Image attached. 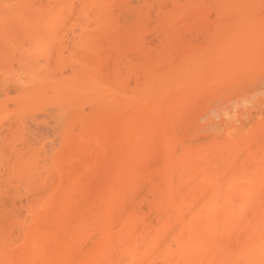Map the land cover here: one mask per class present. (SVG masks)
Instances as JSON below:
<instances>
[{"label":"rangeland","instance_id":"1","mask_svg":"<svg viewBox=\"0 0 264 264\" xmlns=\"http://www.w3.org/2000/svg\"><path fill=\"white\" fill-rule=\"evenodd\" d=\"M5 1V2H4ZM28 1H30V0H0V6L2 7V5L1 4H3V6H4V9H3V7H2V9H1V7H0V13L2 12V14L0 15V16H2V20L4 21L5 19H6V22L5 23H7L8 22V24H3L2 22H0V26H2L1 25V23L3 24V25H5V26H7L8 25V27H5L4 28V26H2L1 28H0V115H2V116H0V132H2L3 130V134L2 133H0L1 134V136H2V138L4 139H2L1 138V140H0V186H1V184H2V187H0V193L1 192H3V191H5V193L3 194V193H1L0 195L2 196V194H3V197H1V199H0V210L2 211V209H3V206L5 205L4 203H5V201H7V205L6 206H12L13 204H12V202L11 201H15V197H16V200L18 201H16V202H14V204H18V205H14V206H12V208L10 209H8L6 206H4V208H6L7 210H11V212L9 211V216H8V211H6V209H4L3 210V215H2V212H1V214H0V218H1V221H2V223H1V221H0V223H1V226H0V232L1 231H3V233L1 232L0 234L2 235V236H0V238L2 239L1 241H0V244H3V246H4V248H5V250L4 251H2V252H4V254H5V256L3 255V253L2 252H0V254L2 253V255H3V259L2 260H0V264H6V262L7 261H5L4 263H2V261L5 259V257H6V259H7V256H8V259L10 260V261H8V263L7 264H12L11 263V261H13L14 259L16 260V262H17V259H18V264H20L21 262V258H23L24 259V255H23V252L25 251L24 250V248H25V246H28L27 248H26V251H27V249H30V251H32L33 250V247H32V250H31V246H29V243H35V241H32L31 242V238L33 237V239H34V233H33V235L32 236H30V234H29V236H27V237H29L30 239H28V238H26V236H25V233H26V229H24L23 230V228H25L24 227V225H25V222L27 221V217H25V215H26V207H27V204L31 201H29L28 199H30V196L32 197V190L29 192L27 189H28V185H29V181H30V179H31V183L33 182V184L35 185V183L34 182H36L37 180H38V182H40L39 180L41 179L40 177H38V171H36V169L34 170V171H36V173L35 174H37V175H34V173L33 174H31L32 172H31V170L30 169H33V166L30 168V166H26V164H25V166H24V168L25 167H28L27 168V170H24V168L22 167V171H21V175L20 176H18V173H20V170L19 169H21V166H19L20 168H18L16 165H18V164H22L23 163V165H24V162H26V161H24L26 158H23V160L22 159H20V158H22L23 157V154L25 155V153L26 152H29L27 149H24V148H29L30 146H31V148L30 149H33V150H31L32 151V154H31V156H33L34 158H35V160H33V157H31L32 158V161L30 162V163H35L34 164V166H36V163H38L39 164V160H37L38 158H39V156H38V154H37V150H40L39 152L41 153V159H47L48 158V155L50 156L49 158H51V162L52 163H54V170L51 172V174L49 175V177H48V174L46 173V170H45V173H44V170L42 171V173L43 174H45L46 175V177H45V179H44V177L42 178V182L44 181V182H46L45 183V187H48V190L49 191H53L55 188H54V186H52L53 184L52 183H54V184H57V183H59V182H62V181H57L56 183L55 182H53V181H56V180H59V179H54V178H58V176H57V173L55 172L56 170H57V172H58V174L61 172L62 173V175H61V178L63 179L64 177H63V174H65V176L67 177V179H68V181H67V179H66V181L67 182H64V184H62V183H59V185H62V186H59V188L60 189H58V186H56L57 188L56 189H58L57 191L56 190H54V191H56L55 192V194L53 195L51 192L49 193V196L51 197L52 195H53V197H52V202H56L57 201V199H58V196H59V199H60V197H62L63 198V195L61 196L60 194H64V191H62L63 189H65V184H67L68 183V187L67 188H69V185H74V181H76L78 184H80V185H83L82 184V182H81V180H79V175H83V171L85 170L86 171V169H84L82 172L83 173H80L81 172V169L79 170V171H77V170H75L76 168H73V166L74 167H77V166H81L82 164H84L85 163V161H84V163H82V162H79V161H83V159L85 158V157H87L89 154H91V158H85V160L86 159H91V167H90V169L88 170L87 169V171L86 172H88V171H90L91 172V174L93 175L94 173H95V171H98L99 169V172L101 171V173L100 174H98V172L97 173H95V174H98L99 176H101V175H104L105 173H104V171L106 172L107 170L105 169L104 170V168L106 167L105 165H107V167H108V163H109V166H110V164H111V161H113V163L114 164H116V163H118V162H116V161H118V159H119V157L121 156V154L118 156L117 154H119L118 153V151H119V149L117 150V154H116V156H113L114 154L113 153H116V145L118 146V144H116L115 145V142L117 141H119V140H121L122 141V139H124L125 140V138H128V137H130L131 135H129V134H131V132L128 134L129 136L128 137H126L127 135L125 134V132L127 131V129H128V127H130L132 124H133V122L134 123H136L137 125H135L134 124V126L133 127H130V128H134V134H136V136L135 137H133L134 139H133V141L135 142H132L131 143V145L133 146V145H135V146H133V147H135V149L136 150H134L133 152H135L136 151V153H138L137 154V156H136V153L134 154V156H136V157H133V155H132V153H130L132 150H130V141H128V140H125L124 141V144H122L121 143V141L119 142V143H121L122 145L120 146V144H119V146L120 147H123V149H125V150H127V148L129 147V150H130V152H129V150L128 151H125L124 150V153H126V155L127 156H129L130 157V160H127V159H125L126 157L123 155V149H121V152L120 153H122V155H123V158H120V160H121V162H122V166H124V164H123V162L124 163H127L128 165H126V167H122L121 168V170H123V173L125 172H127V175H129V178H130V175L131 174H133L134 173V175H136L137 174V181H135L136 182V186L135 187H137L136 189H135V187H134V189L136 190V191H134L135 193L134 194H132L131 195V197L129 198L128 197V194L130 195V189L132 190V187L129 189V192H128V190H126V192H128V193H126L125 192V197H126V194H127V197H126V199H124V200H127V198H128V200H130V202H132L133 203V206L135 207V205H136V213L134 212V214L136 215V217H138V219H139V221H141L142 222V224L144 225V226H147L148 224H150L151 222V224H153V221H152V219H154L155 218V215L157 216V212H158V210H157V205L155 204V201H156V194L158 195V196H160L165 190L163 189V192L162 193H159V192H161L162 191V189H160V188H158V187H160L161 186V183H162V181L164 180V178H167V176L166 177H164V175H168V174H170V175H172L173 174V176H169L170 177V179L171 178H175V170L176 169H178V165L181 167H183L184 168V170L183 169H181L180 167H179V169H181V172H183V174H185L186 173V175H181V174H179V175H177V177L179 176V177H182V181H181V179H180V181H177L176 182V180H175V182L179 185V187H177V184L176 185H174L175 187H172L171 185H170V183L169 182H167L169 185H170V187H169V189H171V193L169 194V195H171L170 197H167V198H169L170 199V203L172 204V202H173V200L175 201V203L176 204H178L179 202H182L183 203V200H185L186 201V199L188 200V198H189V202H193V204H201V206L203 205V203H205L206 201H207V199L210 201V202H213V201H221V203L223 202V201H225L224 203H222L221 204V206H224L225 207V205H227V206H230V208H233V209H238L239 210V208H240V211H242L243 212V216H244V214L246 215V213H249V211L247 210V209H249L250 208V206H251V208L253 207V212H255V210H254V208L256 209V207L257 206H261L262 204L264 205V198L262 199V200H260L259 201V203H258V201H257V198H256V201L254 200V202L255 203H257V204H255L256 206H253L252 204V202H253V199L251 200V205H250V201H249V196L247 197V200H243L244 202H246L247 201V203H248V205H250L249 207L248 206H246V204H244L243 203V201H242V199L240 200L241 201V203H240V201H238V204L236 203V202H234L235 201V199H237V197H243V196H246L248 193H245V195L243 194L242 195V193H241V195H238V193H233L234 194V196H233V194H232V199H230V200H226L227 198H225V196H227L228 194L227 193H225V192H222L221 194H218V192H217V196L219 197V198H217V196H215V195H211V193L209 194L208 192L209 191H212L208 186H207V184L208 185H215V183H217V184H219V185H223V183H225V182H223V180L225 179L224 178V175H228V171L227 170H224L225 172L224 173H226V174H224L223 173V166L222 167H220L221 168V171L222 172H220L218 169H216V170H218V172H220L219 173V175H217V176H219V178H217V179H215V178H213V176L211 177V176H209L208 178H210L211 177V181L209 180H207V178L206 177H203V176H201V174H199V177H197L198 176V173L196 174V171H198L197 169H198V167L196 166L197 164H199L200 165V167H199V169H201V170H203L202 168L204 167V165L202 164V162L203 161H206V160H208L207 159V157L209 158V155H211V156H213V154H215V159H217V160H219V159H221L224 155H221V153L223 152V151H225V150H229L230 149V155H229V157H228V155H227V158H226V160L231 164V163H233V165H236V167L237 168H239V167H241V166H243V167H241V168H246V170L250 173V171H253V165L252 164H254L255 162L257 163V162H259V161H261V160H263V158L261 159V156H264V152H262L263 150H261V148L262 149H264V136H262V135H264L262 132H264V116H263V114H264V111H263V109H264V73H263V71H264V42L262 41V38H258L257 39V37L256 36H258V35H260V36H262L263 37V40H264V33H263V30H264V27H258V28H261L262 29V31H261V29H257L256 30V27H254V29L256 30V31H259V32H256L252 27V30H251V28L250 27H247V33H249V34H247L246 32H244V31H242L241 29L242 28H244V27H239V28H237L236 29V31H230L229 30V32H230V34L231 35H229V32L227 33L226 31H228L227 30V28H226V30H224V29H222V28H225V27H218V26H220L221 25V23H220V18L221 17H219V16H221L220 15V9L218 10V9H216L217 7H215V5H217L218 6V2L217 1H223V0H200L199 2L201 3H197V1L198 0H191V1H189L190 2V4H191V2H193L192 4H191V6H194L193 8L190 6V4H189V2L186 0H182L181 2H179V3H176V2H174L173 0H172V2H174V3H172L171 2V0H165V1H167V2H165V3H167V4H169L170 6V8L171 9H169V7H168V9H169V12H165V13H168L169 15H173V13L174 14H183L182 15V17H181V15H179V16H177V17H180V18H177V17H175V18H177L176 20V22H177V25L176 26H174V23H176L175 21L173 22V25H172V23H171V25L172 26H169V28L168 27H160V29H159V27H158V23L157 24H154V23H156V22H158V20H157V17H158V15L159 14H162V13H164V12H162V11H164V10H166V11H168L167 10V8H166V4H165V6H164V8H160L159 6L157 7V5H155L154 6V4H156V3H158V1L156 2V3H154L153 2V0H148V2L149 3H151V6H150V8H149V10H148V12H150L149 13V15H151V16H148V14L146 13V15L144 16V20H142L143 19V7L142 6H145V5H147V3H145V2H147L146 0H144V4H142L143 2H142V0H138V2H142L141 3V5H140V7H142L140 10L142 11H140L139 9V12L140 13H138L137 14V16L139 15L140 17H142V18H140L139 16H138V18H140V19H138L137 20V18H135L133 15H132V18L130 17L131 16V12L128 10V7H129V9H131V11L134 13V15L136 16V10H135V8H137L136 6H139V4L138 5H136L135 6V4H136V1L134 0H131V2H133L132 4L135 6V8L133 7V5L131 4V2H129L130 0H123V1H121V2H117V0L115 1L114 0V2H117V3H119L118 5H116L117 3H115V5H114V7H113V4H112V0H110L111 1V4H108V3H110V2H108V3H106V5H108L109 7H110V9H111V11L112 12H114V14L115 15H113L109 10L107 11V10H105V11H107V12H104L102 15L105 17V18H103L102 17V19H101V17H99L100 18V20H102V22H104V20L103 19H105V21L106 22H110V24L108 23V24H106V25H103V23L101 24V26H107V27H104V28H101V29H98V30H100V31H94V29H96L97 27H99V26H97L96 28H95V26L93 27V32L92 33H96V34H94L95 36L97 35L99 38H101L100 39V41L98 42V43H100L101 45H103V47L101 46H99V45H97L98 43L96 42V40L95 41H93V39H95V37L93 36L92 37V42H96L95 43V45H97L98 46V48H92L91 46H89V44L87 43V47H89V50H91V51H89L88 50V48H87V50L86 51H82V50H80L79 49V47H80V44H79V47H77V48H75L74 49V45H75V42L77 41V40H84V39H82V38H88V37H91V36H85V34H83V31H81V27L83 28L84 26V21L86 20V19H88L87 18V16H85L86 18L84 19L82 16H81V14H79L78 15V13L80 12V10H82V9H80L79 10V12L77 13V11L76 10H74V9H77V6L80 4L81 5V2H83L82 0H81V2L79 3V2H77L78 0H76L75 2H77V3H75V7H72V9H71V6H73L74 5V1H73V3H70L71 1L69 0V1H67L68 3H70V4H65V5H70V9L72 10V14H74L76 17H74V16H72L73 18H77V19H79V24H77L78 22L75 20H73V18H68L69 16L67 15V17L66 16H63L62 14L60 15L59 13H57L58 11H60L62 8H67L68 6H64L63 5V2L64 1H62V5L64 6H62L61 5V3L60 2H58V7L57 8H61V6H62V8L61 9H56V7L55 6H57V4H56V2L55 1H57V0H55L54 2H55V5L53 6V4L54 3H52L51 5L53 6V8H51L52 6H50V4H48L49 2L48 1H51V0H43V1H40V0H31V2H28ZM34 3H33V2ZM38 1H40V2H38ZM45 1L47 2V4H45L44 5V7L43 6H41V5H43L44 3H45ZM59 1V0H58ZM85 1V0H84ZM97 1H99V0H97ZM102 1V0H101ZM101 1H99V2H101ZM180 1V0H179ZM210 1V2H209ZM216 1V2H215ZM225 1V0H224ZM223 1V2H224ZM231 1V0H230ZM229 1V3H236L237 1L235 0V2H233V1H231L230 2ZM246 1V0H245ZM249 1V3L250 2H253V0H247L246 2H248ZM256 0H254V2H255ZM262 1L263 0H258V2L261 4L262 3ZM2 2V3H1ZM7 2V3H6ZM19 2V3H18ZM22 2H23V8H24V10H23V8H22ZM27 2V3H26ZM66 2V3H67ZM89 2H91V0H89ZM88 2V3H89ZM95 2H96V0H95ZM98 2V3H99ZM103 2V1H102ZM101 2V4L102 5H104L103 3ZM104 2H106V0H104ZM137 2V3H138ZM163 2L164 1H162V5H164L163 4ZM184 2H186L185 4H183ZM187 2H188V4H187ZM204 2V3H203ZM209 2V3H208ZM226 2V1H225ZM18 3V4H17ZM25 3H26V5H28V6H25ZM36 3H37V7H36ZM86 3L87 2H85L84 3V6L86 7V9L92 4V2L89 4V6H86ZM98 3L96 4L97 5V7H98ZM125 4V6H124V4ZM135 3V4H134ZM154 3V4H153ZM176 3V4H175ZM207 3V4H206ZM212 3V4H211ZM6 4V5H5ZM17 4V5H16ZM34 5V7L32 6V5ZM83 4V3H82ZM94 4V5H95ZM131 4V6H132V8H131V6H129ZM153 4V5H152ZM159 4V3H158ZM177 4H179V5H181V7L180 6H178ZM194 4V5H193ZM8 5L10 6L9 7V9L10 8H12V6L11 5H14L15 7H17L18 9H20V8H22V10L23 11H21V9H20V11L18 10V9H16V8H14L15 10H13V9H10V10H12V11H10L9 9H8ZM19 5V6H18ZM40 7H39V6ZM48 7H47V6ZM79 5V6H80ZM88 5V4H87ZM95 5V6H96ZM102 5H99V7L97 8V9H101V7H102ZM120 5H122V8H121V6ZM175 5V6H174ZM184 5H186V6H184ZM187 5H189V7H187ZM210 5H212V6H210ZM21 6V7H20ZM30 6V7H29ZM45 6L49 9V8H51L50 10L52 11V9H56V10H54L57 14H59L60 15V18H59V20H60V22H62L61 24H64L66 21L67 22H69L70 23V21H71V23L70 24H68L67 22V24H68V26H66L65 24H64V27L65 28H63V30H61V29H59L60 27H62V25H60L59 27H57L58 28V30H61V31H59V33L57 32V28H54L53 27V29L55 30V32H57L56 34H53V33H51L52 35H57V34H60V38L59 37H57V36H59V35H57L56 37L55 36H50V34H48V42H52V41H55L52 37H54V38H57L56 40H58V43H56V41L54 42L55 44V46H53L54 48V51L55 52H53L52 51V49L51 50H49L50 52H49V55H50V57L48 56L47 57V50L49 49L48 47L50 46V48H52V44L53 43H51V45L48 43L47 45H46V47H44L45 45H43V47L41 48V50H39L38 51V44L37 43H35V41L37 42V40L39 41V36H38V34H39V32H40V29H38L39 27L37 26V21L39 20V19H42V18H40L39 17V15L42 17V15L41 14H39V13H46L45 11H47L48 9L46 8V10H44L45 9ZM78 6V7H79ZM83 6V5H82ZM83 6V7H84ZM92 6V5H91ZM94 6V7H95ZM101 6V7H100ZM211 8H210V7ZM26 7H29L28 9L26 8ZM39 7V8H38ZM85 7L83 8L84 9V11H85ZM94 7H92V8H94ZM104 7V6H103ZM107 7V6H106ZM108 7V8H109ZM112 7L114 8V9H112ZM115 7H117V8H115ZM153 7H157V8H153ZM178 7V8H177ZM219 7V6H218ZM64 8V10H66ZM80 8H82L81 6H80ZM95 8V11L97 10ZM107 8V9H108ZM175 8H176V10H175ZM191 8V9H190ZM200 8V9H199ZM30 9V10H29ZM31 9H33V10H31ZM39 9V10H38ZM41 9V10H40ZM79 9V8H78ZM99 9V10H100ZM102 9H104V8H102ZM106 9V8H105ZM125 9V10H124ZM127 9V10H126ZM153 9V10H152ZM155 9V10H154ZM156 9H159V10H157L156 11ZM5 10H9L10 12H12L13 13V11L15 12V14H20L21 15V13L23 12V14H24V16L23 15H21V18H20V16L17 14V17H19L20 19H25V16L27 17L28 15L29 16H31V17H29L28 16V18H30V21H29V19L28 18H26L24 21L26 22V23H24V21L23 20H19L20 22H22L23 21V23H24V25L26 26V25H28V27H30V26H32L33 25V23H34V25H35V27H38V28H36V30L38 29V31H34V30H32V28L34 27H30L31 28V30H30V28H26L22 23V25L24 26V27H22V25H19L20 24V22H18L17 24L19 25L18 27H14V25L16 26L17 24H15L16 23V17H14V15L15 14H13V18H11L12 17V14H10V12L9 11H7L8 12V14L7 15H9V17H10V19H12L11 21L9 20V17L7 18L6 16V13H4L3 14V12L5 11ZM34 10L36 11L35 12V14L36 13H38V11H39V13L38 14H34ZM38 10V11H37ZM42 10H44L43 12H42ZM98 10V11H99ZM175 10V11H174ZM181 11V12H177V11ZM186 10V11H185ZM192 12H191V11ZM214 10V11H213ZM49 11V10H48ZM67 11V10H66ZM66 11H62L63 12V14L64 13H68V11H70V10H68L67 12ZM84 11H82V13L84 12ZM93 10H91V7L89 8V10H86V14L88 15V14H90V15H93V16H90V15H88V16H90V17H92L91 18V21L92 20H94L93 18H95L96 16H97V14H96V12H92ZM127 11V13H128V11L130 12V14L128 13L127 15L128 16H123L124 14H122V13H125ZM144 11H145V8H144ZM158 11H160L159 13H158ZM6 12V11H5ZM17 12V13H16ZM24 12H28L27 14L26 13H24ZM118 12V16L116 15V13ZM177 12V13H176ZM183 12H185V13H183ZM93 13V14H92ZM99 13H100V11H99ZM109 13V14H108ZM119 13H121V14H119ZM145 13V12H144ZM157 13V14H156ZM217 13H219V15L217 14ZM26 14V15H25ZM32 14V15H31ZM66 14H64V15H66ZM111 14V15H110ZM209 14V15H208ZM213 14H215L214 16H213ZM3 15H5V16H3ZM33 15H34V17H33ZM78 15V16H77ZM106 15V16H105ZM112 17V15H113V17L115 16L116 17V19H114V20H108L109 18H110V16ZM165 15V14H164ZM184 15H185V17H184ZM200 15V16H199ZM210 15H211V17H213V18H211L210 17ZM22 16L24 17V18H22ZM36 16H38V17H36ZM70 16V17H71ZM95 16V17H94ZM119 16H120V18H119ZM121 16H123L124 18H127L128 20L130 19H136V23H135V21H133L134 23H135V25H137V27L135 26V25H133L132 24V22H130V23H128L127 25L128 26H131L132 27V25H133V27L132 28H130V27H128L127 25H126V21L127 20H125V24L122 22V21H124V19L123 18H121ZM136 16V17H137ZM147 16H148V18H147ZM157 16V17H156ZM160 17L161 16H163V15H159ZM197 17V18H194V17ZM216 16H217V18H216ZM4 17V18H3ZM6 17V18H5ZM63 17V18H62ZM66 17V18H65ZM98 17V16H97ZM107 17H109L108 19H106ZM130 17V18H129ZM151 17V18H150ZM156 17V18H155ZM219 17V18H218ZM15 18V19H14ZM31 18H33V19H37L36 21L34 20V22H33V20L31 19ZM98 18V19H99ZM147 18V22H145L146 19ZM153 18H154V20H153ZM174 18V19H175ZM190 18V19H189ZM209 18H211V19H209ZM7 19L10 21V23L11 24H9V21H7ZM13 19H14V24H13ZM97 19V18H96ZM97 19V20H98ZM158 19H160L159 17H158ZM192 19H193V21H192ZM194 19H196V20H194ZM205 19V20H204ZM213 19V20H212ZM222 19V18H221ZM18 20V19H17ZM81 20L83 21V22H81ZM90 19H88V20H86L87 22L89 21ZM97 20H95V21H97ZM100 20H98L97 22H99V23H101L100 22ZM108 20V21H107ZM148 20H150V21H148ZM152 20V21H151ZM179 20V21H178ZM1 21V20H0ZM30 23H29V22ZM72 21H73V25H74V22H77L76 24H75V27L74 26H72L71 24H72ZM118 21V22H117ZM121 21V22H120ZM139 22V24L141 23V21H144L143 23H141V25L142 26H146V28H144L143 27V29L141 30V25L139 26L138 25V22ZM160 21V20H159ZM182 21V22H181ZM194 21H195V23H194ZM212 21H214V22H212ZM32 22V23H31ZM35 22H36V24H35ZM39 22H42V20H39ZM80 22H81V24H80ZM86 22V25H88V23ZM97 22H90V23H92V24H90L89 23V27H91V25H94L95 23H97ZM105 22V23H106ZM114 22H117V23H119V28H120V25L122 24V25H124V27H125V25H126V27H127V30L130 28V33H132L131 34V36L132 35H134L135 33V38L133 37V39H136L135 41L129 36L130 35V33H129V35L126 33V32H128L127 30H125L126 29V27L123 29V30H125V32H123V33H121L120 31H119V28H118V26H117V24H114ZM149 22V23H148ZM82 23H84V24H82ZM113 23V24H112ZM219 23H220V25H219ZM29 24H32V25H29ZM60 24V23H59ZM130 24V25H129ZM132 24V25H131ZM149 24H150V28H149ZM153 24V25H152ZM180 24V25H179ZM184 24V25H183ZM197 24V25H196ZM13 25V26H12ZM39 25V24H38ZM71 25V26H70ZM79 27L78 28V32H76V30L77 29H75L77 26ZM80 25V26H79ZM82 25V26H81ZM86 25H85V27H84V33H86V30H85V28H87L86 27ZM114 25V27L115 26H117L116 28H114L115 30H114V32L112 31L113 30V28H112V26ZM122 25H121V29H122ZM193 25V26H192ZM200 25V26H199ZM218 25V26H217ZM10 26V27H9ZM12 26V27H11ZM110 26H111V28H110ZM155 26H157V27H155ZM174 26V27H173ZM183 26V27H182ZM197 26V27H196ZM216 27V28H213V27ZM69 27V28H68ZM71 27V28H70ZM91 27V28H92ZM140 29H139V28ZM151 27H153V28H151ZM196 27V28H195ZM217 27H218V29H217ZM24 28V29H23ZM91 28H88V30H91ZM106 28L109 30L108 32H107V30H106ZM110 28V29H109ZM136 28H138V29H136ZM154 28H155V30H154ZM162 28H163V30H162ZM171 28H172V30H171ZM176 28H178L177 29V31H175L176 30ZM193 28V29H192ZM213 28V29H212ZM229 28V27H228ZM232 28V27H231ZM230 28V29H231ZM27 29V30H26ZM34 29V28H33ZM53 29H52V31L51 32H53ZM68 29H70V31H71V36L72 35H74V34H76L77 36H79V33L81 34L80 35V37L83 35V37L82 38H79V39H77L78 37L76 36L75 37V35H74V37L72 36V37H70V34H69V32L67 31ZM72 29H74L75 30V33H74V30H72ZM116 29H118V31L117 32H120L123 36L125 35V33H126V35L127 36H129V37H127V40H125V37H120L121 35H120V33H119V35L117 34V32H116ZM120 29V30H121ZM131 29H133V30H131ZM135 29V30H134ZM149 29V30H148ZM164 29H166V30H164ZM175 29V30H174ZM185 29V30H184ZM197 29H199V30H197ZM245 29V28H244ZM29 30V31H28ZM83 30V29H82ZM87 30V31H88ZM112 32H111V31ZM137 30V31H136ZM145 30V31H144ZM158 30V31H157ZM174 30V31H173ZM183 30V31H182ZM223 30V31H222ZM231 30H235V28L234 29H231ZM254 30V31H253ZM32 31V32H31ZM42 31H43V29H42ZM41 31V33L40 34H42L43 32ZM107 33H106V32ZM139 31H141V32H139ZM181 31V32H180ZM201 32V33H199V32ZM245 31H246V29H245ZM30 33L31 32V34H28L27 35V33ZM38 32V34H37V36H34V35H36L35 33H37ZM54 32V33H55ZM65 32V33H64ZM73 32V33H72ZM100 32L102 33V34H100ZM104 32V33H103ZM109 32L111 33V34H109ZM157 32V33H156ZM175 32V33H174ZM178 32V33H177ZM197 32V33H196ZM209 32V33H208ZM234 34H233V33ZM240 32H242V33H244V34H240ZM250 32H256V33H253V34H250ZM260 32H262V34L260 33ZM46 33H47V31H46ZM66 33H67V35H66ZM91 33V32H90ZM89 33V31H88V34H86V35H89L90 34ZM112 33H114V34H112ZM115 33H116V35L117 36H114L115 35ZM134 33V34H133ZM139 33V34H138ZM141 33V34H140ZM160 33V37H161V35L163 34V35H165L166 33H168L169 35L167 36V34L165 35L168 39H171V40H168L165 36H162L161 37V40L162 39H164L163 37H165L166 39H167V42H168V44L166 43V39H164V40H162V41H164L163 43L167 46H163L162 44L163 43H160V42H162L161 40L159 41V39H160V37H159V34ZM177 33V34H176ZM180 33V34H179ZM260 33V34H259ZM34 34V35H33ZM105 36H104V35ZM182 34V35H181ZM184 34V35H183ZM198 34V35H197ZM201 34V35H200ZM255 34V35H254ZM257 34V35H256ZM11 35V36H10ZM29 35H31V36H29ZM33 35V36H32ZM43 35V34H42ZM41 35V36H42ZM100 35V36H99ZM101 35H103V37H101ZM108 35H110V36H112V37H110V39L108 38ZM125 35V36H126ZM136 35H138V36H143L144 37V35H145V39H147L146 40V43H145V39L144 38H142V40H141V37H139L138 38V36H136ZM156 35H158V36H156ZM173 35V36H172ZM174 35H176V36H174ZM185 35H186V37H185ZM190 35V36H189ZM193 35V36H192ZM205 35V36H204ZM234 35H235V37L237 36V39H238V36H240L241 37V40L244 38V36L245 35H249V36H251V39L252 40H250V37L248 36V40H250V41H254L253 42V44L255 45V44H260L261 42V44L260 45H262L263 47H257L256 45L253 47V49L255 48V49H257L256 51L254 50V51H251V50H253V49H250V51H249V58H247L245 55L247 54H244L243 55V53H245L244 52V50H242V52L240 53V49L242 48V44H246V43H241L240 45H237V42L235 41V44H236V46H238V48L240 47V49H238V50H240L239 52H237V57H239V55H243V57L245 56L247 59H243L244 60V62H245V64L243 63H241V61H240V58H238L239 60H237V58L236 59H234V57H231L232 55H233V52L234 51H237V50H235L236 48L235 47H232V48H234V49H230L231 51H233V52H230L229 51V48H228V50L226 49V47H225V49L226 50H223V47L225 46V45H227L228 43H229V41L227 42V39L228 40H230V42H233V44H228L227 46L228 47H230L229 45H235L234 44V39H235V37H234ZM252 35H254V38H252ZM52 38V40H51V38ZM65 37V38H62V37ZM119 36V37H118ZM147 36V37H146ZM155 36V37H154ZM170 36V37H169ZM212 36V37H211ZM217 36V37H216ZM233 36V37H232ZM242 36H243V38H242ZM12 37V39H10ZM31 37H32V39L34 40H32L31 39ZM34 37V38H33ZM70 39V41H74L75 39H77L76 41H74L73 43H71L70 41H68L69 39ZM118 37V38H117ZM138 39H137V38ZM154 37V38H153ZM171 37H173V38H171ZM176 37V38H175ZM190 37V38H189ZM197 37V38H196ZM211 37V38H210ZM232 37V38H231ZM239 37V38H240ZM247 37V36H246ZM244 38V39H247V38ZM29 38V39H28ZM35 38H36V40H35ZM38 38V39H37ZM50 38V39H49ZM59 38V39H58ZM73 40H72V39ZM85 39V40H88L89 42H91V40H90V38L89 39ZM99 38H96L97 40H99ZM107 38V39H106ZM152 39V41H150V39ZM156 38V39H155ZM159 38V39H158ZM195 38V39H194ZM234 38V39H233ZM28 39V40H27ZM60 39H63V41L62 42H60L59 43V41H60ZM68 39V40H67ZM115 41H114V40ZM128 39H130L131 41H128ZM143 39H144V41H143ZM175 39V40H174ZM183 39H186L185 41L183 40ZM199 39L202 41H199ZM211 39V40H210ZM221 39V40H220ZM254 39V40H253ZM30 40V41H29ZM84 40V41H85ZM113 41V42H109V41ZM140 40V41H139ZM192 40V41H191ZM219 40V41H218ZM225 40H226V43L227 44H225ZM236 40V39H235ZM239 40V39H238ZM240 40V41H241ZM247 40V41H248ZM257 40H258V42H257ZM260 40V41H259ZM28 41V42H27ZM83 41V42H84ZM129 42V43H127V42ZM141 41H142V43H141ZM159 41V42H158ZM189 41V42H188ZM196 41V42H195ZM211 41V42H210ZM240 41H239V43H240ZM78 42V41H77ZM82 42V43H83ZM87 42V41H86ZM133 42V43H132ZM154 42V43H153ZM156 42L158 43V44H156ZM171 42V43H170ZM195 42V43H194ZM224 42V43H223ZM78 43H81V42H78ZM81 43V44H82ZM119 44V46H118V44ZM175 43V44H174ZM179 43V44H178ZM185 43V44H184ZM204 43V44H203ZM222 43V44H221ZM84 44V43H83ZM93 44V43H92ZM92 44H90V45H92ZM116 44H117V46H118V50H120V52L119 51H116ZM154 44V45H153ZM155 44H156V46H155ZM159 44H161V48H160V45ZM170 44H172V45H170ZM176 44H177V46H176ZM181 44V45H180ZM191 44V45H190ZM218 46L219 44V47L217 48V47H215L216 45ZM224 44V45H223ZM251 44V43H250ZM253 44H251V47H250V45H248V43L246 44V45H244V46H249L250 48H252V46H253ZM40 45V44H39ZM77 45V44H76ZM154 47H153V46ZM158 45H159V47H158ZM170 45V46H169ZM189 45V46H188ZM193 45H195V47L193 46ZM208 45V46H207ZM211 45H213V46H211ZM242 45V46H241ZM260 45H258V46H260ZM78 46V45H77ZM113 46V47H112ZM116 46V47H115ZM121 46V48L119 49V47ZM173 46H175L174 48H173ZM184 46V47H183ZM243 46V47H244ZM107 47H108V49H107ZM115 47V48H114ZM123 47H124V49H123ZM153 47V48H152ZM158 47V48H157ZM166 47V48H165ZM169 47H170V49H169ZM187 47V48H186ZM230 47V48H231ZM47 48V49H46ZM69 48V49H68ZM81 48V47H80ZM84 48V46L82 47V49ZM102 48V52H101V50H99V49H101ZM143 48H145V49H143ZM163 48H165V49H163ZM172 48V49H171ZM193 48H195L194 50H193ZM78 50V52H77V50ZM104 49H105V51H104ZM107 49V50H106ZM110 49H111V53H110ZM113 49H114V51H113ZM141 49L144 51H147V49H148V51L149 52H146L145 54L146 55H142V54H140L141 52H143V51H141ZM160 49V50H159ZM191 49V50H190ZM204 49V50H203ZM211 49V50H210ZM242 49H245V47L244 48H242ZM69 50H71L70 52H69ZM83 50H85V48L83 49ZM96 50L98 51V53L99 54H97L96 53V55L95 56H92L91 54L93 53V51H95L96 52ZM109 50V51H108ZM122 50V51H121ZM156 50V51H155ZM207 50V51H206ZM249 49H247V50H245V51H248ZM263 50V51H262ZM45 51H46V53H45ZM106 51H108L110 54L108 55V52H106ZM144 51V52H145ZM167 51V52H166ZM218 51L221 53L220 54V56H222V55H225V54H223V52H228L227 54L229 55L230 53V55L229 56H227V55H225V56H222V57H226L227 59H229V61H227V63L229 62H231L230 60H231V58H233L232 59V62H231V64H229L228 63V65H226L227 66V68H228V66H229V70L231 71V72H229V73H227V72H225L226 71V68H225V61H223V64H222V66H221V62H216V57H217V53H218ZM44 52V53H43ZM77 52V53H76ZM117 52V54L120 56L121 54V52H122V55H124V57L126 58V56L128 55L129 56V53L131 54V55H133L134 56V58H136V56H137V54H139L140 55V57L139 56H137V59L139 60L140 58V60L137 62H135V61H133V62H131V64H129L130 63V61H131V59L133 58L131 55V59L128 57V60H127V58L125 59V60H127L129 63L127 64V61H126V63L123 61L122 62V60H123V58L124 57H122V56H120V58L119 57H117L118 55H115V53ZM178 52H179V54H178ZM192 52V53H191ZM230 52V53H229ZM251 52H254V54L257 52V54L255 55V57L253 58V56L251 57ZM52 53V54H51ZM62 53H63V55H62ZM65 53V54H64ZM101 53H104V55H103V57H104V59H103V57H101L102 56V54ZM114 53V54H113ZM127 54V55H125V54ZM177 53V54H176ZM203 53V54H202ZM235 53V52H234ZM46 54V55H45ZM58 54H59V56H58ZM60 54H61V56H60ZM85 54V55H84ZM88 54V55H87ZM92 56H90V55ZM150 56H149V55ZM170 54V55H169ZM191 54V55H190ZM213 54V55H212ZM216 54V55H215ZM253 54V55H254ZM94 55V54H93ZM99 55V57H101L100 59H99V57H98V59L96 58L97 56ZM101 55V56H100ZM107 55H108V59H107ZM148 55V56H147ZM161 55H165L164 57H165V59L163 58V56H160ZM174 55V56H173ZM176 55V56H175ZM190 55V56H189ZM218 55H219V53H218ZM262 55V56H261ZM39 56V57H38ZM45 56V57H44ZM81 56V57H80ZM88 56V57H87ZM116 56V57H115ZM145 56H147L148 58H145ZM154 56V57H153ZM157 56H159L160 58H162V59H164V61L162 60V59H160L159 60V57H157ZM187 56V57H186ZM212 56V57H211ZM219 56V57H220ZM49 58L50 60H51V62L49 61V60H47V58ZM59 57H61V58H59ZM80 57V58H79ZM84 57H85V59H84ZM87 57V58H86ZM122 57V58H121ZM149 57H153L154 59L153 60H155L154 62H151L150 60V62L152 63V67H150L149 66V64H150V62L149 61H147L148 59H150ZM157 57V58H156ZM169 57V58H168ZM186 57V58H185ZM195 57V58H194ZM206 57V58H205ZM219 57H217L218 58V60H219ZM221 57V58H222ZM229 57V58H228ZM262 57V58H261ZM78 58V59H77ZM116 58H118V59H116ZM144 58V62L142 61V59ZM178 58H180V59H178ZM213 58H214V60H213ZM226 58L224 59V60H226ZM253 58V59H252ZM47 60V62L49 63V65L50 64H52V65H50V66H47L46 68L48 69V67L49 68H51L52 67V69H50L51 70V72H49L48 70H46V68L44 67L45 65H47L48 63L46 62V64H45V61ZM60 59H61V61H60ZM82 59V62H84V65H86V63L88 64V65H90V66H95V68H93V69H96V71L95 70H93L92 69V67H91V69H89L90 71L91 70H93V72H98V75H99V73H102L103 72V70H105L104 68L105 67H107L106 68V72H108V71H110V69H111V72L113 71V72H118V74L117 73H114L113 74V72L111 73V72H109L108 73V75H109V79L111 80L110 82H112L113 84L111 85V86H113V87H115L119 92H120V94H119V92H117V90L115 91V88H113V89H106V88H111L110 86H108L109 85V83L110 82H108V80H106V78H107V74H105V72H103L101 75H95V79L96 78H101V76L103 75V74H105L104 76H103V80H104V82H102L101 80L102 79H99V80H97V81H95V79L94 78H92V76H90V75H93L94 76V74H96V73H92L91 74V72L89 71V72H84V76H86V75H88L87 76V78L89 79H91V80H93L94 79V82H97V85H98V81H101V85H98L97 87H98V89H99V86L101 87L99 90H100V92L102 91L103 93H105V99L103 98V93H99V91H95L94 90V92H95V94H96V92H98L97 93V96L95 95L94 96V98L96 99V101H95V103L98 101L97 100V98L96 97H99L98 96V94H102V96H100V97H102L103 98V100H105L104 102L105 103H102L103 101L101 100L102 98H98L99 99V104H93L94 103V101H92V102H89V101H91V99L93 98L92 96L94 95V93H93V95L91 96H89V93L90 94H92V89H90L91 91L89 92L88 91V94L86 95L87 96V98H85L86 96H85V94L86 93H84V92H81L80 90H82V89H80V90H78V89H76V90H74V89H72V91L74 90V91H76L75 93L73 92L72 94L73 95H79V94H82L83 96H82V103H80L81 101L79 100V99H81L80 97H81V95H79V98L77 97H74L71 93H70V96H71V101H68V100H70L69 99V96L67 95V93L66 94H64V93H62V94H60L61 96H62V98L63 99H65L64 97H67L65 100H66V102L68 101L69 103L70 102H73L74 101V99H76V100H78L79 101V105L78 106H76V107H81V109H84V107H85V109L83 110V111H85V113L86 114H84V115H82L81 116V114L80 113H82L83 114V112L81 111V109H79V112H76V115L77 116H80L81 117V119L85 116V117H87L86 115H89V113H90V117L91 118H93V117H96L99 113H101V111H100V109L102 108L103 109V111H102V113L104 114V118H103V116L101 115V114H99V115H101L102 117V120H98L97 118L99 117V116H97L95 119H97L98 121H100V126H98V127H102V126H104L105 127V125H107V126H109V127H107L106 126V128H104V130H103V127L101 128V129H99L100 130V132H97V134H99L100 135V133H101V135H102V137H104V139H101L100 138V136H98V135H96L95 137H97V139H98V137L101 139V140H103V141H105L104 143L101 141V142H99V143H97V144H100V143H102V144H100L101 146H99V145H96L97 146V150L99 149V147H100V152H99V157H98V154H97V150H96V146H95V149L94 150H96V153H95V155L93 154L94 152H93V149H92V144L90 145L91 147V149H89L88 148V146L89 145H87L86 144V140H87V142L89 143L90 142V140L92 139L93 140V135H95L96 134V131H98V128L96 127V128H94V129H96V131H94L95 133H93L92 132V136H89L88 138H90L91 137V139L90 140H88V138H87V135L88 134H90V133H88L90 130H91V128L89 129H87V127H90L91 125L90 124H92L93 123V121H92V123H91V120H90V117L88 116L87 118H88V120H86V121H88V122H86V121H84L85 119H83V120H81V119H78V120H80V121H77V118H76V120H72L73 122H72V124H74V121H76L77 123L76 124H78V127H79V129H80V125H81V123L82 122H84V123H82V127L84 126L83 124H85V126L82 128V129H80V132H81V130H82V134H87V135H85V137L87 138H84V137H81V135L82 134H80L79 135V133L80 132H74V129L70 126L69 128H72L73 130V134L72 133H70L69 131V133H70V136H71V134H72V136L74 137V135L76 136V137H78V141H80L81 139L83 140V139H86V140H83V142H82V145L83 144H85L84 146H83V150H84V147L86 146L87 148H88V151H87V148L85 147V150H86V152L84 153V156H82V157H84L83 159H82V157L80 158V156H79V152H82L80 149V151L77 153V149L76 148H78L79 146L81 147V144H79V146H77V147H74V148H70V147H68V150H70L71 149V151H68L67 150V147L66 146H68V144L70 145V144H74V142H73V140H75V138L76 137H74V139L72 138V137H70L69 135H67L68 134V132L66 131L65 133H67L66 134V136H68V137H70V139H72V140H70L68 137V140H67V138H66V140L65 141H67V142H64V139L65 138H62V137H64V135H62V134H60V133H62L61 132V130L59 131L58 130V132H57V129H56V127H58V125H55L54 126V122H53V120L52 119H50V120H52L51 122L49 121V118H48V115H46V113H47V111H48V113L47 114H49V110H50V108H51V105H52V103H50V102H48L49 100L48 99H50L51 100V102L53 101L54 103H53V105H55V98L57 97L56 95H54V98H52L53 96H49V97H47V94L48 95H50V94H52V91H53V89L51 88V90L49 89L50 88V86L51 87H53L52 85H51V83L52 84H54V82H57V80H53V78H50V81H52V82H50L48 79H44V78H47V76H49V74L47 75L46 73L43 75V73L44 72H42V71H44L45 70V72L46 71H48V73H51L50 74V76L53 74V73H55V72H57V73H59L60 72V70L62 69H64L63 70V72L66 74V76H67V79H69L70 80V78H74V76H75V78H76V75H77V73H79L78 72V68L77 67H75L74 65H77V64H80L79 63V61ZM97 59V60H96ZM102 59H103V61H102ZM116 59V60H115ZM120 59V60H119ZM122 59V60H121ZM130 59V60H129ZM173 59V60H172ZM241 59H242V57H241ZM39 60H41V61H39ZM74 60H75V62H74ZM84 60V61H83ZM99 60V61H98ZM104 60H105V62H104ZM133 60V59H132ZM145 60H146V62H145ZM157 60V61H156ZM167 60H169V62H166ZM177 60L179 61V62H177ZM183 60V61H182ZM223 60V59H222ZM246 60H247V62H246ZM262 60V61H261ZM43 61H44V63H43ZM95 63L94 65H92L93 64V62ZM97 61V62H96ZM100 61H101V64H100ZM115 61H120V62H118V64L117 63H115V66H114V62ZM143 63H142V62ZM173 61V62H172ZM215 61V62H214ZM219 61H221V60H219ZM254 61V62H253ZM63 62H65L64 63V66L62 65L61 66V63ZM71 62V63H70ZM99 62V63H98ZM102 62H104L103 64H104V68H102V66H103V64H102ZM160 62H161V64H160ZM163 62V63H162ZM249 62V63H248ZM259 62H260V64H259ZM53 63H54V65H53ZM75 63V64H74ZM140 64L139 66H145L144 68V72L143 71H139L140 70V68L141 67H139V66H137V68L135 69V71L133 72V70H134V68L136 67V64ZM158 63V64H157ZM167 63V64H166ZM169 63H170V65H169ZM226 63V64H227ZM240 63V64H239ZM247 63V64H246ZM58 64H60V65H58ZM97 64V65H96ZM101 66H100V65ZM106 64H107V66H106ZM120 64H122L121 66H123V67H127V69L128 70H126L125 68L123 69L124 71L126 70L127 72H129L131 75L133 74H135L134 75V78H135V76H136V79L138 78V76L137 75H139L141 72H143L142 73V75H143V79H145L144 80V83L142 82V84H140V82L139 83H137V85H139L140 84V86H142L143 87V89H141L139 86L137 87V85H135L136 87H134V84H136L135 82L133 83L132 81H134L133 79H132V81H130V79L131 78H133V75L132 76H130L129 75V73H127L128 74V76L129 77H127V74L123 71V74L124 75H122V81H119V80H121V76H119V74L121 73L120 71L122 70V68L123 67H121L120 66ZM132 64L135 66L134 68H133V70H132V72H131V70H130V68H129V66H132ZM137 64V65H138ZM153 64H154V67H153ZM166 64V65H165ZM200 64V65H199ZM235 64V65H234ZM238 64V65H237ZM242 64V65H241ZM252 64V65H251ZM256 64V65H255ZM23 65V66H22ZM26 65V66H25ZM44 65V66H43ZM70 66V68L68 69V67ZM83 65V64H82ZM118 65V68L116 67ZM174 65V66H173ZM189 65V67H187ZM218 65H219V67H218ZM240 65V66H239ZM253 65H255V66H253ZM32 66V67H31ZM37 66H38V68H37ZM57 66V67H56ZM59 66H60V68H59ZM68 66V67H67ZM98 66H100L99 68H98ZM146 66H147V68H149L150 70H147V71H149V73H148V75L146 74ZM171 66V67H170ZM196 66H198V67H196ZM215 66H217L216 68H217V70H218V73H217V71L216 72H214V70H216V69H214V67ZM224 66V67H223ZM237 66V67H236ZM249 66V67H248ZM251 66H253L251 69V72L250 73H252L253 75H254V78H252V79H250V81H251V83L248 81L249 79V75L247 76V82H246V80L244 81V82H242L243 80H244V76H245V74H243V73H246V72H244V71H249V70H246L244 67H248V68H250ZM63 67V68H62ZM79 67H80V65H79ZM86 67V66H85ZM88 67L89 66H87L86 68L88 69ZM97 67V68H96ZM114 67H116V68H114ZM119 67L121 68V70L119 69ZM180 67V68H179ZM196 67V68H195ZM210 67H212V69L210 68ZM263 67V68H262ZM45 68V69H44ZM74 68H77V69H75V70H77V73L76 72H74V73H76V74H73V71L72 70H74ZM85 68V69H86ZM103 69V70H101V69ZM152 68L154 69L153 70V72L155 73V74H153V72L151 71L152 70ZM169 68V69H168ZM172 68V69H171ZM178 68V69H177ZM34 69L35 70H37V74L39 75V78H40V74H42V76H44V78L42 79V76H41V79H39V81L38 80H31V75L34 73ZM40 69V70H39ZM80 69H81V67H80ZM79 69V70H80ZM97 69H100V70H97ZM113 69H117V70H113ZM142 69H143V67H142ZM166 69V70H165ZM171 69V70H170ZM174 69H176V71H174ZM184 70V71H180V70ZM199 71H198V70ZM201 69V70H200ZM211 69V71H213L214 73L213 74H216L217 75V79H215L216 78V76H214V80H213V82H212V80H211V78H213V74H211V76H210V74L209 73H211V72H209V70ZM220 69V70H219ZM261 69V70H260ZM57 70V71H56ZM59 70V71H58ZM62 70H61V73H63L62 72ZM74 70V71H75ZM130 70V71H129ZM137 70V71H136ZM168 70V71H167ZM177 70H178V72L179 73H177ZM27 71V72H26ZM69 73H68V72ZM87 71V70H86ZM100 71V72H99ZM139 71V72H138ZM150 71L152 72V76H150L151 74H150ZM157 71V72H156ZM172 71L173 72H176V73H172ZM205 71V72H204ZM222 71H224V72H222ZM234 71L236 72V73H234ZM13 72V73H12ZM24 72H25V75H24ZM164 72V73H163ZM168 72V73H167ZM171 72V73H170ZM192 72V73H191ZM261 72V73H260ZM26 73H28V74H26ZM32 73V74H31ZM57 73H55V74H57ZM60 73V74H61ZM71 75L70 76V78H69V75ZM87 73H89V74H87ZM162 73V74H161ZM199 73V74H198ZM233 73V74H232ZM249 73V72H248ZM259 73V74H258ZM12 74V75H11ZM22 74V75H21ZM36 74V72H35V75H37ZM55 74H54V76H55ZM60 74H58L59 76H60ZM150 74V75H149ZM164 74V75H163ZM224 74H225V76H224ZM236 74H237V76H236ZM28 75V76H27ZM30 75V76H29ZM118 75V76H117ZM121 75V74H120ZM141 75V74H140ZM140 75H139V79H142V78H140ZM141 75V76H142ZM146 75V76H145ZM172 75V76H171ZM176 75V78L179 80V81H176L177 79L176 78H174V76ZM178 75H180V76H182V78H180V76H178ZM227 75H229L228 77L229 78H227ZM257 75H259V76H257ZM17 76V77H16ZM19 76H20V78H19ZM21 76H22V78H21ZM62 76V75H61ZM61 76H60V78H61ZM66 76H64L63 75V78H66ZM81 76H83V75H81ZM84 76H83V78H84ZM112 76H114V78L112 77ZM144 76H145V78H144ZM147 76H149V78L150 79H148L147 78ZM250 76H252V75H250ZM262 76H263V78H262ZM79 77H80V75H79ZM17 78H18V80H17ZM25 78H27V79H25ZM77 78H78V76H77ZM87 78H85V79H87ZM154 78V79H153ZM156 78V79H155ZM165 78V79H164ZM170 78H172V79H170ZM186 78V79H185ZM198 78V79H197ZM219 78V79H218ZM241 78V79H240ZM22 79V80H21ZM52 79V80H51ZM55 79H58V76H56V78ZM89 79V80H90ZM135 79V81H140V80H136ZM158 79V80H157ZM225 79V80H224ZM30 80V81H29ZM41 80H46V81H44L46 84H44V82L42 81L41 82ZM48 80V81H47ZM59 80H63L62 78L61 79H59ZM65 80V79H64ZM147 80H148V83H147ZM151 80V81H150ZM181 80H183V81H181ZM185 80V81H184ZM189 80V81H188ZM237 80V81H236ZM20 81H22V82H20ZM24 81V82H23ZM26 81H28V82H26ZM73 81V80H72ZM75 81H76V79H75ZM75 81H73V82H75ZM108 83V85L106 84V82ZM125 81V82H124ZM128 81H129V83H128ZM157 81L160 83L159 85H158V83H157ZM196 81H197V84H196ZM210 81V82H209ZM255 81V82H254ZM15 82V83H14ZM33 82V83H32ZM39 84L40 82L42 83H40L41 85H43V86H45V87H43V86H41L40 84L38 85V86H40V88H46V86H48L47 88H46V90L45 89H43L44 90V95H43V97H44V99H42L41 98V96H42V93L43 92H41L40 90H42V89H40V90H37V92H39V93H41V95H37V94H35V93H37L36 92V88H38L39 89V87H36L35 88V86H37V85H35V84H37V83ZM48 82V83H47ZM65 82H67V81H63V85H64V83ZM73 82H72V86H73ZM114 82H115V84H114ZM127 82V83H126ZM131 82V83H130ZM152 82V84L154 83H156L157 85H154L155 86V88H154V86L151 88V87H149V88H147V85L149 84V83H151ZM249 82V83H248ZM18 85H17V84ZM58 83V82H57ZM86 83V82H85ZM124 83V85L125 86H127V87H124V85H122V84ZM146 83H147V85H146ZM169 83V84H168ZM208 84L207 86H206V84ZM213 83H215V84H213ZM21 84V85H20ZM25 84V85H24ZM49 84V85H48ZM67 84V83H66ZM65 84V85H66ZM100 84V83H99ZM105 86V85H107V86H105V87H103V85ZM133 84V85H132ZM180 84V85H179ZM210 84V85H209ZM221 84V85H220ZM232 85L233 86V84L235 85L232 89H233V91H232V89L230 88V87H227L228 85ZM239 84H241L240 86H239ZM248 84V86L247 87H245L246 85ZM251 84V85H250ZM263 84V86H261V85ZM30 85V86H29ZM32 85V86H31ZM55 85V88L58 86V84H54ZM60 85H61V82H60ZM59 85V86H60ZM62 85V86H63ZM70 84H68V87L69 86H71ZM130 85H132V86H130ZM150 85V84H149ZM148 85V86H149ZM167 85V86H166ZM201 85V86H200ZM237 85V86H236ZM244 85V86H243ZM253 85V86H252ZM259 85V86H258ZM76 86V85H75ZM90 86V85H89ZM165 86V87H164ZM192 86V87H191ZM212 86V87H211ZM252 86V87H251ZM258 86V87H257ZM19 87V88H18ZM29 87V88H28ZM35 88V89H33V88ZM86 87V86H85ZM85 87H83V88H85ZM158 87V88H157ZM159 87H160V89H159ZM162 87H164L163 89L164 90H162L161 91V89H162ZM168 87V88H167ZM210 89H209V88ZM225 87H227V88H230V94L228 95V94H225L224 93V91H223V89L225 88ZM240 87H242V88H240ZM249 87V88H248ZM250 87H251V89H250ZM259 87H261L262 89H259ZM13 88V89H12ZM21 88V89H20ZM28 88V89H27ZM58 88V87H57ZM64 88L66 89V86H63V91H64ZM70 88V91H68V89ZM69 88H67L66 89V92H71V87H69ZM73 88V87H72ZM123 90H122V89ZM140 88V89H139ZM258 88V89H257ZM26 89V90H25ZM86 89H88L89 90V88H85L84 89V91H87ZM105 89V90H104ZM137 89V90H136ZM145 89V90H144ZM166 89H168V90H166ZM174 89V90H173ZM178 89V90H177ZM183 89V93L181 92V91H179V90H182ZM202 89V90H201ZM215 89H216V91H215ZM237 89V90H236ZM240 89V90H239ZM242 89H244V90H242ZM254 89H256V90H258V91H254ZM23 90V91H22ZM29 90V91H28ZM57 90V89H56ZM115 91V95L113 96V98L111 97L114 93H111L112 95L110 96V92L112 91V92H114ZM132 90H136L137 92L139 91V92H143V95H142V93H137V92H133ZM141 90V91H140ZM211 90V91H210ZM214 90V91H213ZM217 90H219V91H217ZM225 90V89H224ZM246 90V91H245ZM15 91V92H14ZM31 91V92H30ZM33 91H34V93H33ZM49 91H51V92H49ZM62 91V90H61ZM62 91V92H63ZM125 91H129V93H125L124 95H123V93L125 92ZM147 91V92H146ZM150 91H152L151 92V95H150ZM165 91H166V93H165ZM189 91V92H188ZM223 92V94L224 95H220V94H218L217 92H219V93H222ZM235 91V92H234ZM252 91V92H251ZM17 92H19V93H17ZM25 92V93H24ZM49 92V93H48ZM55 90H54V93L53 94H55ZM59 92H60V90H59ZM77 92H79V94L77 93ZM106 92H108L109 94L108 95H106ZM116 92L118 93V94H116ZM188 94H187V93ZM202 92V93H201ZM204 92V93H203ZM229 91H227L226 93H228ZM261 93V95H260V93ZM11 94V93H13V94H11V95H9V94ZM27 93V94H26ZM28 93H29V95H28ZM46 93V94H45ZM131 93V94H130ZM165 93V94H164ZM213 93V94H212ZM263 93V94H262ZM19 94V95H18ZM21 94H22V96H21ZM24 94V95H23ZM31 94V95H30ZM52 94V95H53ZM58 94V93H57ZM69 94V93H68ZM122 94V95H121ZM139 95V96H136V95ZM167 94H169V95H167ZM245 94V95H244ZM249 94V95H248ZM251 94V95H250ZM9 95V96H8ZM27 95V96H26ZM59 95V96H60ZM65 95V96H64ZM67 95V96H66ZM76 95V96H77ZM117 95V96H116ZM123 96V100L121 101L120 99H119V97L120 98H122L121 96ZM127 95L128 96H130V100H128L127 101V98L125 99V97H127ZM145 95V96H144ZM177 95V96H176ZM217 95V96H216ZM229 96V99H228V96ZM240 95V96H239ZM243 95V96H242ZM249 97H248V96ZM18 96V97H17ZM32 96V97H31ZM37 96V97H36ZM38 96H40V97H38ZM56 96V97H55ZM134 96V99L135 98H137V100H135L134 102L136 103H134L133 102V100H131L132 99V97ZM160 96V97H159ZM175 96V97H174ZM200 96H202L201 98H200ZM220 96V97H219ZM222 96H223V98H222ZM231 96V97H230ZM252 96V97H251ZM15 97H16V99H15ZM20 97V98H19ZM27 97V98H26ZM46 97V98H45ZM51 97V98H50ZM72 97L74 98V99H72ZM91 97V98H90ZM115 97V98H114ZM118 97V98H117ZM214 97V98H213ZM236 97V98H235ZM243 97L244 98H246V99H243ZM261 97H263V98H261ZM39 98V99H38ZM89 98H90V100H89ZM109 98V100H110V103L113 105H111V104H109L110 105V108L108 109V107H109V105H108V103L109 102H107V99ZM110 98H112V99H110ZM165 98V99H164ZM206 98V99H205ZM217 98V99H216ZM232 98V99H231ZM22 99H23V101H22ZM28 99H29V101H28ZM34 99V100H33ZM37 99V100H36ZM95 99H92V100H95ZM114 99H116V100H118V101H115ZM128 99H129V97H128ZM140 99H142V100H140ZM143 99H144V101L146 100V99H148V100H150V102H144L143 101ZM176 99V100H175ZM181 99H183V100H181ZM216 99V100H215ZM223 99V100H222ZM225 99H226V101H225ZM238 99V100H237ZM255 99V100H254ZM257 99H259V101L257 100ZM263 99V100H262ZM39 100V101H38ZM41 100H42V102H41ZM88 100V101H87ZM101 100V101H100ZM108 100V101H109ZM156 100H157V102H156ZM179 100V101H178ZM219 100V101H218ZM235 102V103H233V101ZM237 100V101H236ZM31 101V102H30ZM33 101V102H32ZM87 101V102H86ZM114 103H112V102ZM121 103H120V102ZM129 101H132V102H129ZM142 101V102H141ZM159 101V102H158ZM172 101V102H171ZM185 101H186V103H185ZM198 101H199V103H198ZM216 101H218V102H216ZM25 102H27V103H25ZM37 102V103H36ZM46 102V103H45ZM48 102V103H47ZM59 102H61L60 100H59ZM59 102H57V104L55 105V106H53L52 105V107H56L57 105H59L60 103ZM86 102V105H83L84 103ZM100 102H101V104L103 105V107H100V106H102V105H100ZM107 102V103H106ZM115 102H116V104H119V106L117 105V107H118V109L120 108V106H122V107H125L124 109L121 107L120 109H122V110H120V111H118V109L116 110V108H115ZM118 102V103H117ZM125 102V103H124ZM151 102H153V103H151ZM166 102H167V104H166ZM203 103V104H201V103ZM216 102V103H215ZM258 102V103H257ZM261 102V103H260ZM45 103V104H44ZM87 103H89V105L91 106L92 104L93 105H95L94 107H98V108H100V109H97L96 111L95 110H93L94 112H90L91 110L89 109V108H93V105H92V107H89V106H87L88 104ZM92 103V104H91ZM132 103V104H131ZM174 103H176L177 104V106H178V108H177V106H175V104ZM198 103V104H197ZM222 103V104H221ZM224 103H225V105H224ZM243 103V104H242ZM260 103V104H259ZM42 104V105H41ZM66 104V103H65ZM80 104H81V106H80ZM105 104H107V108L106 107H104L105 106ZM122 104H125L127 107H129L130 109H134V111L133 110H130V109H127L126 110V106H124V105H122ZM137 104H139V105H141V107L139 106V105H137ZM143 104V105H142ZM145 104H150V107L148 106L147 107V105H145ZM164 106H162V105ZM232 104L235 106H232ZM238 104H240V105H238ZM38 105V106H37ZM74 105V102H73V104L71 105V104H68V106H71V107H74L73 106ZM153 105V106H152ZM214 105V106H213ZM241 105H243V106H241ZM254 105V106H253ZM256 105V106H255ZM261 106V108H260V106ZM16 106H18V107H16ZM29 106V107H28ZM66 106H67V104H66ZM67 106V107H68ZM138 106V107H137ZM203 106V107H202ZM225 106V107H224ZM233 108H232V107ZM240 106H241V108H240ZM8 108V110L9 111H11V112H8L7 113V108ZM35 107H36V109H37V111L35 110ZM43 107V108H42ZM48 107V108H47ZM89 107V108H88ZM113 107V111L115 110V112H112V110H110L111 108ZM155 107V108H154ZM170 107H172V108H170ZM199 107V108H198ZM221 107V108H220ZM225 109H224V108ZM226 107H230V108H226ZM253 107V108H252ZM4 108H6V109H4ZM19 108V109H18ZM22 108V109H21ZM47 108V109H46ZM87 108V109H86ZM115 108V109H114ZM141 108H143L144 109V111H143V109L141 110ZM150 108V109H149ZM159 108H161L160 110H159ZM169 110V109H171L173 112L172 113H170L171 115V118L168 116L169 115V111L167 110V109ZM202 108V109H201ZM213 108V109H212ZM217 110H216V109ZM220 108V109H219ZM223 108V109H222ZM235 108V109H234ZM244 108V109H243ZM246 108V109H245ZM247 108H250L249 110L247 109ZM2 109V110H1ZM41 109V110H40ZM49 109V110H48ZM89 109V110H88ZM101 109V110H102ZM106 109V110H105ZM209 111H208V110ZM210 109H211V111H210ZM228 109H229V111H228ZM234 109V110H233ZM243 109V110H242ZM252 109V110H251ZM262 109V110H261ZM15 110V112H12V111H14ZM39 110V111H38ZM43 110V111H42ZM47 110V111H46ZM67 110H69L68 112H65V111H67ZM72 110H73V108L70 110V108L68 107L67 109H66V107H65V109H64V117L65 116H67L66 114L68 113V115H69V112L71 113L72 112ZM88 110V111H87ZM98 110L100 111L99 113H97L96 114V112H98ZM123 110H125V111H123ZM139 110H141V111H139ZM149 110V111H148ZM177 110V111H176ZM184 110V111H183ZM191 110V111H190ZM215 110V111H214ZM231 110H233V112H230ZM19 111V112H18ZM31 111V112H30ZM77 111H78V109H77ZM132 111V112H131ZM147 111V112H146ZM208 111V112H207ZM217 111H218V114H217ZM223 111V112H222ZM34 112V113H33ZM43 112V113H42ZM87 112H88V114H87ZM105 112V113H104ZM108 112H109V114L111 113V115H109L108 114ZM121 113V115L120 114H118V113ZM122 112H125V113H133V112H135L134 114H137V115H132V114H124V113H122ZM149 112V114H150V120L148 119V118H146L145 119V117H147V113ZM166 112V113H165ZM188 112V113H187ZM194 112V113H193ZM216 112V113H215ZM251 112H253V113H251ZM10 113V114H9ZM14 113V114H13ZM73 114H74V110H73V112H72ZM77 113H79L80 115H78ZM93 113H95L94 115H93ZM112 113H116L115 114V116H113L112 115ZM139 113V114H138ZM151 113H153V115L151 114ZM158 115H156V114ZM178 113V114H177ZM193 113V114H192ZM233 113H234V115H233ZM241 113V114H240ZM245 113V114H244ZM19 116H18V115ZM34 114V115H33ZM41 114V115H40ZM44 114V115H43ZM92 114V115H91ZM108 114V115H107ZM123 114H124V116L126 115V117L127 116H130L131 118L134 116V120H131L130 119V117H128V119L127 120H129L128 122H132V124H129L128 125V122H126L125 121V119L124 118H126V117H124L123 118ZM148 114V115H149ZM182 114V115H181ZM219 114L220 115H222V116H219ZM226 114H227V116H226ZM237 114V115H236ZM243 114V115H242ZM248 114V115H247ZM252 114V115H251ZM254 114V115H253ZM12 115H14V116H12ZM25 115V116H24ZM28 115V116H27ZM38 115V116H37ZM46 115V116H45ZM75 114H74V117L76 116ZM118 115V116H117ZM162 115H164V116H162ZM181 115V116H180ZM185 115V116H184ZM209 115V116H208ZM245 115H247V116H245ZM8 116V117H7ZM33 116H35L36 118H37V120H35L34 118L35 117H33ZM40 116V117H39ZM41 116L43 117V118H41ZM71 116V115H70ZM73 116V115H72ZM111 116H113V117H111ZM120 116V119H121V121H122V118L124 119V121L125 122H121L120 120L119 121H117V123L119 122L120 124H119V126L122 124V127H121V129L118 127V125H116L117 123H115V119L116 120H118V117ZM153 116V117H152ZM156 116V117H155ZM175 116V117H174ZM184 116V117H183ZM190 116V117H189ZM212 116V117H211ZM214 116V117H213ZM217 116V117H216ZM229 116V117H228ZM231 116V117H230ZM238 118V120H237V118ZM250 116V117H249ZM251 116H253V118H254V120L253 119H251ZM14 117V118H13ZM23 117L25 118V119H23ZM33 117V118H32ZM44 117H45V119H44ZM106 117H110V119H112V120H114V122L112 121V120H110V119H106ZM115 117V118H114ZM135 117H138L139 119H138V121H136V118ZM163 117V119H161ZM166 119H165V118ZM228 117V118H227ZM234 117H235V119H234ZM244 117V118H243ZM13 118V119H12ZM30 120H29V119ZM46 118H48V119H46ZM51 118V117H50ZM67 118H68V116H67ZM67 118L65 117V120L63 121V122H65L66 120H67ZM141 118V119H140ZM154 118H156V119H158V120H153ZM194 118V119H193ZM206 118V119H205ZM214 118V119H213ZM218 118H219V120H218ZM233 118V119H232ZM247 120H246V119ZM257 118V119H256ZM260 118V119H259ZM26 119L28 120L27 121V126H26V124H25V122H26ZM32 119V120H31ZM39 119H40V121H39ZM43 119V120H42ZM69 119H70V117H69ZM71 119H72V117H71ZM73 119H75V118H73ZM103 119L104 120H106V122L108 121V123L107 124H104V125H101L102 124V121H103ZM133 119V118H132ZM143 119H144V121H146V120H148V121H146V123L145 122H143ZM189 119H191V120H189ZM199 119V120H198ZM224 121V123H222L221 121L222 120ZM240 119H245V121L243 120V122L241 123V121L242 120H240ZM262 119V120H261ZM15 120V121H14ZM46 120V121H45ZM89 120H90V124H89V126H87V123H89ZM92 120H94V118L92 119ZM110 120V121H109ZM141 120V121H140ZM161 120V121H160ZM163 120H165V121H163ZM178 120V121H177ZM232 120H234L236 123H233V122H230V121H232ZM13 121V122H12ZM33 121H34V123H33ZM37 121V122H36ZM68 121H71V120H68ZM67 121V122H68ZM82 121V122H81ZM98 121H97V123H98ZM141 123H140V122ZM183 121H184V123H183ZM191 121V122H190ZM250 122V123H247V122ZM258 121V122H257ZM24 122V123H23ZM30 122V123H29ZM32 122V123H31ZM39 122V123H38ZM41 122H42V126H41ZM48 122V123H47ZM67 122H65V123H67ZM80 122V123H79ZM94 122L96 123V121L94 120ZM104 123H105V121H103ZM113 124H112V123ZM166 122V123H165ZM174 122V123H173ZM190 122V123H189ZM202 122V123H201ZM228 122V123H227ZM244 122H245V124H244ZM253 122H255L254 124H253ZM263 122V123H262ZM38 123V124H37ZM49 123H52V125L54 126V128L56 129V130H54V128H51V127H53V126H51V124H50V127H48L49 126ZM126 123V124H125ZM147 123H149V124H147ZM164 123V124H163ZM171 123H173V124H171ZM193 125H192V124ZM197 123V124H196ZM238 123V125L236 126L235 124H237ZM240 123V124H239ZM263 124V125H260V124ZM2 124V125H1ZM10 124H12V126L10 125ZM17 124V125H16ZM44 124V125H43ZM69 124V123H68ZM71 123L69 124V125H72ZM109 124V125H108ZM112 124V125H111ZM125 124V125H124ZM157 124V125H156ZM163 124V125H162ZM169 125V127H168V125ZM191 124V125H190ZM210 124H212V126L210 125ZM228 124V125H227ZM234 124V125H233ZM242 124H244V125H242ZM14 125V126H13ZM16 125V126H15ZM92 125H94V124H92ZM139 125V126H138ZM178 126V129H177V126ZM180 125V126H179ZM183 125V126H182ZM218 127H217V126ZM244 126V128L241 126ZM20 128H19V127ZM77 126V125H76ZM150 126V127H149ZM171 126H173V127H171ZM185 126V127H184ZM188 126V127H187ZM205 128H204V127ZM214 126L216 127V128H214ZM222 126V127H221ZM225 126V127H224ZM228 126V127H227ZM233 126H235V127H233ZM247 126V127H246ZM258 126H260V127H258ZM262 126V127H261ZM2 127V128H1ZM15 127H17L18 129H19V131H18V129L17 128H15ZM23 127H25L24 129H23ZM29 127V129H27L26 130V128H28ZM34 127V128H33ZM42 127V128H41ZM45 127H47V128H45ZM63 127H66V126H64V124L62 123V128ZM91 127H93V126H91ZM112 127V128H111ZM116 127H118L119 128V130H117L118 128H116ZM156 127H159V128H156ZM175 127V128H174ZM184 127V128H183ZM197 127H199V129L197 128ZM231 127V128H230ZM238 127H240L241 128V131H240V128H238ZM249 127V128H248ZM250 127H251V129H252V132L250 133L249 132V130H250ZM6 128H7V132H6ZM12 128V129H11ZM15 128V129H14ZM30 128H31V131H29L30 130ZM67 128H68V125H67V127H66V130H67ZM74 128H75V125H74ZM77 128V127H76ZM116 128V129H115ZM124 128V129H123ZM139 128V129H138ZM150 128V129H149ZM156 130H155V129ZM172 128V129H171ZM193 128V129H192ZM231 130H230V129ZM238 128V129H237ZM246 128H248L249 130H245ZM257 128V129H256ZM33 129V130H32ZM40 131H39V130ZM41 129H43V131L45 132H43V131H41ZM49 129V130H48ZM53 129V130H52ZM79 129H77V130H79ZM85 129H87L86 131H85V133H83V130H85ZM111 129V130H110ZM145 129H147V130H145ZM153 129V130H152ZM161 129H162V131H161ZM208 129H210V131L208 130ZM225 129V130H224ZM227 129V130H226ZM229 129V130H228ZM246 131H244V130ZM10 130H15V131H10ZM36 130V132L35 133H37L38 132V134H36L35 135V133H34V131ZM46 130H47V132H46ZM64 130V128L62 129V131ZM71 130V129H70ZM76 130V129H75ZM103 132H102V131ZM106 130V131H105ZM118 132H117V131ZM121 130H123V131H121ZM137 130V131H136ZM140 130V132H138ZM199 130H201V131H199ZM232 130H233V132H232ZM235 130H236V132H235ZM237 130H239V131H237ZM257 130V131H256ZM18 131V132H17ZM57 132L58 134H56V133H54V132ZM93 131V130H92ZM115 131L117 132V133H115ZM131 131V130H130ZM132 131H133V129H132ZM167 131H170V132H167ZM172 131V132H171ZM180 131V132H179ZM197 131V132H196ZM207 131V132H206ZM224 131H226L225 133H226V136H225V133H224ZM228 131V132H227ZM251 131V130H250ZM261 132V133H259V132ZM8 132L10 133V136L8 135ZM21 132V134H19ZM29 133V135H28V133ZM31 132H33V133H31ZM40 132V133H39ZM43 132V133H42ZM87 132V133H86ZM111 132V133H110ZM129 132V131H128ZM127 132V133H128ZM148 132V133H147ZM166 132V133H165ZM195 132V133H194ZM199 132V133H198ZM203 132H204V134H203ZM211 134H210V133ZM229 132H231L230 134H232V135H234L235 133H237L236 135H234L235 136V139L237 140V142H231V141H234L235 139H232V137L230 136V138H231V143H235L234 145H232L230 142H228V143H230V144H228V146H230V147H228V146H225L224 145V143L225 142H227V140H230L229 139V137H227L228 135H230L229 134ZM235 132V133H234ZM242 132V133H241ZM244 132V133H243ZM248 132V133H247ZM254 132V133H253ZM5 133V134H4ZM14 133H16L15 134V136L16 137H14V136H12V135H14ZM25 133V134H24ZM46 133H47V136H46ZM48 133H50V135H51V137H50V135L48 134ZM78 133V136L76 135V134ZM103 133V134H102ZM114 133V134H113ZM120 133V134H119ZM132 133V134H133ZM163 133H164V135H163ZM187 133H189L188 135H187ZM228 133V134H227ZM234 133V134H233ZM239 133L241 134V135H239ZM246 133H247V136H246ZM258 133V134H257ZM18 134V135H17ZM31 134H33V135H31ZM43 134V135H42ZM55 134V135H54ZM104 134H106V135H104ZM110 134H111V137H109L110 136ZM121 134H123V136L125 137V138H123V136L121 135ZM137 134H139L138 136H137ZM148 134H149V136H148ZM151 134V135H150ZM163 136H162V135ZM167 134H169V135H167ZM206 134H208V136L206 135ZM214 134H215V137H214ZM243 134V135H242ZM245 134V135H244ZM256 134V135H255ZM261 134V135H260ZM6 135V136H5ZM25 135V136H24ZM42 135V136H41ZM58 135H60V136H58ZM91 135V134H90ZM116 135V136H115ZM122 137H121V136ZM126 135V136H125ZM144 135V136H143ZM174 135V136H173ZM184 135V136H183ZM191 137H190V136ZM198 135V136H197ZM201 135L203 136V137H201ZM204 135H205V137H204ZM211 135V136H210ZM213 135V136H212ZM221 135H224V136H221ZM262 137V139H261V137ZM0 136V137H1ZM18 136V137H17ZM21 136V137H20ZM27 136H28V138H27ZM44 136H46V137H44ZM81 138H80V137ZM82 136H84V135H82ZM114 136V137H113ZM118 136V137H117ZM119 136H120V138H119ZM134 136V135H133ZM169 136V137H168ZM182 136V137H181ZM195 136V137H194ZM200 136V137H199ZM233 136V137H234ZM237 136V137H236ZM239 136V137H238ZM31 137H33L32 139H31ZM35 137V138H34ZM43 137V138H42ZM58 137H59V139L62 141V143L64 142V143H67L66 144V146H64L65 144L63 143V146H64V150L65 151H68L67 152V154H66V152L63 150V146H61L60 145V143H61V141H59V140H57L58 139ZM116 137H117V139H116ZM132 137V136H131ZM130 137V139H131V141H132V138ZM138 137V138H137ZM143 137H145V139L143 138ZM162 137V138H161ZM170 137H171V139H170ZM190 137V138H189ZM194 137V138H193ZM210 137H212V138H210ZM221 137H224V138H222L221 139ZM10 138V139H9ZM14 138V139H13ZM27 140V141H29V143H27V141L25 140V139ZM30 138V139H29ZM40 138V139H39ZM48 138V139H47ZM57 138V139H56ZM80 138V139H79ZM118 138H119V140H118ZM137 138V139H136ZM141 138V139H140ZM151 139V140H148V139ZM154 138V139H153ZM161 138V139H160ZM180 138V139H179ZM186 138V139H185ZM190 140H189V139ZM192 138L194 139V140H192ZM197 138H199V139H197ZM203 138V139H202ZM204 138H205V140H204ZM6 139V140H5ZM13 139V140H12ZM20 139V140H19ZM29 139V140H28ZM36 141H35V140ZM38 139V140H37ZM107 139V140H106ZM114 139H116L115 140V142H113L114 141ZM207 139V140H206ZM258 139H260V140H258ZM15 140H17V141H15ZM24 140V141H23ZM43 140V141H42ZM99 140V139H98ZM142 140V141H141ZM144 140V141H143ZM160 140V141H159ZM182 140V141H181ZM195 140H197L198 142H194ZM221 140V141H220ZM224 140V141H223ZM235 140V141H236ZM7 142L8 143V141H10L8 144L10 145H7V143H3V142ZM12 141V142H11ZM15 141V142H14ZM21 141V142H20ZM26 141V142H25ZM39 141V142H38ZM46 141V142H45ZM69 141V142H68ZM72 141V142H71ZM77 141V142H78ZM95 141H96V138H95ZM94 141V142H95ZM100 141V140H99ZM141 142L140 144H139V142ZM145 141H147V142H145ZM151 141V142H150ZM167 141V142H166ZM171 141V142H170ZM173 141H174V143H173ZM181 141V142H180ZM187 141V142H186ZM203 141V142H202ZM263 141V142H262ZM2 142V143H1ZM32 142H34V143H32ZM38 143L39 144V146H38V144H36V143ZM56 142V143H55ZM57 142H59L58 144H57ZM92 142V141H91ZM112 142V143H111ZM125 142H128V143H125ZM165 144H164V143ZM179 142V143H178ZM190 142V143H189ZM212 142V143H211ZM20 144V146H21V144H22V147H20L19 146V144ZM50 143V144H49ZM52 143V144H51ZM80 143V142H79ZM93 143V142H92ZM134 143V144H133ZM152 143V144H151ZM155 143H157V144H155ZM161 143V144H160ZM3 144H5L4 146H3ZM27 144V147L25 146ZM28 144H30V145H28ZM33 144V145H32ZM45 144H48V145H51L50 147L48 146V145H45ZM55 144V145H54ZM72 144V145H73ZM90 144V143H89ZM96 144V143H95ZM138 144V145H137ZM142 144V145H141ZM148 144H149V146H148ZM154 144V145H153ZM199 144V145H198ZM215 144L217 145V147H215ZM227 144V143H226ZM239 144H240V148L239 147H237L238 148V150L239 151H241V152H239V151H237V149H236V147L235 146H239ZM45 145V146H44ZM75 145H77V144H75ZM113 145V146H112ZM162 145V147L160 148L159 146H161ZM218 145H220V146H218ZM37 146H38V149H37ZM47 146L49 147V149L47 148ZM54 146V147H53ZM115 146V147H114ZM118 146V147H119ZM128 146V147H127ZM170 146V147H169ZM186 146V147H185ZM193 146V147H192ZM196 146V147H195ZM198 146V147H197ZM200 146V147H199ZM203 146V147H202ZM222 146H224V147H222ZM244 146H247L249 149H250V151H248L247 149V147H244ZM8 148V150L6 149V148ZM13 147V148H12ZM66 147V148H65ZM79 147V148H80ZM108 147V149H106ZM117 147V148H118ZM125 147V148H124ZM127 147V148H126ZM133 147H131V148H133ZM141 147V148H140ZM191 147V148H190ZM207 147V148H206ZM216 148V150H214L215 151V153L212 151V148ZM234 147V148H233ZM251 147V148H250ZM253 147H255V148H253ZM12 148V149H11ZM18 150H17V149ZM19 148H21L20 149V151H19ZM44 150V151H42V149ZM70 148V149H69ZM144 148H146V149H144ZM148 148V149H147ZM154 148V149H153ZM155 148L157 149V150H155ZM170 148V149H169ZM179 148V149H178ZM211 148V149H210ZM227 148V149H226ZM252 148H253V150H252ZM256 148H257V150H256ZM260 148V149H259ZM7 151L6 152V154H4L3 152H5V150ZM61 149V150H60ZM75 149H76V151H75ZM138 149V150H137ZM142 149V150H141ZM172 149V150H171ZM177 149H178V151H177ZM204 149H206V150H204ZM218 149L220 150V151H218ZM221 149H223L222 151H221ZM225 149V150H224ZM235 149V152L233 151ZM242 149H243V151H245V152H243L242 151ZM245 149V150H244ZM3 150V151H2ZM12 150V151H11ZM45 150H46V152L48 153L47 155H44V154H46V153H44L45 152ZM48 150V151H47ZM91 150V151H90ZM103 150V151H102ZM109 152H108V151ZM158 150H161V151H158ZM164 150H167V151H164ZM182 150V151H181ZM201 150H203V151H201ZM209 150V151H208ZM261 150V151H260ZM10 151V152H9ZM16 151V152H15ZM64 152L65 153V155L63 154V153H61L62 154V156L59 154V152ZM78 154V155H75V157H74V153L75 152ZM143 151V152H142ZM148 151V152H147ZM158 151V152H157ZM173 151H174V153H173ZM180 151V152H179ZM208 151V152H207ZM213 152V154H212V152ZM237 151V152H236ZM38 152V153H39ZM58 152V153H57ZM91 152H93V153H91ZM112 152V153H111ZM179 152V153H178ZM182 152H183V154H182ZM188 154L187 156H189V155H191V154H194L193 156H191V157H193L194 158V160L196 161L197 160V162H195L194 160H193V158H191V159H184V157H183V155H185L186 156V154ZM221 152V153H220ZM232 152V153H231ZM247 152V153H246ZM256 152H258L259 154H257L258 155V157L257 158H253L254 159V161H253V159L251 158V157H249L250 155L251 156H253L251 153H256ZM42 153H43V157H42ZM50 153V154H49ZM70 153V154H69ZM86 153H89V154H87V155H85ZM105 153H107V154H105ZM143 153H145V154H143ZM197 153V154H196ZM204 153V154H203ZM219 153V154H218ZM224 153V152H223ZM263 153V154H262ZM11 154H14V156H12ZM28 155H29V153H27ZM26 154V155H27ZM37 154V155H36ZM54 155V157H53V155ZM111 154H113V155H111ZM131 154V155H130ZM147 154V155H146ZM150 154V155H149ZM153 154V155H152ZM165 154V155H164ZM169 154H171L170 155V159L172 160V157H173V159L174 160H178V163H175V164H173V167L171 166L172 165V163H170V165H168L169 164V162L167 163V160H166V162H165V159H164V156H166V155H169ZM203 154V155H202ZM225 154V156H226V152L224 153ZM232 154H233V156H232ZM8 155H9V157H8ZM19 155V156H18ZM25 155V156H26ZM27 155V156H28ZM52 155V156H51ZM59 155H60V157H59ZM81 155H82V153H81ZM94 155V156H93ZM109 155V156H108ZM157 155H160L159 157H157ZM163 155V156H162ZM182 155V156H181ZM217 155L219 156L218 158H217ZM6 156V157H5ZM36 156V157H35ZM38 156V157H37ZM47 156V157H46ZM59 158H58V157ZM66 158H65V157ZM67 156H68V158L69 159H67ZM72 156V157H71ZM77 156H79V158H77ZM93 156V157H92ZM96 156H97V159H96ZM101 156H105L104 157V159H103V157H101ZM111 156H113V158L112 159H110L111 158ZM118 156V157H117ZM153 156V157H152ZM220 156H221V158H220ZM225 156H224V158H225ZM20 157V158H19ZM29 157V156H28ZM27 157V158H28ZM61 157H63L62 158V161H64V158H65V160L66 161H64L63 162V164L61 165V164H59V163H61V162H58V161H60L61 160ZM102 159H101V158ZM108 157V158H107ZM144 157V158H143ZM147 157V158H146ZM163 157V158H162ZM166 157H168V156H166ZM165 157V158H166ZM214 157V156H213ZM234 157V158H233ZM241 157V158H240ZM244 157H245V159H244ZM255 157V156H254ZM8 158V159H7ZM9 158H11V159H13V160H10ZM48 158V159H49ZM76 158V159H75ZM115 158L117 159L116 161H114L115 160ZM137 158V159H136ZM155 160H154V159ZM157 158H159V161H158V159ZM178 158H180L181 159V161H182V163L180 164V159H178ZM189 158V157H188ZM205 158V159H204ZM212 157H210L209 159H211ZM235 159V160H233V159ZM250 159V160H247V159ZM4 159V160H3ZM59 159V160H58ZM99 159H100V161H99ZM147 159V160H146ZM151 159V160H150ZM261 159V160H260ZM17 161V163L18 164H16L15 162ZM29 159H27V161H28ZM31 160V159H30ZM96 160H98L99 161V165L97 164L98 163V161H97V163H96ZM106 160V163H103V161H105ZM109 160H110V162H109ZM137 160V161H136ZM185 160V161H184ZM191 160H193L194 162H190ZM203 160V161H202ZM212 161V163L214 164V163H216V165H219V166H221L220 164H219V162H218V164H217V161L216 160H214V159H211ZM223 160L225 161V159H222V162H223ZM255 160H258V161H255ZM2 161H4V164H3V162ZM13 161V164L11 163V162ZM15 161V162H14ZM24 161V162H23ZM34 161V162H33ZM37 161V162H36ZM88 162H89V160H87ZM86 161V163H88ZM94 161V162H93ZM140 161H142V162H140ZM144 161V162H143ZM164 161V162H163ZM170 161V160H169ZM186 163H184V162ZM216 161V162H215ZM238 161H240L239 163H238ZM243 161H246V162H244L243 163ZM247 161H248V163H247ZM19 162H21V163H19ZM79 162V163H78ZM121 162L119 163V164H121ZM130 162H132V163H130ZM156 162V163H155ZM162 162V163H161ZM176 162V161H175ZM187 162H188V164H187ZM190 162V163H189ZM208 162H210V160H208L207 161V163ZM211 162L209 163L210 165H211ZM221 162V161H220ZM226 162V161H225ZM225 162H223V163H225ZM243 163V165H241L242 163ZM252 162H254V163H252ZM51 163V164H52ZM58 163V164H57ZM76 163H78V165L76 164ZM80 163H82L81 165H80ZM90 163V162H89ZM145 163V164H144ZM150 163V164H149ZM167 163V164H166ZM184 163V164H183ZM260 163V162H259ZM263 163V162H262ZM16 164V165H15ZM32 164V165H33ZM38 164H37V166H38ZM70 164V165H69ZM118 164V165H119ZM129 164L130 165H135V167H133L132 168V166H130L129 168L130 169H128V171H130L131 170V173L130 174H128V171H126L125 169H127V167L129 166ZM142 164V165H141ZM149 164V165H148ZM177 164V165H176ZM183 164V165H182ZM205 164V167H206V163H204ZM230 164H229V166H230ZM248 164H251V165H249V168L247 167L248 166ZM10 165V166H9ZM27 165H28V163H27ZM53 165V164H52ZM51 165V166H52ZM62 166V168H61V166ZM67 165H69L70 166V170H68L69 172L70 171H72V169H73V171L75 170L76 172H79L78 174H76L77 176L75 177V179L73 178V177H71L70 176V174L71 173H69V172H66L67 170L66 169H68V168H66L67 167ZM73 165V166H72ZM114 165L115 166V168L117 169V167H119V169H120V166L121 165ZM138 165H140V167H139V169H138V167L137 166ZM184 165H185V167H184ZM190 166V169H189V167L188 166ZM195 168H193L192 166ZM215 165V166H216ZM241 165V166H240ZM260 165H261V163H260ZM259 165V166H260ZM4 166H6L5 168H4ZM16 166V167H15ZM40 166H42V165H40ZM58 167V169H56L57 167ZM66 166V167H65ZM72 166V167H71ZM83 166H86L85 164L83 165ZM103 166V167H102ZM112 166H113V164H112ZM117 166V167H116ZM166 166V167H165ZM167 166L169 167V166H171V169L169 168H167ZM212 166V165H211ZM224 166L226 167V163L224 164ZM258 166V165H257ZM263 166V165H262ZM262 166H261V168H262ZM3 167V168H2ZM10 167V168H9ZM43 167V166H42ZM87 167V166H86ZM86 167H81V168H86ZM89 167V166H88ZM87 167V168H88ZM146 167V168H145ZM149 167V168H148ZM188 167V168H187ZM197 167V168H196ZM205 167H204V169H205ZM209 167V166H208ZM208 167H207V171H208V174H210L209 173V170H208ZM234 166H232V168H233ZM236 167L235 168H233L234 170L236 169ZM252 167V168H251ZM9 168V169H8ZM17 168H18V170H17ZM30 168V169H29ZM37 168V167H36ZM41 168V167H40ZM110 168V167H109ZM108 168V169H109ZM113 168V171H116V170H114V167H112ZM112 168H110V169H112ZM135 168V169H134ZM157 168V169H156ZM167 168V169H166ZM228 168V167H227ZM257 168V167H256ZM261 168H259L258 167V169L257 170H255L256 172H254L255 174H256V177H257V171L259 170V169H261ZM4 169H5V171H4ZM12 169H14V170H16V171H14V170H12ZM28 169L30 170V173H28L29 174V177H28V175L26 176V175H24L23 174V172L24 171H28ZM42 169V168H41ZM48 169V168H47ZM56 169V170H55ZM65 169V170H64ZM79 169V168H78ZM172 169H173V171H172ZM179 169H178V171H179ZM188 169V170H187ZM214 169H215V167H214ZM224 169H226V168H224ZM230 169V168H229ZM255 169V168H254ZM3 172H2V171ZM11 170V171H10ZM171 170V171H170ZM183 170V171H182ZM196 170V171H195ZM206 170V169H205ZM216 170H215V172H216ZM245 170V169H244ZM246 170H245V172H246ZM263 170H264V168H263ZM18 171V172H17ZM72 171V173H76V172H73ZM110 171H112V170H108V173L110 172ZM119 171V170H118ZM133 171V172H132ZM137 171V172H136ZM185 171H187V172H185ZM211 171V170H210ZM259 171H261V170H259ZM1 172H2V174L4 173V175L2 176L1 175ZM11 172H13V173H11ZM15 172V173H14ZM40 172V171H39ZM85 172V173H86ZM94 172V173H93ZM121 172V171H120ZM120 172H119V174H120ZM169 172V173H168ZM201 172H203V171H201ZM212 172H214V171H212ZM230 172V171H229ZM232 173V175L235 177V175H236V171H231ZM235 172V173H234ZM242 172H244V171H242ZM246 173V175H248V176H250L251 174H249V173ZM11 173V174H10ZM50 173V172H49ZM53 173H55V174H53ZM68 173V174H67ZM89 173V172H88ZM111 173V172H110ZM113 173V172H112ZM111 173V174H112ZM114 173H116V172H114ZM122 173V174H123ZM149 173V174H148ZM178 173V172H177ZM180 173V172H179ZM200 173V172H199ZM203 173H205L204 175L206 176V172H203ZM235 175H234V174ZM238 173V172H237ZM252 173V175L251 176H254L255 174L253 173V172H251ZM259 173H261V172H259ZM9 174L11 175L10 177H9ZM15 174L18 176H15ZM31 174V175H30ZM42 174V176H44ZM53 174V175H52ZM91 174H89V176L91 175ZM95 174H94V176H95ZM116 174H118V173H116ZM143 174V175H142ZM188 174V175H187ZM216 174H218L217 172L214 174L215 176L214 177H216ZM230 174V173H229ZM241 174V173H240ZM244 174V173H243ZM8 175V177H6ZM35 177H33V176ZM40 175V174H39ZM86 175V174H85ZM84 175V176H85ZM138 175H140V176H138ZM156 175V176H155ZM162 175V176H161ZM195 175H197V176H195ZM211 175H213V174H211ZM222 175V176H221ZM226 175V176H227ZM239 175V174H238ZM261 175V174H260ZM263 175V174H262ZM2 176V177H1ZM23 176V177H22ZM37 176V177H36ZM41 176V177H42ZM54 178H53V177ZM98 176V177H99ZM106 176H110V175H104L103 177H106ZM112 176H115V177H117L118 178V176H116L115 174H113ZM185 178H184V177ZM201 176V177H200ZM208 176V175H207ZM225 176V177H226ZM241 176H242V174H241ZM240 176V177H241ZM245 176V175H244ZM243 176V177H244ZM250 176V177H251ZM259 176V175H258ZM15 179H14V178ZM32 177H33V179H35L36 180V178H37V180L36 181H33V179H32ZM93 177V176H92ZM91 176H90V178H92ZM102 177V179L104 180V178ZM111 177V176H110ZM110 177L108 178V179H110ZM132 178H130L131 180L133 179V180H135L134 178H133V176H131ZM145 179H144V178ZM152 177H153V179H152ZM168 177V178H169ZM202 178V179H204V178H206L205 179V181H203L202 179H200L199 180V182L197 181V178ZM227 177H230V175L229 176H227ZM234 177H232V178H234ZM245 177H247V176H245ZM245 177H244V179H245ZM255 177V176H254ZM254 177H252V178H254ZM9 178H11V180L12 181H10V179ZM24 178V179H23ZM26 178V179H25ZM28 178V179H27ZM30 178V179H29ZM39 178V179H38ZM86 178V180H88L87 178H89V177H85ZM85 178L83 177V179H84V181H85ZM114 178V177H113ZM119 178L121 179V178H123V177H121V175L119 176ZM118 178V179H119ZM126 178V177H125ZM160 178V179H159ZM163 178V179H162ZM222 178H223V180H222ZM249 177H247L246 178V180L248 179ZM252 178H249V179H252ZM264 178V177H263ZM4 179V180H3ZM5 179H6V181H5ZM14 179V180H13ZM25 180L24 182L25 183H23V181L22 180ZM65 179V178H64ZM80 179H81V176H80ZM95 179H96V177H95ZM106 180H107V177L105 178ZM155 179V180H154ZM177 179V178H176ZM212 179H215V180H212ZM227 179V178H226ZM242 179V178H241ZM248 179V180H249ZM259 180H260V178H258ZM7 180H9L10 182H11V184H9V181L7 182ZM16 180V181H15ZM20 180V181H19ZM26 180H27V182H26ZM51 180V181H50ZM90 180V179H89ZM94 179L92 178L91 179V181H93ZM97 180V179H96ZM96 180H94L95 182H98V180L96 181ZM100 181H102L101 179H99ZM111 180H112V178H111ZM124 180H126L127 181V179H123V181ZM148 180V181H147ZM159 180H160V182H159ZM168 180V179H167ZM174 180L172 181V183L174 182ZM188 180H189V182H188ZM192 180V181H191ZM232 181L231 182H233L234 180L233 179H231ZM237 180H239V179H237ZM237 180H235V181H237ZM246 180H239V184H237L236 183V185H240V189H242L243 191H245V186H244V184H246V188H247V185H250V184H248V183H246L245 181ZM255 180V179H254ZM257 180V179H256ZM263 179H261V181H262ZM47 181H49V182H47ZM64 181V180H63ZM122 181V179H121V181L120 182H115V183H110V181H108L110 184H112V185H109V188H112V190H115V188L114 187H116V188H119V187H122V186H124L125 185V183H121V182H123ZM129 182H130V180H128ZM139 181V182H138ZM166 181V180H165ZM171 181V180H170ZM200 181H202L203 183H206V184H204L203 185V187L204 186H207L208 188L207 189H205V188H201V187H199V185L200 184H202V182H200ZM243 181L245 182L244 184H243ZM258 181V180H257ZM7 182V183H6ZM38 182H36V183H38ZM41 182V183H42ZM69 182H71L72 184H70ZM87 182V184H88V181H86ZM103 182V181H102ZM107 181H104V183L106 184V183H108ZM132 182V181H131ZM130 182V183H131ZM134 182V181H133ZM132 182V184H134ZM158 182H159V184H160V186L159 185H157L158 184ZM223 182V183H222ZM230 182V181H229ZM228 182V184L230 185V188L232 189V187H234L233 185H232V187H231V183H229ZM255 182V181H254ZM254 182H253V184H254ZM262 182H264V181H262ZM27 183V184H26ZM49 183V184H48ZM76 183V184H77ZM84 183V182H83ZM91 183V182H90ZM89 183V184H90ZM150 183V184H149ZM155 183H157V184H155ZM164 183H166V182H164ZM197 183L199 184V185H197ZM257 184H261V183H258V182H256ZM14 184V185H13ZM23 184H25L24 186H22ZM44 184V183H43ZM50 184H52L50 187H49V185ZM86 184V185H87ZM93 184V183H92ZM91 184V185H92ZM97 184V183H96ZM95 184V185H96ZM100 184H101V182L100 183H98L97 185H99L98 187H100ZM105 184L103 185V186H105ZM124 184V185H123ZM132 184H131V186H132ZM142 184V185H141ZM167 184V185H168ZM191 184V185H190ZM227 184V183H226ZM234 184V183H233ZM252 184V183H251ZM6 185H7V188H5L6 187ZM8 185H9V187H8ZM18 185V186H17ZM27 185V186H26ZM34 185H32V184H30L29 185V190L34 186ZM39 185V184H38ZM40 185H42V184H40ZM84 185H85V183H84ZM107 185V184H106ZM128 185V184H127ZM157 185V188L155 187V186ZM163 185V184H162ZM165 185V184H164ZM163 185V186H164ZM173 185V184H172ZM183 187V191L182 190H180V192L179 191H177V190H179V188L181 187V186ZM196 185V187H194ZM211 185H210V187H211ZM235 185V184H234ZM235 185V186H236ZM262 185V184H261ZM5 186V187H4ZM11 186V187H10ZM16 186V187H15ZM32 186V187H31ZM79 186V185H78ZM77 186V187H78ZM88 186V185H87ZM156 190H159V192L157 193V192H155V190L154 189H152V187ZM162 186V187H163ZM212 186V187H213ZM218 186V185H217ZM238 186H236V187H238ZM13 187L14 188H18L19 187V189H13ZM21 187H22V189H21ZM26 187V188H25ZM44 187V186H43ZM81 187V186H80ZM94 186H92L91 187V189L93 188ZM96 187V186H95ZM125 187L126 186H124L123 187V189H125ZM130 187V185H128V188ZM166 187V186H165ZM214 187H216V186H214ZM214 187H213V189H214ZM221 187V186H220ZM219 187V188H220ZM224 187V186H223ZM223 187H221V188H223ZM229 187V186H228ZM227 187V188H228ZM258 187V186H257ZM261 187V186H260ZM263 187H264V185H263ZM66 188V189H67ZM71 188V187H70ZM146 188V189H145ZM167 188V187H166ZM195 188L196 189H198L197 191V194H195L196 193V191H195ZM225 188V187H224ZM250 188H252V186L250 187ZM250 188H247V189H250ZM1 189H2V191H1ZM11 189H12V191H11ZM41 189L42 188H40V189H38L40 192H41V194L40 195H42V191H41ZM53 189V190H52ZM62 189V190H61ZM74 189V188H73ZM77 190H78V188H76ZM76 189H74L71 193H73V197L74 198H78V202L77 203H79V197H82V200L84 199V200H86L87 201V199H88V202H89V196L91 195V189L89 190V186L88 187H82V188H80V189H84V190H88V194L89 195H87V193L85 192V193H83L84 192V190L82 191V193L83 194H81V192L80 193H78L77 192V190ZM95 189V188H94ZM107 189V188H106ZM123 189H121V188H119V190H115V191H119V192H115V193H120V197L122 196L123 197V194L121 195V193H122V191H124ZM133 189V190H134ZM138 189V190H137ZM189 189H190V191H189ZM194 189V190H193ZM206 190V193H205V190ZM210 189V190H209ZM234 189V188H233ZM259 189L260 188H258V190L257 191H259ZM21 191V195H20V191ZM24 190H26V192L24 191ZM43 190V189H42ZM45 190H47L46 188H45ZM70 190V189H69ZM104 191H103V194H105V192H107L105 189H103ZM108 190H110V189H108ZM112 190H110L109 192H112ZM150 190V191H149ZM161 190V191H160ZM193 192H192V191ZM215 190H217V189H215ZM226 190V189H225ZM224 190V191H225ZM241 190V191H242ZM256 190V189H255ZM6 191H8V193H6ZM13 191H14V193H13ZM48 191V192H49ZM53 191V192H54ZM62 191V192H61ZM67 191V190H66ZM175 191V192H174ZM194 191H195V193H194ZM200 191H201V193H200ZM203 191V192H202ZM208 191V192H207ZM233 191V190H232ZM231 191V192H232ZM242 191V192H243ZM16 192H18L17 193V196H15L16 195ZM39 192V193H40ZM47 192V191H46ZM47 192V193H48ZM68 192H70V191H68ZM67 192V193H68ZM114 192V191H113ZM133 192V191H132ZM148 192V193H147ZM168 192V190H166V192L165 193H167ZM170 192V191H169ZM187 192V193H186ZM188 192H191L190 194L188 193ZM214 192V191H213ZM226 192H227V190H226ZM230 192V193H231ZM234 192V191H233ZM245 192H247V191H245ZM252 192V191H251ZM250 192V190H249V194L251 193ZM255 192V191H254ZM253 192V193H254ZM260 192V191H259ZM259 192H258V194H259ZM11 193H13V194H11ZM24 193H27V194H24ZM36 193V192H35ZM38 193V194H39ZM137 193V194H136ZM146 194V195H144V194ZM152 193V194H151ZM179 193H181V199H179V197H178V195H179ZM216 193V192H215ZM229 193V192H228ZM240 193V192H239ZM244 193V192H243ZM6 194V195H5ZM24 194V195H23ZM45 194V193H44ZM43 194V195H44ZM50 194H52V195H50ZM57 194V195H56ZM65 194H66V192H65ZM65 194H64V200H66V203L67 204H69V197L68 196H66V198H65ZM70 194V193H69ZM78 194H80V195H78ZM85 194V195H84ZM143 194V195H142ZM172 194L175 196L176 195V198L174 197V199L172 198L173 196H172ZM184 194H185V197H184ZM193 194V196H191ZM195 194V195H194ZM201 194H205L206 195V197L205 198H203L204 196L203 195H201ZM209 194V195H208ZM214 194V193H213ZM252 194V193H251ZM250 194V195H251ZM263 194V193H262ZM12 195H14V196H12ZM30 195V196H29ZM71 195V194H70ZM111 195V194H110ZM112 195H113V193H112ZM115 195V194H114ZM116 195H118V194H116ZM141 195H142V197H141ZM148 195H150V196H148ZM152 195H153V198H150V197H152ZM167 195V194H166ZM221 195H224V196H221ZM235 195H237L236 196V198H235ZM254 195V194H253ZM257 195V194H256ZM7 196H8V199H7ZM11 196H12V198L14 197V200H12V198H11ZM33 196H34V198H35V196L36 197H38V198H40L39 197V195H37V194H35L34 195V193H33ZM46 196H48L47 194H46ZM45 196V197H46ZM48 196V197H49ZM72 196V195H71ZM119 196V195H118ZM146 196V197H145ZM197 196H199L198 197V200H197ZM202 196V197H201ZM252 196V195H251ZM258 196H260V194L258 195ZM5 197V198H4ZM20 197V198H19ZM26 197V198H25ZM29 197V198H28ZM48 197H47V199H48ZM113 198H114V196H112ZM233 197L235 198V199H233ZM253 197V196H252ZM11 198V199H10ZM19 198V199H18ZM57 198V199H56ZM113 198H111V201L112 200H116L117 199V197H115L116 199H113ZM193 198H194V201H193ZM231 198V197H230ZM4 199V200H3ZM25 200V203H24V200ZM32 199V198H31ZM35 199H37V198H35ZM47 199H44V197H42V200L40 201V203H42L43 204V206L45 207V204H44V202H46V203H49V202H51V200L49 199L48 200V202L46 201ZM58 199V200H59ZM69 199V200H68ZM134 199H135V201H134ZM183 199V200H182ZM202 199V200H201ZM206 199V201L205 202H203V200H205ZM239 199V198H238ZM237 199V200H238ZM243 199H244V197H243ZM246 199V198H245ZM258 199H259V197H258ZM21 200H22V202H21ZM28 200V201H27ZM68 200V201H67ZM71 200H73L72 198H71ZM84 200H83V202H84ZM122 200H123V198H122ZM123 200V201H124ZM127 200V201H128ZM139 200V201H138ZM158 200H159V198H158ZM178 200V201H177ZM234 200V201H233ZM4 201V202H3ZM43 201V202H42ZM114 201H113V205H115V203H114ZM119 201H121V199L119 198V200H118V202ZM123 201H122V203H123ZM200 201V202H199ZM2 202V203H1ZM64 201H60V202H56V203H54V207H55V204H56V206H60V203H61V206H60V208H62V206L63 205H65V208H66V204L65 203H63ZM74 202H75V200H74ZM109 202H110V200H109ZM158 202V201H157ZM199 202V203H198ZM202 202V203H201ZM22 203V204H21ZM57 203H59L58 205H57ZM63 203V204H62ZM121 203V202H120ZM121 203V204H122ZM124 203H125V201H124ZM188 203V202H187ZM240 203V204H239ZM262 203V204H261ZM4 204V205H3ZM81 204V203H80ZM88 204V203H87ZM87 204H86V206H85V208H84V206H83V209H85V210H83V212H82V214L79 216L78 214H79V212L77 213V215H76V221H78V219L81 217V216H84L82 219L80 218V220H79V222L80 221H82V224H84L83 222H86L87 220H88V224H90V222L89 221H91V223H92V218H93V216H89L90 215V212L91 211H89V209H88V206H87ZM242 204V205H241ZM243 204L245 205L244 207H243ZM20 205V206H19ZM49 205H51V203L49 204ZM83 205V204H82ZM128 205H129V203H128ZM170 205V204H169ZM187 205V204H186ZM22 206V207H21ZM69 206L71 207V205L69 204ZM79 206V205H78ZM118 206V205H117ZM116 206V207H117ZM133 206H132V208H133ZM139 206V207H138ZM192 206V205H191ZM207 206H208V204H207ZM241 206H242V208H241ZM17 207L19 208V209H17ZM40 207L42 208V206L40 205ZM40 207H39V209L38 210H40ZM44 207H43V209H44ZM46 207H47V209H46V211H45V213H44V211H43V215L41 214V213H38L37 214V216L39 217L38 218V222L35 220L34 221V223H33V225L37 222L38 224H39V226L41 227V229L40 230H42L43 229V227H44V225H45V222L47 223V221H45L46 219V217L49 215V217H50V213H52V215L54 216V215H58V217H59V214H60V212L62 211L63 212V210L64 209H60V208H55L54 209V207H53V205H52V207L53 208H51V210H50V213L48 212V209H50V207L49 206H47L46 205ZM49 207V208H48ZM67 207H68V205H67ZM184 207V206H183ZM196 207V206H195ZM206 207V206H205ZM246 207H248V208H246ZM16 209V210H14V214L15 213H17L16 214V217L14 216V214H12V215H10L11 213H13V209ZM23 208V209H22ZM64 208V207H63ZM71 208H73L74 209V203H73V206L71 207ZM89 208H90V206H89ZM142 208H143V210H142ZM145 208H146V210H145ZM185 208V207H184ZM189 208V207H188ZM203 208V207H202ZM250 208V209H251ZM67 209H69L68 211H70V208H67ZM77 209H78V207H77ZM79 209H81L82 210V206L80 207L79 206ZM134 209V208H133ZM190 209V208H189ZM249 209V210H250ZM37 210V211H38ZM58 210L60 211L59 212V214H58ZM88 210V211H87ZM155 210H156V212H155ZM194 210V208H191V210H187V212H189V215L191 214V212ZM195 210H197V208L195 209ZM247 210V211H246ZM6 211V212H5ZM72 211H76V209L75 210H72ZM72 211L69 213L70 215L69 216H74V214L72 213ZM87 211V212H86ZM129 211H130V207H129ZM147 211V212H146ZM233 211V210H232ZM240 211H238V212H240ZM246 211V212H245ZM39 212H41V210L39 211ZM86 212V213H85ZM140 212H142V213H140ZM187 212H186V214H184V213H182V216H188V214H187ZM242 212L241 213H238V216L239 215H241V217L243 218V216H242ZM6 213H7V215H6ZM18 213L20 214V216H18ZM48 213V215H46ZM87 213H89V214H87ZM147 213V214H146ZM25 214V215H24ZM39 214H41L40 216H39ZM84 214V215H83ZM150 214H152V215H150ZM51 215V217L53 218V216ZM65 215V214H64ZM63 214L62 215H60V219H59V221L62 219V223H63V218H61V217H63L64 216ZM109 215H110V213H109ZM158 215H159V213H158ZM251 214H248V215H246L247 216V218H249V216H250ZM12 216H14L15 218H13V220H12ZM237 216V215H236ZM253 216V213H252V215H251V219H253L254 217H252ZM9 217H10V219H11V223H14L12 226L11 225H9L10 224V222L8 223V221H7V219L10 221V219H9ZM19 217V218H18ZM58 217H56V219H57V221H58ZM136 217L134 216V218L136 219ZM5 218H7V219H5ZM71 218V217H70ZM110 218V217H109ZM157 218V217H156ZM155 218V219H156ZM159 218V217H158ZM36 219H37V217H36ZM43 219H44V224L42 223H39V222H43ZM48 219V218H47ZM54 219V220H53ZM52 219V221H51V219H49L48 221H51V223L53 222V225H54V228H53V225H52V227H51V229H56L57 227L55 226L56 224H58V222L55 224V222H56V219L55 218H53ZM65 219L66 220H68L67 218H66V216H65ZM84 219V220H83ZM144 219V220H143ZM149 220H150V222H149ZM7 221V223H6V226H4L5 225V222ZM65 221V220H64ZM73 221V220H72ZM21 222V223H20ZM20 223V224H19ZM32 223V222H31ZM60 223V222H59ZM64 223H66V222H64ZM67 223H68V221H67ZM22 224H23V228H20L21 226H22ZM86 224H87V222H86ZM88 224H87V226H88ZM154 224H155V222H154ZM153 224V225H154ZM51 225V224H50ZM10 226V227H12V229H11V231H10V229H9V231H8V227ZM14 226V227H13ZM43 226V227H42ZM48 226H49V224H48ZM85 227L84 226V228H87L86 230H87V232H89L86 236H88V238L86 239L85 237V235H83L84 233H85V231L83 230V232L81 231L80 233H79V236L81 235V233H83L82 235H81V237L82 236H84V237H82V238H85L82 242H80V244H81V246H83L82 245V243L83 244H85V242H87V241H91L92 242V237H91V240H89V236H95L96 237V235H97V233L96 232H98V233H100V231H101V229H100V227H99V229L100 230H98V228L96 227V226H93V227H91V226H88V227ZM7 227V228H6ZM9 227V228H10ZM17 227H19V228H17ZM34 227V226H33ZM50 227L48 228V230L50 229ZM152 227V225L150 226V229H152L151 228ZM154 227V226H153ZM15 228V229H14ZM16 228H17V230L19 231V233L18 234H16L18 231L16 230ZM30 228V227H29ZM96 228V229H95ZM118 228V227H117ZM117 228L115 227L114 229L115 230H117ZM20 229H22V234H21V230ZM32 229V228H31ZM34 229H35V227H34ZM44 229H45V232H47V229L44 227ZM44 229H43V232H44ZM92 231V232H94V233H96V234H94V233H92V234H90L91 232H90V230ZM14 231V233H13V231ZM37 230V229H36ZM28 231L29 230H27V234H28ZM34 231V230H33ZM7 232H10L11 233V235L10 236H12V237H10L9 235H8V233ZM31 231H29V233H30ZM35 232V231H34ZM38 232H39V230H38ZM49 232H50V230H49ZM49 232H48V234H46V235H49ZM7 233V234H6ZM41 233H42V231H41ZM41 233H40V235H41ZM54 233H55V230L54 231H52L51 230V232H50V235L51 234H53L54 235ZM15 234V235H14ZM26 234V235H27ZM6 235V236H5ZM25 237H24V236ZM3 236H4V239L5 240H3ZM8 236L10 237V238H8ZM20 236V237H19ZM36 236H37V234H36ZM43 236H45V234L44 235H41V237H43ZM93 236V237H94ZM38 237V239L40 238V236H37ZM81 237H80V241H81ZM98 237V236H97ZM16 239V241H17V243H16V241H14L15 239ZM23 239V240H21V239ZM19 240V242H20V245H19V242H18V240ZM32 239V240H33ZM28 240V241H27ZM87 240V241H86ZM11 242V244L9 245V243L8 242ZM24 241H25V243H24ZM30 241V242H29ZM85 241V242H84ZM21 242H23V245H24V248H23V245H22V243ZM38 242H39V240H38ZM37 242V243H38ZM73 242H75V241H72V249L74 250V248H75V243H73ZM79 242V241H78ZM91 242L89 243V245L91 244ZM8 243V246L6 245ZM27 243V245H25ZM70 243V242H69ZM88 243V242H87ZM17 244L19 245L18 247H17ZM49 245V244H48ZM87 245V244H86ZM86 245H84L85 247H86ZM36 246V245H35ZM69 246V245H68ZM80 247V245H79V243H77V246H76V249L78 248V250H79V247ZM1 247V246H0ZM11 247H13V248H11ZM16 247H17V249H18V253L19 254H17V253H15V249H16ZM20 247H22V251H21V249H20ZM30 247V248H29ZM88 247V246H87ZM86 247V248H87ZM3 248V249H4ZM6 248H7V250L9 249H11V252L12 253H9V251H7L6 250ZM47 248H50L51 249V246H48ZM68 248V250H67V253H68V251H70V255H71V244H70V248L69 247H67ZM13 249V250H12ZM16 249V250H17ZM82 249V247H80V250ZM19 250L21 251V253H22V255H23V257H22V255L20 254V252H19ZM24 250V251H23ZM49 250V249H48ZM73 250H72V252H73ZM85 250V249H84ZM111 250H112V252H111ZM110 251H108L107 252V254H106V252L105 253H103L102 254V257L104 258L105 257V254H106V257H105V262H107L108 264H118V263H121V264H123V261L125 260L126 261V263H125V261H124V264H130V263H128L129 262V260L127 261L126 260V258L127 257H125V255H123V254H121V252H117V250L118 249H116V252L114 251V249H111ZM17 252V251H16ZM27 252H29V250L27 251ZM49 252H50V250H49ZM75 252V251H74ZM109 252H110V254H109ZM16 254V256L15 255H13V254ZM26 253V252H25ZM30 254H31V252H29ZM109 254V255H108ZM115 254V255H114ZM11 255V256H10ZM18 255L20 256L21 255V257H19L18 258ZM69 255V253H68V256H67V258L68 259H72V258H70V257H73L74 258V253L70 256ZM74 255V256H73ZM120 255H122L121 257H119ZM31 256V255H30ZM32 256H34V254L32 253ZM1 258H2V256H0ZM101 257V258H102ZM118 257V259H116ZM11 258V259H10ZM123 258V259H122ZM22 259V261H23V263L25 262V260H23ZM15 260H14V262H13V264H15ZM27 260H30V259H28L27 258ZM32 261V263L34 264L35 263V261H33V259L32 260H30V262ZM102 261L104 262V259H102ZM46 262V261H45ZM26 263V262H25ZM17 264V263H16ZM22 264V263H21ZM103 264V263H102ZM104 264H106V263H104Z\"/></svg>","mask_w":264,"mask_h":264},{"label":"bare ground","instance_id":"2","mask_svg":"<svg viewBox=\"0 0 264 264\" xmlns=\"http://www.w3.org/2000/svg\"><path fill=\"white\" fill-rule=\"evenodd\" d=\"M1 1H2V0H1ZM17 1H18V0H17ZM21 1H22V0H21ZM40 1H43V0H40ZM40 1H38V2H40ZM52 1H53V2H52ZM54 1H55V0L48 1V2H49L48 4H50V6H52L51 4L54 3V4H53V6H54V5H55V2H56L57 6H55V7H56V9H58V10L61 9L63 5H64V6H68V5H65V4H70V3H73V1H74V5L71 6V9H72V7H75V6L77 5V4L75 5V3L79 2V1L81 2V0H78L77 2H75L76 0H70V1H71L70 3L67 2V1H69V0H67V1H66V0H59V1L57 0V1H55V2H54ZM62 1H64V2H63V5H62ZM82 1H83V2H81V5L79 4L82 8H80V6L78 5L79 7L77 6V9H74V10H76V11L78 10V11H77V13H78L79 10L82 9V10H80V12L78 13V15L81 14V16H82L84 19L86 18L85 16H87V18L90 19V20L88 21L89 23H90V22H92V23H93V22H97L98 20H100L99 17H101V19H102V17L105 18L102 14H103L104 12H107V11L110 9V7H109L108 5H106V3L110 2V3H108V4H111V1H110V0H106V2H104V0H102L103 2H102L101 0H99V1H101L104 5H102L101 2H99V1H97V0H96V2H95V0H91V2H92L91 5H92V6H91V5L89 6V4L91 3V2H89V0H85V1L82 0ZM107 1H108V2H107ZM115 1H116V0H115ZM118 1L121 2V1H123V0H121V1H120V0H117V2H118ZM133 1H134V0H133ZM135 1H136V0H135ZM139 1H140V0H139ZM146 1H147V2H145V3H147V5L142 6L143 8L140 7V5H141L142 2H143L142 4H144V0H142V2H138V0H137V1H136V4L134 3L135 6L139 4V6H136L137 8H135V6L132 4L133 2H131V0L129 1V2H131V4L133 5V7L135 8V10L137 11V12H136V16H137L138 13H140L139 10H140L141 8L143 9V10H142L143 12L140 10V11L143 13V16H142L143 19H142V20H144V16L146 15V13L148 14V16H151V15H149L150 12H148V10H149V8H150L152 2L149 3L148 0H146ZM149 1H150V0H149ZM155 1H156V0H153L154 3H156V2L158 1L159 4H158V3H156V4L153 3L154 6L157 5V7H158V6L160 5V6H159L160 8H164V6H165V4H166V8H167L168 11H166V10L162 11V12H164V13L159 14V15H163V16L160 17V16L158 15V17H159L160 19H158V17L156 16L158 22H156V23H154V24H157V23H158V27H159V29H160V27H168V28H169V26H172V25H173V22H174V21H175V22L177 21V20H176L177 18H180V17H177V16H179V15H181V14H179V15L177 14V15H176V14H174V13H175V12H174L173 15H169L168 13H165V12H169V9H171V8L169 7L170 5L167 4V3H165V2H167L168 0H167V1H165V0H157L156 2H155ZM162 1H164V2H163L164 5L161 4ZM173 1H174V0H173ZM176 1H177V2H176ZM181 1H182V0H180V1H179V0H175L174 2L179 3V2H181ZM185 1H186V0H185ZM187 1H188V0H187ZM189 1H191V0H189ZM189 1H188V2H189ZM193 1H194V0H193ZM199 1H200V0H198L197 3H200ZM223 1H224V0H223ZM223 1H220V2L217 1V2L219 3V4H218L219 7H218L217 5H215V7H217L216 9H218V10L220 9V15H221V16H219V17L222 18V19L220 18V23H221V25H220V23H219L220 26H218V25H217V26H218V27H225V28H222V29H224V30H226V28H227V30H228V31H226L227 33L229 32V30H230V31H236V29L239 28V27H244V28L246 29V31H245L244 28H242L241 30L244 31V32H246V33H247V30L249 29V28L247 29V27H250V28L252 27L253 29H254V27H256V30H257V29H261V28H258V27H264V0L262 1L261 4L258 2V0H256L255 2H254V0H253V2H250V3H249V1L246 2L247 0H246V1H245V0H236V1H237L236 3H229L230 0H225L226 2H225V1L223 2ZM231 1L235 2V0H231ZM231 1H230V2H231ZM250 1H251V0H250ZM4 2H5V1H4ZM28 2H31V0L28 1ZM32 2H33V1H32ZM34 2H35V1H34ZM34 2H33V3H34ZM51 2H52V3H51ZM58 2L61 3V5H62L61 8H57V7H58ZM66 2H67V3H66ZM80 2H79V3H80ZM85 2H87V3H86V6H89L87 9H86V7L84 6V3H85ZM88 2H89V3H88ZM98 2H99V3H98ZM117 2H114V0H112V4L114 3V4H113V7H114L115 3H117ZM137 2H138V3H137ZM171 2H172V0H171ZM174 2H172V3H174ZM182 2H183V1H182ZM188 2H187V4H188ZM209 2H210V1H209ZM209 2H208V3H209ZM215 2H216V1H215ZM1 3H2V2H1ZM6 3H7V2H6ZM18 3H19V2H18ZM18 3H17V4H18ZM26 3H27V2H26ZM26 3H25V6H28V5H26ZM82 3H83V4H82ZM95 3H96V4L98 3V7H99V5H102V7L100 6L101 9L99 8L100 10L97 9L98 7H97V5H96ZM176 3H175V4H176ZM185 3H186V2H184L183 4H185ZM192 3H193V2H191V4H192ZM203 3H204V2H203ZM17 4H16V5H17ZM45 4H47L46 1H45V3H44L43 5H41V6L44 7ZM87 4H88V5H87ZM94 4H95L96 6H95ZM118 4H119V3H117L116 5H118ZM123 4H124V3H123ZM131 4H130L129 6H131ZM153 4H152V5H153ZM189 4H190V2H189ZM191 4H190V6H191ZM200 4H201V3H200ZM206 4H207V3H206ZM211 4H212V3H211ZM1 5H2V7H3V9H4L3 4H1ZM5 5H6V4H5ZM21 5H22V8H23V2H22ZM31 5H32V4H31ZM34 5H35V4H34ZM34 5H32V6L34 7ZM70 5H71V4H70ZM70 5H69L67 8H65V7L63 6L67 11L70 10V11H68L67 14L64 13V14H66V15H64L63 12H62V11H66V10H64V8H62V9H61L60 11H58L57 13L60 12V13H59L60 15L62 14L63 16H66V17H67V15H68V16H69L68 18H70V19L73 18L72 16L76 17L74 14H72V10L69 8ZM82 5L85 7V11H84V9H83L84 7H83ZM149 5H150V6H149ZM177 5L181 7L182 4H181V5L177 4ZM193 5H194V4H193ZM11 6H12V8H10V9H13V10H15L14 8L18 9V8L15 7L14 5H11ZM18 6H19V5H18ZM38 6H39V5H38ZM46 6H47V5H46ZM46 6H45V9H44V10H46V8L48 7V6H47V7H46ZM53 6H52L51 8H53ZM94 6H95V7H94ZM103 6H104V7H103ZM106 6H107V7H106ZM120 6H121V8H122V5H120ZM124 6H125V4H124ZM174 6H175V5H174ZM184 6H186V5H184ZM194 6H195V5H194ZM194 6H191V7L193 8ZM210 6H212V5H210ZM210 6H209V7H210ZM0 7H1V6H0ZM2 7H1V9H2ZM9 7H10V6L8 5V9H9ZM20 7H21V6H20ZM29 7H30V6H29ZM29 7H26V8L28 9ZM36 7H37V3H36ZM39 7H40V6H39ZM39 7H38V8H39ZM90 7H91V10H93V11H92L93 13L97 11L96 14H97V16H98V17H97V16H96V17L94 16L95 18H93L94 20H92V21H91V18H92V17H90V16H93V15L88 14V15H90V16H88V15L86 14V13H87L86 10H89ZM92 7H94V8H92ZM96 7H97V8H96ZM108 7H109V8H108ZM113 7H112V9H114ZM138 7H139L140 9H139ZM157 7H153V8H157ZM168 7H169V9H168ZM187 7H189V5H187ZM195 7H196V6H195ZM195 7H194V8H195ZM22 8H20L21 11L24 10V8H23V10H22ZM34 8H35V7H34ZM51 8H49V9L47 8L49 11L47 10V11H45L46 13H43V14H42V13H39V11H38L39 9L37 10L38 13L42 15V17L39 15V17L42 18V19H39V20H42V22H39V20L37 21V22H38V23H37V26H38L39 28H38V27H35L34 23H33V25H32V24H29V25H32V26H30V27H33V26H34V27H33L34 29L32 28V30H34V31L36 30V28H38V29L41 28V29H40V32L38 31V29L36 30V31L39 32V34H38V32L35 33L36 35L33 34L34 36H37V34H38V36H39V37H38V38H39V41H38V40H37V42L35 41V43L38 44V45H37V46H38V51L41 50V48L43 47V45H45L44 47H46V45H47L48 43H49L50 45H51V43H53V44H52V48H50V46H49V47H48L49 49L47 50L48 52L46 53V51H45V53L47 54V57H48V56L50 57V55H49V52H50V51H49V50L52 49V51L55 52L54 49H53V48H54L53 46H55V45H54V44H55L54 42L56 41V43H58V40H56L57 38H54V37H52V38H53L55 41L48 42V41H49V40H48V34H50V36H55V37H56L57 35H59V36H57V37L60 38V34H61V33H60V34H57V35H52L51 33H53V34H56L57 32L59 33V31L63 30V28H65L66 26H68V24L71 23V21H70V23L66 21L68 24L65 22L64 24H65L66 26L64 27V24H61L62 22H60V20H59L60 15L57 14V13L54 11V10H56V9H52V11H51V10H50ZM75 8H76V7H75ZM78 8H79V9H78ZM95 8L97 9L96 11H95ZM102 8H104V9H102ZM105 8H106V9H105ZM107 8H108V9H107ZM115 8H117V7H115ZM131 8H132V6H131ZM144 8H145V11H144ZM146 8H147L148 10H147ZM177 8H178V7H177ZM210 8H211V7H210ZM3 9H2V10H3ZM10 9H9V10H10ZM20 9H18V10L20 11ZM138 9H139V10H138ZM190 9H191V8H190ZM199 9H200V8H199ZM9 10H5L6 12L4 11L3 14L6 13V15H7V14H8L7 11H9ZM25 10H26V9H25ZM25 10H24V11H25ZM29 10H30V9H29ZM31 10H33V9H31ZM40 10H41V9H40ZM44 10H42V12H43ZM98 10L100 11V13H99ZM105 10H107V11H105ZM124 10H125V9H124ZM126 10H127V9H126ZM128 10L131 12V16H130L131 18H132V15H133L135 18H137V20L140 19V18H142V17H140L139 15H138V16H139L140 18H138V16L136 17V16L134 15V13L131 11V9H129V7H128ZM152 10H153V9H152ZM154 10H155V9H154ZM157 10H159V9H156V11H157ZM175 10H176V8H175ZM175 10H174V11H175ZM10 11H12V10H10ZM10 11H9V12H10ZM15 11H16V10H15ZM21 11H20V12H21ZM56 11H57V10H56ZM67 11H66V12H67ZM82 11H84V12L82 13ZM103 11H104V12H103ZM109 11H110L113 15H115L114 12L111 11V9H110ZM129 11H128V13L130 14ZM185 11H186V10H185ZM190 11H191V10H190ZM213 11H214V10H213ZM35 12H36V11L34 10V14H35ZM144 12H145V13H144ZM159 12H160V11H158V13H159ZM177 12H181V11L179 10V11H177ZM177 12H176V13H177ZM191 12H192V11H191ZM16 13H17V12H16ZM24 13H26V12H24ZM27 13H28V12H27ZM27 13H26V14H27ZM38 13H36V14H38ZM93 13H92V14H93ZM128 13H127V11H126L125 13H122V14H124L123 16H128V15H127ZM160 13H161V12H160ZM183 13H185V12H183ZM1 14H2V12L0 13V15H1ZM10 14H12V17H11V16H10V17L13 18V14H15V12H14V11H13V13L10 12ZM17 14H18V13H17ZM17 14L14 15V17H16V19L14 18V19L16 20V23L14 22V19H13V24H14V23L17 24L18 22H20L19 20H23V21H24V20H25L26 18H28V16H29V15H28L27 17L25 16V19H20V18H21V15L24 16L23 12L21 13V15L18 14V15L20 16V18L17 17ZM26 14H25V15H26ZM28 14H29V13H28ZM36 14H35V15H36ZM108 14H109V13H108ZM119 14H121V13H119ZM156 14H157V13H156ZM164 14H165V15H164ZM217 14L219 15V13H217ZM31 15H32V14H31ZM71 15H72V16H71ZM78 15H77V16H78ZM110 15H111V14H110ZM110 15H109V16H110ZM113 15H112V17L110 16V18L107 17L106 19H108V18H109L108 20H111V19L114 20V19H116V17L114 16V17H115V18H114ZM116 15L118 16V12L116 13ZM182 15H183V14H182ZM182 15H181V17H182ZM208 15H209V14H208ZM214 15H215V14H213V16H214ZM3 16H5V15H3ZM23 16H22V18H24ZM70 16H71V17H70ZM79 16H80V15H79ZM105 16H106V15H105ZM123 16H121V18L124 19V21H122L123 23L125 22V20H127V21H126V25H127L128 23H130V22H132V24L135 25V23H136V19H133V20H132V19H131V20L129 19V20H128L127 18H124ZM148 16H147V18H148ZM199 16H200V15H199ZM6 17L8 18L9 15H7ZM6 17H5V18H6ZM10 17H9V20L11 21L12 19H10ZM29 17H31V16H29ZM33 17H34V15H33ZM36 17H38V16H36ZM66 17H65V18H66ZM130 17H129V18H130ZM156 17H155V18H156ZM175 17H177V18H175ZM184 17H185V15H184ZM193 17H194V16H193ZM210 17H211V15H210ZM219 17H218V18H219ZM3 18H4V17H3ZM62 18H63V17H62ZM96 18H97V19L99 18V19L97 20ZM113 18H114V19H113ZM119 18H120V16H119ZM147 18L145 19V20H146L145 22H147ZM150 18H151V17H150ZM174 18H175V19H174ZM194 18H197V17H194ZM211 18H213V17H211ZM211 18H209V19H211ZM216 18H217V16H216ZM17 19H18V20H17ZM28 19H29V21H30V18H28ZM31 19L33 20V22H34V20H35V21L37 20V19H33V18H31ZM74 19H75V18H73V20H74ZM88 19H86V20H88ZM189 19H190V18H189ZM213 19H214V18H213ZM213 19H212V20H213ZM0 20H1L0 22H2V23L4 22L3 24H5V25L8 24V22L5 23V22H6V19H5L4 21L2 20V16H0ZM9 20L7 19V21H9ZM71 20H72V19H71ZM75 20H76L77 22L79 21V19H77V18H76ZM75 20H74V21H75ZM86 20H85V21L83 20L85 24L82 23V24H84V25H83L84 27H85L86 22H87ZM95 20H97V21H95ZM103 20H104V22H102V20H100L101 23L97 22V23H95L94 25H91V27H92V26H93V27L95 26V28H96L97 26H99V27H97L96 29H94V31H96V30H97V31H100V30H98V29H101V28L107 27V26H101L102 23H103V25H106V24H108V23L110 24V22H106L105 19H103ZM108 20H107V21H108ZM112 20H111V21H112ZM140 20H141V19H140ZM153 20H154V18H153ZM159 20H160V21H159ZM194 20H196V19H194ZM204 20H205V19H204ZM10 21H9V24L12 23V22L10 23ZM17 21H18V22H17ZM23 21L20 22V24H19V23H18V24H19V25H22V24L24 25V23H26V22H25L26 20L24 21V23H23ZM29 21H28V22H29ZM83 21L81 20V22H83ZM128 21H129V22H128ZM133 21H135V23H134ZM138 21H139V20H138ZM138 21H137V22H138ZM148 21H150V20H148ZM151 21H152V20H151ZM172 21H173V22H172ZM178 21H179V20H178ZM192 21H193V19H192ZM77 22H74V25H73V21H72V24H71V25L75 27V24H76ZM81 22H80V24H81ZM88 22H87V23H88ZM105 22H106V23H105ZM117 22H118V21H117ZM117 22H114V24H117V26H118V28H119V23H120L121 21H120L119 23H117ZM127 22H128V23H127ZM139 22H140V21H139ZM139 22H138V25L140 26L141 23H143L144 21H141L140 24H139ZM145 22H144V23H145ZM181 22H182V21H181ZM212 22H214V21H212ZM2 23H1V25L4 26V28H5V27H8V25L5 26V25H3ZM21 23H22V24H21ZM29 23H30V22H29ZM31 23H32V22H31ZM59 23H60V24H59ZM89 23H88V25H86L87 28H85V30H86V29L88 30V28H91V27H89V26H90ZM92 23H90V24H92ZM144 23H143V24H144ZM148 23H149V22H148ZM171 23H172V25H171ZM194 23H195V21H194ZM18 24H17L16 26L14 25V27H18V26H19ZM35 24H36V22H35ZM38 24H39V25H38ZM77 24H79V22H78ZM112 24H113V23H112ZM124 24H125V23H124ZM132 24H131V25H132ZM23 25H22V27L25 26V25H24V26H23ZM60 25H62V27L59 28V29H61V30H58L57 27H59ZM71 25H70V26H71ZM96 25H97V26H96ZM121 25H122V24H121ZM121 25H120V28H119V31H120V32L126 27V25H125V27H124V25H122V29H121ZM129 25H130V24H129ZM133 25H132V27H133ZM152 25H153V24H152ZM176 25H177V22L174 23V26H176ZM179 25H180V24H179ZM183 25H184V24H183ZM196 25H197V24H196ZM2 26H0V28H1ZM12 26H13V25H12ZM12 26H11V27H12ZM76 26H77V25H76ZM79 26H80V25H79ZM81 26H82V25H81ZM117 26H115V27H114V25L112 26V28H113L112 31H113V32H114V30H115L114 28H116ZM127 26H128V25H127ZM135 26L137 27V25H135ZM141 26H142V25H141ZM174 26H173V27H174ZM177 26H178V25H177ZM192 26H193V25H192ZM199 26H200V25H199ZM9 27H10V26H9ZM25 27L27 28L28 25H26ZM30 27H28V28H30ZM53 27H54V28H57V32H55L56 29L54 30ZM84 27H83V28L81 27V31H83V34H85V36H91V35H92L91 37H88V38L86 37L87 39L90 38L91 42H89L88 40H85V39H86L85 37L82 38L83 35L80 37V35H81L80 33H81V32L79 33V36H77L76 34H74L75 37H76V36L78 37L77 39L82 38V39L85 40V41H84V40L81 41L80 39H79V40L75 39L74 41L77 40L78 42H81V43L84 41V42H83L84 44H83V43H82V44H81V43H78V42L76 41V42H75V45H74V49L77 48V47H79V44H80V47H81V48L79 47L80 50H82V51H86L87 48H88V50H89V47L86 46L87 43H88L89 46H91L92 48H94L95 46H96L95 48H98L97 45L100 44V43H98V42L100 41L101 38H99V37L97 36L98 34H97L96 36L94 35V34H96L97 32H96V33H95V32L92 33V32H93V31H92V30H93V27L91 28V30H88L89 33H90V32H91V33H90L89 35H86V34H88V31L86 30V33H84ZM100 27H101V28H100ZM128 27L132 28L131 26H128ZM143 27L146 28V26H142V27H141V30L143 29ZM155 27H157V26H155ZM182 27H183V26H182ZM196 27H197V26H196ZM196 27H195V28H196ZM218 27H217V29H218ZM228 27H229V28H228ZM231 27H232V28H231ZM28 28H27V29H28ZM68 28H69V27H68ZM70 28H71V27H70ZM78 28H79L78 26L75 28V29H77L76 32L79 31ZM110 28H111V26H110ZM110 28H109V29H110ZM112 28H111V29H112ZM130 28L127 30V27H126V29H125V30L128 31V32H126L128 35H129V33H130V32H129V31H130ZM133 28H134V27H133ZM138 28H139V27H138ZM138 28H136V29H138ZM149 28H150V24H149ZM151 28H153V27H151ZM213 28H216V27L214 26ZM213 28H212V29H213ZM230 28H231V29H234V28H235V30H231ZM252 28H251V30H252ZM23 29H24V28H23ZM27 29H26V30H27ZM42 29H43V31H42ZM52 29H53V32H51ZM82 29H83V30H82ZM104 29H105V28H104ZM120 29H121V30H120ZM139 29H140V28H139ZM139 29H138V30H139ZM177 29H178V28H176V30H175V29H174V30L177 31ZM192 29H193V28H192ZM239 29H240V28H239ZM30 30H31V28H30ZM72 30H74V29H72ZM106 30H107V32L109 31L107 28H106ZM125 30H123L121 33L125 32ZM131 30H133V29H131ZM134 30H135V29H134ZM148 30H149V29H148ZM154 30H155V28H154ZM162 30H163V28H162ZM164 30H166V29H164ZM171 30H172V28H171ZM174 30H173V31H174ZM184 30H185V29H184ZM197 30H199V29H197ZM237 30H238V29H237ZM249 30H250V29H249ZM254 30H255V29H254ZM254 30H253V31H254ZM256 30H255V31H256ZM28 31H29V30H28ZM41 31L43 32V33H42L43 35L40 34ZM46 31H47V33H46ZM67 31L69 32L70 29H68ZM110 31H111V30H110ZM112 31H111V32H112ZM117 31H118V29H116V32H117ZM136 31H137V30H136ZM144 31H145V30H144ZM157 31H158V30H157ZM182 31H183V30H182ZM222 31H223V30H222ZM259 31H260V30H259ZM259 31H256V32H259ZM261 31H262V29H261ZM31 32H32V31H31ZM31 32H30V33L28 32L27 35H28V34H31ZM54 32H55V33H54ZM105 32H106V31H105ZM107 32H106V33H107ZM120 32H117V34L119 35ZM139 32H141V31H139ZM180 32H181V31H180ZM198 32H199V31H198ZM256 32H253V33H256ZM64 33H65V32H64ZM70 33H71V31L69 32V34H70ZM72 33H73V32H72ZM74 33H75V30H74ZM103 33H104V32H103ZM121 33H120V35H121L120 37H122V38L125 37V40H127V37H129V36H130L132 39H133V37L135 38V34H136V33H135V34L133 33L134 35H132V36H133V37H132V36H131L132 33H130L129 36H127L126 33H125L126 36H125V35L123 36ZM156 33H157V32H156ZM174 33H175V32H174ZM177 33H178V32H177ZM177 33H176V34H177ZM196 33H197V32H196ZM199 33H201V32H199ZM208 33H209V32H208ZM232 33H233V32H232ZM253 33L250 32V34H253ZM260 33L262 34V32H260ZM260 33H259V34H260ZM263 33H264V30H263ZM100 34H102V33L100 32ZM109 34H111V33L109 32ZM112 34H114V33H112ZM138 34H139V33H138ZM140 34H141V33H140ZM163 34H164V33H163ZM163 34L161 35V37H162V36H165L166 34H167V36L169 35L168 33H166L165 35H163ZM179 34H180V33H179ZM233 34H234V33H233ZM240 34H244V33L240 32ZM247 34H249V33H247ZM33 35H32V36H33ZM41 35H42V36H41ZM66 35H67V33H66ZM74 35H72V36L74 37ZM103 35H104V34H103ZM103 35H101V37H103ZM158 35H159V37H160V33H159ZM158 35H156V36H158ZM181 35H182V34H181ZM183 35H184V34H183ZM197 35H198V34H197ZM200 35H201V34H200ZM229 35H231L230 32H229ZM254 35H255V34H254ZM254 35H252V38H254ZM256 35H257V34H256ZM10 36H11V35H10ZM29 36H31V35H29ZM50 36H49V37H50ZM72 36H71V34H70V37H72ZM93 36L95 37V39H93V41L96 40V42H97L98 44H97L96 42H92V37H93ZM99 36H100V35H99ZM104 36H105V35H104ZM109 36H110V35H108V38L110 39V37H112V36H110V37H109ZM114 36H117L116 33H115ZM136 36H138V35H136ZM172 36H173V35H172ZM174 36H176V35H174ZM189 36H190V35H189ZM192 36H193V35H192ZM204 36H205V35H204ZM246 36H247V37H246ZM248 36H249V35H245V36H244V38L246 37L247 39H244L243 36H242V38H243L242 40H241V37L238 36V39H239V40H238V39H237V36L235 37V35H234V37H235V39H236V40H235V39L233 38V39H234V40H233V41H234V44H235V41H236V42L238 41V42H237V45H240L241 43H246V44L248 43V45H250V47H251V44H253V42L255 41L254 39H255L256 37H257V39H258L259 37L262 38V41L264 42L263 37H262L263 35H262V36H260V35L256 36V37L253 39V40H254L253 42L250 41V40H252V39H251V36H249V37H250V40H248ZM70 37H69V38H70ZM118 37H119V36H118ZM118 37H117V38H118ZM130 37H129V38H130ZM139 37H141V40H142V38L145 39V35H144V37H143V36H138V38H139ZM146 37H147V36H146ZM154 37H155V36H154ZM154 37H153V38H154ZM161 37H160V39L158 38L159 41L161 40ZM165 37H166V36H165ZM165 37H163V38L166 39L167 37H166V38H165ZM169 37H170V36H169ZM185 37H186V35H185ZM211 37H212V36H211ZM211 37H210V38H211ZM216 37H217V36H216ZM232 37H233V36H232ZM232 37H231V38H232ZM239 37H240V38H239ZM33 38H34V37H33ZM38 38H37V39H38ZM50 38H51V37H50ZM50 38H49V39H50ZM52 38H51V40H52ZM59 38H58V39H59ZM62 38H65V37L63 36ZM67 38H68V37H67ZM69 38H68V39H69ZM96 38H99V40H97ZM103 38H104V37H103ZM131 38H130V39H131ZM136 38H137V37H136ZM138 38H137V39H138ZM171 38H173V37H171ZM175 38H176V37H175ZM189 38H190V37H189ZM196 38H197V37H196ZM260 38H259V39H260ZM10 39H12V37H11ZM28 39H29V38H28ZM28 39H27V40H28ZM31 39H32V37H31ZM68 39H67V40H68ZM71 39H72V38H71ZM106 39H107V38H106ZM123 39H124V38H123ZM130 39H128V41H131V40H132V39H131V40H130ZM144 39H143V41H144ZM149 39H150V38H149ZM155 39H156V38H155ZM164 39H162V40H164ZM167 39H168V38H167ZM167 39H166V43L168 44L169 41L167 42ZM194 39H195V38H194ZM32 40H33V39H32ZM35 40H36V38H35ZM72 40H73V39H72ZM101 40H102V39H101ZM113 40H114V39H113ZM133 40L135 41L136 39H133ZM146 40H147V39H145V43H146ZM162 40H161V41H162ZM168 40H171V39H168ZM174 40H175V39H174ZM183 40L185 41L186 39H183ZM201 40H202V39H201ZM201 40L199 39V41H201ZM203 40H204V39H203ZM203 40H202V41H203ZM210 40H211V39H210ZM220 40H221V39H220ZM240 40H241V41H240ZM247 40H248V41H247ZM260 40H261V39H260ZM260 40H259V41H260ZM29 41H30V40H29ZM33 41H34V40H33ZM62 41H63V39H60L59 43L62 42ZM68 41H70V39H69ZM74 41H70V42L73 43ZM86 41H87V42H86ZM102 41H103V40H102ZM114 41H115V40H114ZM139 41H140V40H139ZM147 41H148V40H147ZM150 41H152V39H150ZM159 41H158V42H159ZM171 41H172V40H171ZM191 41H192V40H191ZM202 41H201V42H202ZM218 41H219V40H218ZM228 41H229L230 44H233V42H230V40L227 39V42H228ZM239 41H240V43H239ZM27 42H28V41H27ZM47 42H48V43H47ZM100 42H101V41H100ZM103 42H104V41H103ZM109 42H113V41L111 40V41H109ZM126 42H127V41H126ZM163 42H164V41H162V42H160V43H163ZM188 42H189V41H188ZM195 42H196V41H195ZM195 42H194V43H195ZM210 42H211V41H210ZM255 42H256V41H255ZM257 42H258V40H257ZM92 43H93V44H92ZM95 43H96L97 45H95ZM127 43H129V42H127ZM132 43H133V42H132ZM141 43H142V41H141ZM153 43H154V42H153ZM170 43H171V42H170ZM223 43H224V42H223ZM229 43H228V44H229ZM250 43H251V44H250ZM261 43H262V42H261ZM261 43H260V44H261ZM39 44H40V45H39ZM76 44H77L78 46H77ZM90 44H92V45H90ZM117 44H118V43H117ZM117 44H116V46H117ZM129 44H130V43H129ZM156 44H158V43L156 42ZM156 44H155V46H156ZM174 44H175V43H174ZM178 44H179V43H178ZM184 44H185V43H184ZM203 44H204V43H203ZM221 44H222V43H221ZM225 44H227V43H226V40H225ZM228 44H227V45H228ZM246 44H242V45L244 46V45H246ZM260 44H258V45H260ZM263 44H264V43H263ZM153 45H154V44H153ZM153 45H152V46H153ZM159 45H160V48H161V44H159ZM159 45H158V47H159ZM162 45L164 46L165 44L163 43ZM170 45H172V44H170ZM170 45H169V46H170ZM180 45H181V44H180ZM190 45H191V44H190ZM215 45H216V44H215ZM219 45H220V44H219ZM219 45H218V46L216 45L215 47L218 48ZM223 45H224V44H223ZM227 45H225V46L223 47V50H226V49L228 50V48H229V51H230V52H233V51H231L230 49H234V48H232V47H235L236 44H235L234 46H233V45H229L230 47L232 46L231 48L228 47ZM242 45H241V46H242ZM248 45H247V46H244L245 49H242V48H244L243 46H242L241 49H240V47L238 48V46H236L237 48L235 47V48H236L235 50H237V51H234L235 53L233 52V55H232V56L230 55L231 53L229 52V53H230L229 55H230L231 57H234V59L237 58V60H239L238 58H240L241 63L243 62V63L245 64L244 60L247 59V58H249V55H250V54H249V51H250V49H253V47H254L255 45H256L258 48L264 46V45H263V46H262V45L258 46L257 44H255V45L253 44L252 48H250ZM83 46H84L85 50H83L84 48L82 49ZM99 46H100V47H101V46L103 47V45H101V44H100ZM116 46H115V47H116ZM118 46H119V44H118ZM118 46L116 47V51H119V52H120V50H118ZM165 46H166V45H165ZM176 46H177V44H176ZM188 46H189V45H188ZM193 46L195 47V45H193ZM207 46H208V45H207ZM211 46H213V45H211ZM44 47H43V48H44ZM86 47H87V48H86ZM112 47H113V46H112ZM115 47H114V48H115ZM153 47H154V46H153ZM153 47H152V48H153ZM158 47H157V48H158ZM166 47H167V46H166ZM166 47H165V48H166ZM174 47H175V46H173V48H174ZM183 47H184V46H183ZM213 47H214V46H213ZM225 47H226V49H225ZM103 48H104V47H103ZM120 48H121V46L119 47V49H120ZM165 48H163V49H165ZM186 48H187V47H186ZM255 48H256V47H255ZM255 48H254L253 50H251V51H254V50L256 51V50L258 49V48H257V49H255ZM46 49H47V48H46ZM68 49H69V48H68ZM107 49H108V47H107ZM107 49H106V50H107ZM123 49H124V47H123ZM143 49H145V48H143ZM169 49H170V47H169ZM171 49H172V48H171ZM194 49H195V48H193V50H194ZM238 49H240L241 51L238 50ZM247 49H249V50H248V51H245V50H247ZM76 50H77V49H76ZM99 50H101V52H102V48L99 49ZM159 50H160V49H159ZM190 50H191V49H190ZM203 50H204V49H203ZM210 50H211V49H210ZM242 50H244V52H245V53H243V55L247 53V54L245 55L247 58H246L245 56L243 57L242 54L239 55V57L236 56V55H237V52L240 51V53H241ZM258 50H259V49H258ZM258 50H257V51H258ZM70 51H71V50H69V52H70ZM89 51H91V50H89ZM104 51H105V49H104ZM108 51H109V50H108ZM108 51H106V52H108ZM113 51H114V49H113ZM121 51H122V50H121ZM141 51H143V50L141 49ZM144 51H145V50H144ZM144 51L141 52L140 54L143 53L142 55H146V54H147L146 52H149L148 49H147V51H145V52H144ZM155 51H156V50H155ZM206 51H207V50H206ZM259 51H260V50H259ZM259 51H258V52H259ZM262 51H263V50H262ZM77 52H78V50H77ZM77 52H76V53H77ZM114 52H115V51H114ZM166 52H167V51H166ZM43 53H44V52H43ZM70 53H71V52H70ZM96 53L99 54L98 51L96 50V52L93 51V53H92L91 55H92V56H95ZM110 53H111V49H110ZM110 53L108 52V55H109ZM145 53H146V54H145ZM191 53H192V52H191ZM218 53H219V55H218ZM218 53H217V57H219L220 54H221L219 51H218ZM227 53H228V52H226V53L223 52V54L229 56ZM46 54H45V55H46ZM51 54H52V53H51ZM64 54H65V53H64ZM93 54H94V55H93ZM101 54H102V56H101V55H100V56L103 57L104 53H101ZM113 54H114V53H113ZM120 54H121L120 56L124 57V55H122V52H121ZM124 54H125V53H124ZM176 54H177V53H176ZM178 54H179V52H178ZM202 54H203V53H202ZM235 54H236V55H235ZM253 54H254V52H251V57L253 56V58H254L255 55L257 54V52H256L254 55H253ZM62 55H63V53H62ZM84 55H85V54H84ZM87 55H88V54H87ZM89 55H90V54H89ZM91 55H90V56H91ZM108 55H107V59H108ZM110 55H111V54H110ZM115 55H118L117 52L115 53ZM125 55H127V54H125ZM130 55H131L130 53H129V56L127 55L129 58H130L131 56L133 57V58L131 57L133 60L130 58V59H131L130 63L127 61V60H128V57H127V56H126L127 60H125V59H126L125 57L123 58V60L121 59L122 62L124 61V62L126 63V61H127V64H128V63L131 64V62H133V61H135V62L137 61V62H138V61L141 59V58H140L139 60L137 59V56L140 57L139 54H137L136 58H134L133 55H131V56H130ZM148 55H149V54H148ZM148 55H147V56H148ZM150 55H151V54H150ZM150 55H149V56H150ZM169 55H170V54H169ZM190 55H191V54H190ZM190 55H189V56H190ZM212 55H213V54H212ZM215 55H216V54H215ZM225 55H222V56H225ZM58 56H59V54H58ZM60 56H61V54H60ZM92 56H91V57H92ZM120 56L118 55L117 57L120 58ZM147 56H145V58H148ZM159 56H160V55H159ZM159 56H157V57H159ZM161 56H163V58L165 59V57H164L165 55H161ZM161 56H160V57H161ZM173 56H174V55H173ZM175 56H176V55H175ZM222 56L219 57V60H221V61H219L218 58L216 57V62H218V63L221 62V66H222L223 61H225V63H224V64H225V68H226V71H225V72L229 73V72H231V71L228 69L229 66H228V68H227V66H226V65H228V63H229V62L227 63V61H229V59H227L226 57H222ZM261 56H262V55H261ZM38 57H39V56H38ZM44 57H45V56H44ZM47 57H46V58H47ZM80 57H81V56H80ZM80 57H79V58H80ZM87 57H88V56H87ZM87 57H86V58H87ZM98 57H99V55H98L96 58L98 59ZM101 57H99V59H100ZM115 57H116V56H115ZM122 57H121V58H122ZM153 57H154V56H153ZM153 57H152V58L149 57L150 59H148L147 61H149V60L151 61V60H152L151 62H154L155 60H153V59H154ZM157 57H156V58H157ZM160 57H159V60L162 59V58H160ZM186 57H187V56H186ZM186 57H185V58H186ZM211 57H212V56H211ZM221 57H222V58H221ZM241 57H242V59H241ZM50 58H51V57H50ZM59 58H61V57H59ZM168 58H169V57H168ZM194 58H195V57H194ZM205 58H206V57H205ZM225 58H226V60H224ZM228 58H229V57H228ZM244 58H245V59H244ZM253 58H252V59H253ZM261 58H262V57H261ZM61 59H62V58H61ZM61 59H60V61H61ZM77 59H78V58H77ZM84 59H85V57H84ZM97 59H96V60H97ZM103 59H104V57H103ZM103 59H102V61H103ZM116 59H118V58H116ZM116 59H115V60H116ZM130 59H129V60H130ZM164 59H162V60L164 61ZM178 59H180V58H178ZM222 59H223V60H222ZM232 59H233V58H231V60H230L231 62H232ZM234 59H233V60H234ZM243 59H244V60H243ZM45 60H46V59H45ZM47 60H49V61L51 62L52 59L50 60L49 58H47ZM47 60L45 61V64H46ZM100 60H101V59H100ZM119 60H120V59H119ZM143 60H144V58L142 59V61H143ZM165 60H166V59H165ZM172 60H173V59H172ZM180 60H181V59H180ZM180 60H179V61H180ZM213 60H214V58H213ZM39 61H41V60H39ZM49 61H48V62H49ZM83 61H84V60H83ZM98 61H99V60H98ZM142 61H141V62H142ZM150 61H149V62H150ZM156 61H157V60H156ZM179 61L177 60V62H179ZM182 61H183V60H182ZM261 61H262V60H261ZM48 62H47V63H48ZM74 62H75V60H74ZM92 62H93V61H92ZM96 62H97V61H96ZM104 62H105V60H104ZM104 62H102V64H103ZM118 62H120V61H115V62H114V66H115V63L118 64ZM143 62H144V61H143ZM143 62H142V63H143ZM145 62H146V60H145ZM151 62H150V64H149L150 67H152V66H151V65H152ZM166 62H169V60H167ZM172 62H173V61H172ZM214 62H215V61H214ZM231 62H230L229 64H231ZM246 62H247V60H246ZM253 62H254V61H253ZM43 63H44V61H43ZM51 63H52V62H51ZM60 63H61V62H60ZM64 63H65V62H64ZM64 63L62 62V63H61V66H62V65L64 66ZM70 63H71V62H70ZM79 63H80V64L74 65L75 67L78 68V72H79V73H77V70H75V69H77V68H74L75 71L72 70V71H73V74H76V73H77L76 78H75V76H74L73 79L70 78L71 75H69V74H68L69 72L67 71V72H68L67 74L69 75L70 80L67 79V76H66V74H65L66 72H65V71H64L65 73L63 72V70H64L65 68H64L63 70L61 69L63 73H61V70H60L59 73L55 72V73H57V74L53 73V74L50 76L51 73H48V71H49L50 69H52V67H51V68L48 67V69L46 68L47 66L52 65V64L49 65V63H48L47 65H45V66L43 65V66L46 68V70H48V71H46V72H45V70L42 71V72H44L43 75L46 73L47 75L49 74V76H47V78H44V76H42V74H40V75L42 76V79H43V78H44V79H48V78H49L48 80L50 81V78H53V80H57V82H58V83H57V82H54V84H58V86H57L58 88H57V87L55 88V85L52 84L53 82L50 81V82H52L51 85H52L53 87L50 86L49 89H50V90H51V88L53 89L52 94L54 93V90H55L56 92H55V94H53V95H52V94H50V95L47 94V97H49V96H53L52 98H54V95H56L57 97L55 96V97H56V98H55V99H56V100H55V105L57 104V102H59V100H60L61 102H59L60 104L57 105L56 107H52V105H53V103H54V102H53L54 100L51 102V100L48 99V100H49L48 102L52 103V105H51L50 110L48 109V110L50 111L49 114H47L48 111L46 110V111H47L46 115H48V118H49V121H50V122L53 120V122H54V123H53L54 126H55V125H58V127H56V129L58 128V129H57V132H58V130H59V131L61 130L62 133H60V134H62V135L65 134L64 137H62V138H65V139H64V142H67V141H65V140H66V138L68 137V136H66V134H67V133H65L66 131H67V132L69 131L70 133L73 134V131H72L73 129H74V132H75V131H76V132H80V129H82V128L85 126V124H83L84 126L82 127V123H84V122H82V121H81L82 123H81V125H80V129H79V127H78V124H76V123H77L76 121H74V124H72V122H73L72 120H76V118H77V121H80V120H78V119H81V117H80V116H77V115H76V112H79V109H81V107H79V108L76 107V106L79 105V104H78L79 101L76 100V99H74L73 97H72V99H74V101H73V102H74V105H73L74 107L68 106V104H71V105L73 104V102H70V103L68 102V101H71V99H70V98H71L70 93H71V94H72L73 92L75 93L76 91H74V90H76V89H78V90L82 89V90H80V91L86 93V94H85V96H86V95L88 94V91L90 92V91H91L90 89H92V90H93V91H92V94L89 93V96H90V95L92 96L93 93H94V95L92 96V97H93L92 99H95L94 96H95V95L97 96V93H98V92H96V94H95L94 90L96 91V90L98 89L97 86H98V85H101V81L104 82V80L102 79L103 76H104L105 74L108 75V73L111 72V69H110V71L106 72V71H107V70H106L107 67L104 68V64H103L102 68H104L105 70H103V69H101V68H100V69L103 70V72H105V74H103V75L101 76V78H96V79H95V75H98V72H97V73H96V72H93V70L96 71V69H93V68H95V66H90V65H88L89 63H88V64L86 63V65H84V62H82V59L79 61ZM98 63H99V62H98ZM146 63H147V62H146ZM162 63H163V62H162ZM226 63H227V64H226ZM243 63H242V64H243ZM248 63H249V62H248ZM263 63H264V62H263ZM74 64H75V63H74ZM82 64H83V65H82ZM94 64H95V63L93 62L92 65H94ZM100 64H101V61H100ZM100 64H99V65H100ZM137 64H138V63H137ZM137 64H136V67H135L133 64H132V66H129L131 72H132V70H133L134 67H135V68H134L133 72L135 71V69L137 68V66L140 65V64H138V65H137ZM157 64H158V63H157ZM160 64H161V62H160ZM166 64H167V63H166ZM166 64H165V65H166ZM224 64H223V65H224ZM239 64H240V63H239ZM242 64H241V65H242ZM246 64H247V63H246ZM259 64H260V62H259ZM53 65H54V63H53ZM58 65H60V64H58ZM79 65H80L81 69H80ZM96 65H97V64H96ZM121 65H122V64H120V66H121ZM169 65H170V63H169ZM199 65H200V64H199ZM234 65H235V64H234ZM237 65H238V64H237ZM251 65H252V64H251ZM255 65H256V64H255ZM255 65H253V66H255ZM22 66H23V65H22ZM25 66H26V65H25ZM68 66H69V65H68ZM68 66H67V67H68ZM85 66H86V67L89 66L88 69H87ZM100 66H101V65H100ZM100 66H98V68H99ZM106 66H107V64H106ZM173 66H174V65H173ZM239 66H240V65H239ZM253 66H251L250 68H248L249 66H248L247 68L244 67L246 70H249V69H250V70H249V71H244V72H246V73H243V74H245V76H244V80H243L242 82H244L245 80H246V82H247V80L249 79L248 81L251 83L250 79L254 78V75H253L252 73H250L251 70H252L251 68H252ZM31 67H32V66H31ZM56 67H57V66H56ZM64 67H65V66H64ZM91 67H92L93 70L90 71L89 69H91ZM116 67L118 68V65H117ZM116 67H114V68H116ZM121 67H123V66H121ZM139 67H141V66H139ZM139 67H138V68H139ZM142 67H143V69H142ZM142 67L140 68L139 71H143V72H144V69H145L144 67H145V66L143 65ZM153 67H154V64H153ZM170 67H171V66H170ZM187 67H189V65H188ZM196 67H198V66H196ZM196 67H195V68H196ZM213 67H214V66H213ZM216 67H217V66L214 67V69H216V70H214V72L217 71V73H218L217 68L219 67V65H218L217 68H216ZM223 67H224V66H223ZM236 67H237V66H236ZM37 68H38V66H37ZM45 68H44V69H45ZM59 68H60V66H59ZM62 68H63V67H62ZM69 68H70V66L68 67V69H69ZM85 68H86V69H85ZM96 68H97V67H96ZM124 68H125L126 70H128L127 67H123L122 70H121V68L119 67V69L121 70V71H120V72H121V73H120L121 75L119 74V76H121V80H119V81H122V80H123V79H122V75H124V74H123V71H124L123 69H124ZM138 68H137V69H138ZM179 68H180V67H179ZM210 68L212 69V67H210ZM262 68H263V67H262ZM70 69H71V68H70ZM79 69H80V70H79ZM100 69H97V70H100ZM168 69H169V68H168ZM171 69H172V68H171ZM171 69H170V70H171ZM177 69H178V68H177ZM211 69L209 70V72H211V73H209L210 76H211V74L214 73L213 71H211ZM39 70H40V69H39ZM86 70H87V71H86ZM88 70L91 72V74H92V73H96V74H94V76H93V75H90L89 73H87V74H89L90 76H92V78H94L95 81H97V80H99V79H102L101 81H98L100 84L98 83V85H97V82H94V79L91 80V79L89 78V79H90V80H89V79L87 78L88 75L84 76V75H85L84 72H85V73H86V72H89ZM113 70H117V69H113ZM126 70H125L124 72H125L126 74L129 73V72H127ZM130 70H129V71H130ZM147 70H150V69L147 68V66H146V71H147ZM153 70H154V69L152 68L151 71L153 72ZM165 70H166V69H165ZM179 70H180V69H179ZM197 70H198V69H197ZM200 70H201V69H200ZM212 70H213V69H212ZM219 70H220V69H219ZM260 70H261V69H260ZM56 71H57V70H56ZM58 71H59V70H58ZM83 71H84V72H83ZM136 71H137V70H136ZM139 71H138V72H139ZM151 71H150V74H151V75L149 74L150 76H152V72H151ZM167 71H168V70H167ZM174 71H176V69H174ZM180 71L182 72V71H184V70H180ZM180 71H179V72H180ZM198 71H199V70H198ZM228 71H229V72H228ZM26 72H27V71H26ZM35 72H36V74H37V70L34 69V73H33V74L31 73V74H32V75H31V80H35V81L38 80V81H39V79H41V76H40V78H39V75H38V74H39L41 71H40L37 75H35ZM42 72H41V73H42ZM49 72H51V70H50ZM74 72H76V73H74ZM99 72H100V71H99ZM103 72H102V73H103ZM112 72H113V71H112ZM112 72H111V73H112ZM143 72H141L140 74L142 75ZM156 72H157V71H156ZM179 72H178V70H177V73H179ZM184 72H185V71H184ZM204 72H205V71H204ZM222 72H224V71H222ZM248 72H249V73H248ZM12 73H13V72H12ZM60 73H61V74H60ZM102 73H99V75H101ZM114 73H117V74H118V72H116V71L113 72V74H114ZM144 73H145V72H144ZM148 73H149V71L146 72L147 75H148ZM163 73H164V72H163ZM167 73H168V72H167ZM170 73H171V72H170ZM172 73H176V72H173V71H172ZM191 73H192V72H191ZM234 73H236V72L234 71ZM260 73H261V72H260ZM263 73H264V71H263ZM26 74H28V73H26ZM54 74H55V76H54ZM58 74H60V76L62 75L61 78H62L63 80H59V79H61V78H60V76H59ZM140 74H139V75H140ZM153 74H155V73L153 72ZM161 74H162V73H161ZM198 74H199V73H198ZM232 74H233V73H232ZM247 74L249 75V78H248V79H247V76H248ZM258 74H259V73H258ZM11 75H12V74H11ZM21 75H22V74H21ZM24 75H25V72H24ZM63 75L66 76V78H63ZM79 75H80V77H79ZM81 75H83L84 78H83V76H81ZM99 75H98V76H99ZM109 75H110V74H109ZM109 75H108L107 78H106V80H108V82L111 81V80L109 79ZM129 75L132 76L133 74L131 75V74L129 73ZM134 75H135V74H134ZM134 75H133V78L130 79V81H132V79H133V80H134V81H132L133 83H134V82H135V83H136V82H137V83L140 82V84H142V82L144 83V80L146 79V78H145L146 75L144 76L145 79H143V75H142V76L140 75V78H142V79H139V75H137L138 78L136 79V76H135V78H134ZM163 75H164V74H163ZM250 75H252V76H250ZM27 76H28V75H27ZM29 76H30V75H29ZM56 76H58V79H55ZM77 76H78V78H77ZM105 76H106V75H105ZM117 76H118V75H117ZM171 76H172V75H171ZM178 76H180V75H178ZM214 76H216L215 79H217V75H216V74H213V78H211V80H212V79L214 80ZM224 76H225V74H224ZM228 76H229V75H227V78H229ZM236 76H237V74H236ZM257 76H259V75H257ZM16 77H17V76H16ZM112 77L114 78V76H112ZM127 77H129L128 74H127ZM19 78H20V76H19ZM21 78H22V76H21ZM85 78H87V79H85ZM147 78L150 79L149 76H147ZM174 78H176V75L174 76ZM180 78H182V76H180ZM262 78H263V76H262ZM25 79H27V78H25ZM64 79H65V80H64ZM75 79H76V81H75ZM135 79H136V80H140V81H135ZM153 79H154V78H153ZM155 79H156V78H155ZM164 79H165V78H164ZM170 79H172V78H170ZM176 79H177V78H176ZM185 79H186V78H185ZM197 79H198V78H197ZM218 79H219V78H218ZM240 79H241V78H240ZM17 80H18V78H17ZM21 80H22V79H21ZM27 80H28V79H27ZM48 80H47V81H48ZM51 80H52V79H51ZM72 80L75 81V82H73ZM142 80H143V81H142ZM157 80H158V79H157ZM213 80H212V82H213ZM224 80H225V79H224ZM29 81H30V80H29ZM42 81L44 82V81H46V80H41V82H42ZM63 81H67V82H65L64 85H63ZM141 81H142V82H141ZM150 81H151V80H150ZM176 81H179V80L177 79ZM181 81H183V80H181ZM184 81H185V80H184ZM188 81H189V80H188ZM214 81H215V80H214ZM236 81H237V80H236ZM20 82H22V81H20ZM23 82H24V81H23ZM26 82H28V81H26ZM41 82H40V83H41ZM60 82H61V85H60ZM72 82H73V86L71 85ZM85 82H86V83H85ZM105 82H106V81H105ZM124 82H125V81H124ZM209 82H210V81H209ZM249 82H248V83H249ZM254 82H255V81H254ZM14 83H15V82H14ZM28 83H29V82H28ZM32 83H33V82H32ZM36 83H37V82H36ZM40 83H39V84H40ZM47 83H48V82H47ZM66 83H67V84H66ZM126 83H127V82H126ZM128 83H129V81H128ZM130 83H131V82H130ZM137 83L134 84V87H136L135 85H137ZM147 83H148V80H147ZM147 83H146V85H147ZM157 83H158V85L160 84L158 81H157ZM16 84H17V83H16ZM39 84H38V83L35 84V85H37V86H35V88H36V87H39V89H38V88L35 89V88H33V87H32V88L35 89L36 92H37V90L42 89V90H40L41 92H43L41 98L44 99V97H43V95H44V90H43V89L46 90V88H47L48 86H46V88H43V87H45V86L41 85V84H42V83H41L40 85L43 86V87L40 88V86H38ZM44 84H46V83L44 82ZM65 84H66V85H65ZM68 84L71 85V86H69V87H71V92H66V89L69 88V87H68ZM106 84L108 85L107 82H106ZM112 84H113V83L110 82L108 86H110L111 88H106V89H109V90H110V89L115 88V87L111 86ZM114 84H115V82H114ZM121 84H122V83H121ZM140 84L137 85V87L139 86L141 89H143V87L140 86ZM144 84H145V83H144ZM149 84H150V85H149ZM149 84H148L149 86L147 85V88H149V87L152 88L154 85H157L156 83H155V84L153 83V84H154V85H153L152 82L149 83ZM168 84H169V83H168ZM196 84H197V81H196ZM205 84H206V83H205ZM213 84H215V83H213ZM251 84H252V83H251ZM251 84H250V85H251ZM263 84H264V83H263ZM263 84H262V85L260 84V85L263 86ZM17 85H18V84H17ZM20 85H21V84H20ZM24 85H25V84H24ZM48 85H49V84H48ZM59 85H60V86H59ZM62 85H63V86H66V89L64 88V91H63V89H62V88H63ZM75 85H76V86H75ZM89 85H90V86H89ZM102 85H103V84H102ZM107 85H105V86H107ZM122 85H124V83H123ZM132 85H133V84H132ZM132 85H130V86H132ZM152 85H153V86H152ZM179 85H180V84H179ZM207 85H208V84H206V86H207ZM209 85H210V84H209ZM220 85H221V84H220ZM240 85H241V84H239V86H240ZM29 86H30V85H29ZM31 86H32V85H31ZM85 86H86V87H85ZM105 86L103 85V87H105ZM159 86H160V85H159ZM166 86H167V85H166ZM200 86H201V85H200ZM234 86H235L234 84H233V86L230 84V85H228L227 87H230V88L232 89ZM236 86H237V85H236ZM243 86H244V85H243ZM247 86H248V84H247L245 87H247ZM252 86H253V85H252ZM252 86H251V87H252ZM258 86H259V85H258ZM258 86H257V87H258ZM72 87H73V88H72ZM83 87H85V88H89V90L86 89L87 91H84L85 88H83ZM112 87H113V88H112ZM124 87H127V86L124 85ZM164 87H165V86H164ZM164 87H162L161 91L164 90V89H163ZM191 87H192V86H191ZM211 87H212V86H211ZM211 87H210V88H211ZM227 87H225V88H224L225 90L223 89V91H224L225 94H228V95H229V94L231 93V92H230L231 90H230V88H227ZM251 87H250V89H251ZM18 88H19V87H18ZM28 88H29V87H28ZM28 88H27V89H28ZM100 88H101V87L99 86V89H100ZM127 88H128V87H127ZM140 88H139V89H140ZM154 88H155V86H154ZM157 88H158V87H157ZM167 88H168V87H167ZM208 88H209V87H208ZM210 88H209V89H210ZM234 88H235V87H234ZM240 88H242V87H240ZM248 88H249V87H248ZM12 89H13V88H12ZM20 89H21V88H20ZM56 89H57V90H56ZM72 89H74V90L72 91ZM99 89H98L97 91H99V93H103V92H102L103 90L100 92L101 89H100V90H99ZM121 89H122V88H121ZM123 89H124V88H123ZM123 89H122V90H123ZM159 89H160V87H159ZM257 89H258V88H257ZM259 89H262V88L259 87ZM25 90H26V89H25ZM59 90H60V92H59ZM61 90H62L63 92H62ZM104 90H105V89H104ZM116 90H117V89L115 88V91H116ZM136 90H137V89H136ZM136 90H132V91H133V92H137ZM144 90H145V89H144ZM166 90H168V89H166ZM173 90H174V89H173ZM177 90H178V89H177ZM201 90H202V89H201ZM236 90H237V89H236ZM239 90H240V89H239ZM242 90H244V89H242ZM255 90H256V89H254V91H255ZM262 90H263V89H262ZM22 91H23V90H22ZM28 91H29V90H28ZM40 91H39V92H40ZM68 91H70V88L68 89ZM113 91H114V90H113ZM115 91H114V92H112V91L110 92V96L112 95L111 93H114V94L111 96L112 98H113V96L115 95ZM140 91H141V90H140ZM179 91H181V92L183 93V89H182V90H179ZM210 91H211V90H210ZM213 91H214V90H213ZM215 91H216V89H215ZM217 91H219V90H217ZM227 91H229V92L226 93ZM232 91H233V89H232ZM245 91H246V90H245ZM256 91H258V90H256ZM14 92H15V91H14ZM30 92H31V91H30ZM39 92H37V93H35V94H37V95H41V93H39ZM49 92H51V91H49ZM49 92H48V93H49ZM117 92H119V91L117 90ZM117 92H116V94H118ZM138 92H139V91H138ZM138 92H137V93H138ZM146 92H147V91H146ZM151 92H152V91H150V95H151ZM162 92H163V91H162ZM188 92H189V91H188ZM219 92H220V91H219ZM219 92H217V93L220 94V95H224L222 91H221L222 93H219ZM234 92H235V91H234ZM251 92H252V91H251ZM263 92H264V91H263ZM17 93H19V92H17ZM24 93H25V92H24ZM33 93H34V91H33ZM57 93H58V94H57ZM62 93H64V94L67 93V95L69 96V99H70V100H68V101L66 102V100H67L66 98H67V97H64L66 100L63 99L62 96L60 95V94H62ZM68 93H69V94H68ZM77 93L79 94V92H77ZM125 93H129V91H125V92L123 93V95H124ZM139 93H142V95H143V92H139ZM165 93H166V91H165ZM165 93H164V94H165ZM186 93H187V92H186ZM201 93H202V92H201ZM203 93H204V92H203ZM259 93H260V92H259ZM8 94H9V93H8ZM11 94H13V93H11ZM11 94H9V95H11ZM26 94H27V93H26ZM45 94H46V93H45ZM103 94H104V95H103V98L105 99V93H103ZM108 94H109V93L106 92V95H108ZM119 94H120V92H119ZM130 94H131V93H130ZM187 94H188V93H187ZM212 94H213V93H212ZM262 94H263V93H262ZM9 95H8V96H9ZM18 95H19V94H18ZM23 95H24V94H23ZM28 95H29V93H28ZM30 95H31V94H30ZM59 95H60V96H59ZM62 95H63V94H62ZM67 95H66V96H67ZM72 95H73V94H72ZM76 95H77V94H76ZM76 95H73V96L76 97V98H77V97L79 98V95H81V97H80L81 99H79V100L81 101L83 95H82V94H79V95H77V96H76ZM121 95H122V94H121ZM121 95H120V96H121ZM135 95H136V94H135ZM167 95H169V94H167ZM228 95H227V96H228ZM244 95H245V94H244ZM248 95H249V94H248ZM248 95H247V96H248ZM250 95H251V94H250ZM260 95H261V93H260ZM21 96H22V94H21ZM26 96H27V95H26ZM64 96H65V95H64ZM98 96H99V97H96L97 100H98L96 103H95L96 99H95V100H92V99H91V101H89V102L94 101L93 104H96V105L99 104L98 102H99V99L102 98V97H100V96H102V94H101V95L98 94ZM116 96H117V95H116ZM136 96H139V95H136ZM144 96H145V95H144ZM176 96H177V95H176ZM216 96H217V95H216ZM239 96H240V95H239ZM242 96H243V95H242ZM17 97H18V96H17ZM31 97H32V96H31ZM36 97H37V96H36ZM38 97H40V96H38ZM121 97H122V98L119 97V99H120V100H121V99L123 100V96H121ZM128 97H129V99H128ZM131 97H132V96H131ZM159 97H160V96H159ZM174 97H175V96H174ZM201 97H202V96H200V98H201ZM219 97H220V96H219ZM230 97H231V96H230ZM248 97H249V96H248ZM251 97H252V96H251ZM19 98H20V97H19ZM26 98H27V97H26ZM45 98H46V97H45ZM50 98H51V97H50ZM85 98H87V96H86ZM90 98H91V97H90ZM90 98H89V100H90ZM98 98H99V99H98ZM103 98L101 99V100L103 101L102 103H105V102H104L105 100H103ZM112 98H110V99H112ZM114 98H115V97H114ZM117 98H118V97H117ZM126 98H127V101L130 100V96L127 95V97H125V99H126ZM213 98H214V97H213ZM222 98H223V96H222ZM235 98H236V97H235ZM261 98H263V97H261ZM15 99H16V97H15ZM38 99H39V98H38ZM106 99H107V98H106ZM164 99H165V98H164ZM201 99H202V98H201ZM205 99H206V98H205ZM216 99H217V98H216ZM216 99H215V100H216ZM228 99H229V96H228ZM231 99H232V98H231ZM243 99H246V98L243 97ZM33 100H34V99H33ZM36 100H37V99H36ZM44 100H45V99H44ZM101 100H100V101H101ZM108 100H109V98L107 99V102H109V103H108V105H109V104H111V103H110V100H109V101H108ZM112 100H113V99H112ZM114 100H115V101H118V100H116V99H114ZM122 100H121V101H122ZM131 100H133V102H134L135 100H137V98L134 99V96H133ZM140 100H142V99H140ZM175 100H176V99H175ZM181 100H183V99H181ZM222 100H223V99H222ZM237 100H238V99H237ZM237 100H236V101H237ZM254 100H255V99H254ZM257 100L259 101V99H257ZM262 100H263V99H262ZM22 101H23V99H22ZM28 101H29V99H28ZM38 101H39V100H38ZM87 101H88V100H87ZM87 101H86V102H87ZM137 101H138V100H137ZM143 101H144V99H143ZM178 101H179V100H178ZM218 101H219V100H218ZM218 101H216V102H218ZM225 101H226V99H225ZM232 101H233V100H232ZM30 102H31V101H30ZM32 102H33V101H32ZM41 102H42V100H41ZM48 102H47V103H48ZM77 102H78V103H77ZM86 102H85V103L83 102V103H84L83 105H86ZM107 102H106V103H107ZM111 102H112V101H111ZM113 102H114V101H113ZM113 102H112V103H113ZM119 102H120V101H119ZM129 102H132V101H129ZM133 102H132V103H133ZM141 102H142V101H141ZM144 102H147V103H148V102H150V100L146 99ZM156 102H157V100H156ZM158 102H159V101H158ZM171 102H172V101H171ZM216 102H215V103H216ZM226 102H227V101H226ZM25 103H27V102H25ZM36 103H37V102H36ZM45 103H46V102H45ZM45 103H44V104H45ZM65 103H66L67 106L70 108V110L73 108V110H74V114L76 115V116L74 117V114L72 113L73 110H72L71 113L69 112V115H68V113H67L66 115L68 116V118H67V116H65V117L67 118V120H66L65 122H67L68 120H71V121H68L67 123L63 122V121L65 120V117H64V114H63L64 112H63V111H64L65 107H66V109L68 108V107L66 106ZM80 103H82V101H81ZM117 103H118V102H117ZM120 103H121V102H120ZM124 103H125V102H124ZM132 103H131V104H132ZM134 103H135V102H134ZM136 103H137V102H136ZM136 103H135V104H136ZM151 103H153V102H151ZM185 103H186V101H185ZM198 103H199V101H198ZM198 103H197V104H198ZM200 103H201V102H200ZM233 103H235V102L233 101ZM257 103H258V102H257ZM260 103H261V102H260ZM260 103H259V104H260ZM87 104H88L87 106H89V107H92V105H93L92 103H91V104H92L91 106L89 105V103H87ZM113 104H114V103H113ZM166 104H167V102H166ZM174 104H175V106H177L176 103H174ZM201 104H203V103H201ZM221 104H222V103H221ZM242 104H243V103H242ZM263 104H264V103H263ZM41 105H42V104H41ZM55 105H53V106H55ZM100 105H102L101 102H100ZM111 105H112V104H111ZM117 105L119 106V104H116V102H115V108H116V110L118 109ZM122 105L126 106L125 104H122ZM137 105H139V104H137ZM142 105H143V104H142ZM145 105H147V104H145ZM161 105H162V104H161ZM224 105H225V103H224ZM238 105H240V104H238ZM37 106H38V105H37ZM80 106H81V104H80ZM94 106H95V105H93V108H89V107H88L90 110L92 109L90 112H94L93 110L96 111L97 109H100V108H98V107H99L98 105H97V106H98L97 108L94 107ZM112 106H113V105H112ZM139 106L141 107V105H139ZM148 106L150 107V104H148L147 107H148ZM152 106H153V105H152ZM162 106H163V105H162ZM213 106H214V105H213ZM232 106H234V105L232 104ZM232 106H231V107H232ZM241 106H243V105H241ZM241 106H240V108H241ZM253 106H254V105H253ZM255 106H256V105H255ZM259 106H260V105H259ZM261 106H262V105H261ZM261 106H260V108H261ZM263 106H264V105H263ZM16 107H18V106H16ZM28 107H29V106H28ZM85 107H86V106H85ZM85 107H84V109H85ZM100 107H103V105L100 106ZM104 107L107 108V104H105ZM121 107H122V106H120V108H121ZM126 107H127V106H126ZM137 107H138V106H137ZM163 107H164V106H163ZM202 107H203V106H202ZM224 107H225V106H224ZM224 107H223V108H224ZM234 107H235V106H234ZM6 108H7V107H6ZM6 108H4V109H6ZM42 108H43V107H42ZM47 108H48V107H47ZM47 108H46V109H47ZM109 108H110V105H109L108 109H109ZM115 108H114V109H115ZM120 108L118 109V111L122 110V109H120ZM122 108L124 109L125 107H122ZM154 108H155V107H154ZM170 108H172V107H170ZM177 108H178V106H177ZM198 108H199V107H198ZM220 108H221V107H220ZM220 108H219V109H220ZM223 108H222V109H223ZM226 108H230V107H226ZM232 108H233V107H232ZM252 108H253V107H252ZM18 109H19V108H18ZM21 109H22V108H21ZM77 109H78V111H77ZM84 109H81V111L83 112V114L80 113L81 116L84 115V114H86L85 111H83ZM86 109H87V108H86ZM89 109H88V110H89ZM101 109H102V108H101ZM101 109H100L101 113H99L100 111L98 110V112H96V114L99 113V114H101V115L103 116V118H104L105 116H104V114L102 113L103 109H102V110H101ZM112 109H113V107H112L110 110H112ZM127 109H130V108L127 107L126 110H127ZM142 109H143V108H141V110H142ZM149 109H150V108H149ZM160 109H161V108H159V110H160ZM166 109H167V108H166ZM172 109H173V108H172ZM201 109H202V108H201ZM212 109H213V108H212ZM215 109H216V108H215ZM224 109H225V108H224ZM234 109H235V108H234ZM234 109H233V110H234ZM243 109H244V108H243ZM243 109H242V110H243ZM245 109H246V108H245ZM247 109L249 110L250 108H247ZM1 110H2V109H1ZM7 110H8V108H7ZM35 110L37 111L36 107H35ZM40 110H41V109H40ZM88 110H87V111H88ZM105 110H106V109H105ZM130 110H133V111H134V109H130ZM141 110H139V111H141ZM167 110H168V109H167ZM207 110H208V109H207ZM216 110H217V109H216ZM233 110H231L230 112H233ZM251 110H252V109H251ZM261 110H262V109H261ZM38 111H39V110H38ZM42 111H43V110H42ZM68 111H69V110H67V111H65V112H68ZM123 111H125V110H123ZM143 111H144V109H143ZM148 111H149V110H148ZM168 111H169V115H168V116L171 118V116H170L171 114H170V113H172L173 111H172L171 109H169ZM176 111H177V110H176ZM183 111H184V110H183ZM190 111H191V110H190ZM208 111H209V110H208ZM208 111H207V112H208ZM210 111H211V109H210ZM214 111H215V110H214ZM228 111H229V109H228ZM263 111H264V109H263ZM8 112H11V111L8 110L7 113H8ZM12 112H15V110L12 111ZM18 112H19V111H18ZM30 112H31V111H30ZM62 112H63V113H62ZM112 112H115V110H114V111L112 110ZM131 112H132V111H131ZM131 112H130V113H129V112H128V113L122 112V113H124V114H129V115H130V114H132V115H137V114H134L135 112H133V113H131ZM146 112H147V111H146ZM222 112H223V111H222ZM33 113H34V112H33ZM42 113H43V112H42ZM104 113H105V112H104ZM117 113H118V112H117ZM165 113H166V112H165ZM187 113H188V112H187ZM193 113H194V112H193ZM193 113H192V114H193ZM215 113H216V112H215ZM251 113H253V112H251ZM9 114H10V113H9ZM13 114H14V113H13ZM77 114L80 115L79 113H77ZM87 114H88V112H87ZM94 114H95V113H93V115H94ZM96 114H95V115H96ZM99 114L97 115V116H99V117L97 118L98 120L102 117V116L99 115ZM108 114H109V112H108ZM108 114H107V115H108ZM113 114H114V115H113ZM115 114H116V113H112L113 116H115ZM118 114L121 115V113H118ZM124 114H123V118L126 117V115L124 116ZM138 114H139V113H138ZM148 114H149V112L147 113V117H145V119L148 118V119L150 120V114H149V115H148ZM151 114L153 115V113H151ZM155 114H156V113H155ZM177 114H178V113H177ZM217 114H218V111H217ZM240 114H241V113H240ZM244 114H245V113H244ZM17 115H18V114H17ZM33 115H34V114H33ZM40 115H41V114H40ZM43 115H44V114H43ZM46 115H45V116H46ZM70 115H71V116H70ZM72 115H73V116H72ZM89 115H90V113H89ZM89 115H86V116L88 117ZM91 115H92V114H91ZM95 115H94V116H95ZM109 115H111V113H110ZM156 115H157V114H156ZM181 115H182V114H181ZM181 115H180V116H181ZM233 115H234V113H233ZM236 115H237V114H236ZM242 115H243V114H242ZM247 115H248V114H247ZM247 115H245V116H247ZM251 115H252V114H251ZM253 115H254V114H253ZM0 116H2V115H0ZM12 116H14V115H12ZM18 116H19V115H18ZM24 116H25V115H24ZM27 116H28V115H27ZM37 116H38V115H37ZM97 116H96V117H97ZM113 116H111V117H113ZM117 116H118V115H117ZM157 116H158V115H157ZM162 116H164V115H162ZM184 116H185V115H184ZM184 116H183V117H184ZM208 116H209V115H208ZM219 116H222V115L219 114ZM226 116H227V114H226ZM263 116H264V114H263ZM7 117H8V116H7ZM33 117H35V116H33ZM33 117H32V118H33ZM39 117H40V116H39ZM50 117H51V118H50ZM69 117H70V119H69ZM71 117H72V119H71ZM87 117L84 116L81 120H83V119L86 118V119L84 120V121H86V120H88ZM89 117H90V116H89ZM96 117H93L94 120L96 121V123L94 122V120H92L93 118L90 117L91 123H92V121H93L92 124H94V125L90 124V120H89V123H87V126H89V124H90L91 126H93V127H91V126H90V127H87V129H88V128H89V129L91 128V130L88 132V133H90L91 135L88 134L87 132H86V133H87L88 135H87V134H82V130H81V132L79 133V135H80V134L84 135V136L81 135V137L86 138L85 135H87V138H88L89 136H92V132L95 133L94 131H96V129H94V128H96V127L98 128V131H96V134L93 135L94 137L92 136V137H93V140L91 139V137L88 138V140L91 139L90 142H89L90 144L87 142V140H86L87 138H86V139H83V140H86V144L89 145V146H88L89 149H91L90 147L92 146V149H93V152H94V153H93V152H91V153H93L94 155H95L96 150H97V146H96V145L101 146L100 144H102V143H100V144H97V143H99V142H101V141H102L103 143L105 142V141L101 140V139H104V137H102L101 133H100V135H99V134H97V132H100L99 129H101L102 127H103V130H104V128H106V126H107V125H105V127L102 126L101 128L98 127V126H100V121H98L97 119H95ZM128 117H130V116H127L126 118H124L126 122L129 121V120H127ZM152 117H153V116H152ZM155 117H156V116H155ZM174 117H175V116H174ZM189 117H190V116H189ZM211 117H212V116H211ZM213 117H214V116H213ZM216 117H217V116H216ZM222 117H223V116H222ZM228 117H229V116H228ZM228 117H227V118H228ZM230 117H231V116H230ZM235 117H236V116H235ZM235 117H234V119H235ZM249 117H250V116H249ZM13 118H14V117H13ZM13 118H12V119H13ZM41 118H43V117L41 116ZM48 118H46V119H48ZM73 118H75V119H73ZM114 118H115V117H114ZM123 118H122V121H121L120 116H119V117H118V120L115 119V123H117V121H119V120H120L122 123L125 122ZM132 118H133V119H132ZM132 118L130 117L131 120H134V116H133ZM135 118H136V121H138L139 118H138V117H135ZM164 118H165V117H164ZM236 118H237V117H236ZM243 118H244V117H243ZM23 119H25V118L23 117ZM28 119H29V118H28ZM34 119L37 120L36 117H35ZM44 119H45V117H44ZM50 119H52V120H50ZM106 119H110V117H109V118L106 117ZM112 119H113V118H112ZM112 119H110V120H112ZM140 119H141V118H140ZM152 119H153V118H152ZM155 119H156V118H154L153 120H155ZM161 119H163V117H162ZM165 119H166V118H165ZM193 119H194V118H193ZM205 119H206V118H205ZM213 119H214V118H213ZM232 119H233V118H232ZM245 119H246V118H245ZM245 119H243V120L245 121ZM247 119H248V118H247ZM247 119H246V120H247ZM251 119L254 120L253 116H251ZM256 119H257V118H256ZM259 119H260V118H259ZM29 120H30V119H29ZM31 120H32V119H31ZM42 120H43V119H42ZM100 120H102V118H101ZM110 120H109V121H110ZM156 120H158V119H156ZM189 120H191V119H189ZM198 120H199V119H198ZM218 120H219V118H218ZM221 120H222V119H221ZM237 120H238V118H237ZM240 120H242V119H240ZM243 120L241 121V123L243 122ZM261 120H262V119H261ZM14 121H15V120H14ZM27 121H28V120L26 119L25 124L27 123ZM39 121H40V119H39ZM45 121H46V120H45ZM97 121H98V123H97ZM103 121H105V123H104ZM103 121H102V124H101V125H104V124H107V123H108V121L106 122V120H104V119H103ZM112 121L114 122V120H112ZM140 121H141V120H140ZM140 121H139V122H140ZM146 121H148V120H146ZM146 121H144V119H143V122L146 123ZM160 121H161V120H160ZM163 121H165V120H163ZM177 121H178V120H177ZM233 121H234V120H232V121H230V122H233ZM238 121H239V120H238ZM12 122H13V121H12ZM36 122H37V121H36ZM86 122H88V121H86ZM190 122H191V121H190ZM190 122H189V123H190ZM221 122L224 123L223 120H222ZM246 122H247V121H246ZM257 122H258V121H257ZM23 123H24V122H23ZM29 123H30V122H29ZM31 123H32V122H31ZM33 123H34V121H33ZM38 123H39V122H38ZM38 123H37V124H38ZM47 123H48V122H47ZM62 123H63L64 126H66V127H67V125H68L67 130H66V127H63L64 130L62 131V129H63V128H62ZM68 123H69V124L71 123L72 125H69ZM79 123H80V122H79ZM111 123H112V122H111ZM140 123H141V122H140ZM165 123H166V122H165ZM173 123H174V122H173ZM173 123H171V124H173ZM183 123H184V121H183ZM201 123H202V122H201ZM227 123H228V122H227ZM233 123H236V122L234 121ZM247 123H250V122H247ZM254 123H255V122H253V124H254ZM262 123H263V122H262ZM262 123H261L260 125H263ZM50 124H51V126H53L52 123H49V126H48V127H50ZM112 124H113V123H112ZM112 124H111V125H112ZM119 124H120V123L118 122L116 125H118V127L121 129L122 124H121L120 126H119ZM125 124H126V123H125ZM125 124H124V125H125ZM129 124H132V122H128V125H129ZM134 124L137 125L136 123L133 122V124H132L130 127H133ZM147 124H149V123H147ZM163 124H164V123H163ZM163 124H162V125H163ZM191 124H192V123H191ZM191 124H190V125H191ZM196 124H197V123H196ZM239 124H240V123H239ZM244 124H245V122H244ZM244 124H242V125H244ZM1 125H2V124H1ZM10 125L12 126V124H10ZM16 125H17V124H16ZM16 125H15V126H16ZM43 125H44V124H43ZM74 125H75V128H74ZM76 125H77V126H76ZM108 125H109V124H108ZM156 125H157V124H156ZM167 125H168V124H167ZM192 125H193V124H192ZM210 125L212 126V124H210ZM227 125H228V124H227ZM233 125H234V124H233ZM235 125L237 126L238 123L235 124ZM242 125H241V126H242ZM13 126H14V125H13ZM26 126H27V124H26ZM41 126H42V122H41ZM54 126L51 127V128H54ZM70 126H71L73 129H72V128H69ZM95 126H96V127H95ZM109 126H110V125H109ZM109 126H107V127H109ZM138 126H139V125H138ZM176 126H177V125H176ZM179 126H180V125H179ZM182 126H183V125H182ZM216 126H217V125H216ZM239 126H240V125H239ZM241 126H240V127H241ZM18 127H19V126H18ZM20 127H21V126H20ZM20 127H19V128H20ZM76 127H77V128H76ZM81 127H82V128H81ZM85 127H86V126H85ZM118 127H116V128H118ZM130 127H128L127 131L125 132V134L127 135V136H126V135H125V136L128 137L129 135H131L132 137H131V136H130V137L132 138V141H131L130 137L125 138V137L123 136V134H121V135L123 136V138H125V140H128V139H129L128 141H130V146L133 147V146H135V145L132 146L131 143L134 142V141H133V139H134L133 137H135L136 134H134V133H135V132H134V128H130ZM149 127H150V126H149ZM168 127H169V125H168ZM171 127H173V126H171ZM184 127H185V126H184ZM184 127H183V128H184ZM187 127H188V126H187ZM203 127H204V126H203ZM217 127H218V126H217ZM221 127H222V126H221ZM224 127H225V126H224ZM227 127H228V126H227ZM233 127H235V126H233ZM240 127H238V128H240ZM242 127L244 128V126H242ZM246 127H247V126H246ZM258 127H260V126H258ZM261 127H262V126H261ZM263 127H264V126H263ZM1 128H2V127H1ZM15 128H17V127H15ZM15 128H14V129H15ZM24 128H25V127H23V129H24ZM33 128H34V127H33ZM41 128H42V127H41ZM45 128H47V127H45ZM111 128H112V127H111ZM116 128H115V129H116ZM119 128H118L117 130H119ZM156 128H159V127H156ZM174 128H175V127H174ZM197 128L199 129V127H197ZM204 128H205V127H204ZM214 128H216V127L214 126ZM230 128H231V127H230ZM230 128H229V129H230ZM238 128H237V129H238ZM248 128H249V127H248ZM248 128H246L245 130H246V131L249 130ZM11 129H12V128H11ZM17 129H18V128H17ZM27 129H29V127L26 128V130H27ZM56 129L54 128V130H56ZM70 129H71V130H70ZM75 129H76V130H75ZM77 129H79V130H77ZM87 129L83 130V133H85V131H86ZM123 129H124V128H123ZM132 129H133V131H132ZM138 129H139V128H138ZM149 129H150V128H149ZM154 129H155V128H154ZM159 129H160V128H159ZM171 129H172V128H171ZM177 129H178V126H177ZM192 129H193V128H192ZM229 129H228V130H229ZM252 129H253V128H252ZM252 129H251V127H250V130H251V131L249 130L250 133L252 132ZM256 129H257V128H256ZM32 130H33V129H32ZM38 130H39V129H38ZM48 130H49V129H48ZM52 130H53V129H52ZM92 130H93V131H92ZM110 130H111V129H110ZM117 130H116V131H117ZM130 130H131V131H130ZM145 130H147V129H145ZM152 130H153V129H152ZM155 130H156V129H155ZM208 130L210 131V129H208ZM224 130H225V129H224ZM226 130H227V129H226ZM230 130H231V129H230ZM243 130H244V129H243ZM245 130H244V131H245ZM3 131H4V130H3ZM3 131H2V132H3ZM10 131H12V130H10ZM13 131H15V130H13ZM13 131H12V132H13ZM18 131H19V129H18ZM18 131H17V132H18ZM29 131H31V128H30ZM39 131H40V130H39ZM41 131H43V129H41ZM87 131H88V130H87ZM101 131H102V130H101ZM105 131H106V130H105ZM116 131H115V133L118 132V131H117V132H116ZM119 131H120V130H119ZM121 131H123V130H121ZM128 131H129V132H128ZM136 131H137V130H136ZM161 131H162V129H161ZM199 131H201V130H199ZM237 131H239V130H237ZM240 131H241V128H240ZM246 131H245V132H246ZM256 131H257V130H256ZM2 132H0V133H2ZM6 132H7V128H6ZM15 132H16V131H15ZM35 132H36V130L34 131V133H35ZM43 132H44V131H43ZM43 132H42V133H43ZM46 132H47V130H46ZM57 132L55 131L54 133L58 134L59 132H58V133H57ZM69 132H68L67 135L70 136V133H69ZM102 132H103V131H102ZM127 132H128V133H127ZM130 132H131V134H129ZM133 132H134V133H133ZM138 132H140V130H139ZM167 132H170V131H167ZM171 132H172V131H171ZM179 132H180V131H179ZM196 132H197V131H196ZM206 132H207V131H206ZM225 132H226V131H224V133H225ZM227 132H228V131H227ZM232 132H233V130H232ZM235 132H236V130H235ZM235 132H234V133H235ZM258 132H259V131H258ZM261 132H262V131H261ZM261 132H259V133H261ZM10 133H11V132H10ZM10 133L8 132V135H9V136H10ZM27 133H28V132H27ZM31 133H33V132H31ZM39 133H40V132H39ZM44 133H45V132H44ZM110 133H111V132H110ZM132 133H133V134H132ZM147 133H148V132H147ZM165 133H166V132H165ZM194 133H195V132H194ZM198 133H199V132H198ZM209 133H210V132H209ZM230 133H231V132H229V134H230ZM234 133H233V134H234ZM241 133H242V132H241ZM243 133H244V132H243ZM247 133H248V132H247ZM247 133H246V136H247ZM253 133H254V132H253ZM262 133L264 134V132H262ZM262 133H261V134H262ZM2 134H3V133H2ZM4 134H5V133H4ZM11 134H12V133H11ZM15 134H16V133H14V135H12V136L16 137ZM19 134H21V132H20ZM24 134H25V133H24ZM36 134H38V132L35 133V135H36ZM48 134L50 135V133H48ZM72 134H71L70 137H72V138L74 139V137H76V136L74 135V137H73ZM75 134H76V133H75ZM102 134H103V133H102ZM113 134H114V133H113ZM119 134H120V133H119ZM128 134H129V135H128ZM188 134H189V133H187V135H188ZM203 134H204V132H203ZM210 134H211V133H210ZM227 134H228V133H227ZM236 134H237V133H235L234 135H236ZM257 134H258V133H257ZM261 134H260V135H261ZM17 135H18V134H17ZM28 135H29V133H28ZM31 135H33V134H31ZM38 135H39V134H38ZM42 135H43V134H42ZM42 135H41V136H42ZM54 135H55V134H54ZM76 135L78 136V133H77ZM96 135L100 136L101 139L98 137V139H99L100 141L97 139V137H95ZM104 135H106V134H104ZM121 135H120V136H121ZM133 135H134V136H133ZM138 135H139V134H137V136H138ZM150 135H151V134H150ZM161 135H162V134H161ZM163 135H164V133H163ZM163 135H162V136H163ZM167 135H169V134H167ZM206 135L208 136V134H206ZM234 135L230 134V135L227 136V137H229L230 140H227V142L224 143L225 146H228V144H230L231 142H237V140L235 139V136H234ZM239 135H241V134L239 133ZM242 135H243V134H242ZM244 135H245V134H244ZM255 135H256V134H255ZM260 135H259V136H260ZM0 136H1V134H0ZM5 136H6V135H5ZM24 136H25V135H24ZM36 136H37V135H36ZM46 136H47V133H46ZM46 136H44V137H46ZM58 136H60V135H58ZM106 136H107V135H106ZM115 136H116V135H115ZM120 136H119V138H120ZM122 136H121V137H122ZM143 136H144V135H143ZM148 136H149V134H148ZM173 136H174V135H173ZM183 136H184V135H183ZM189 136H190V135H189ZM191 136H192V135H191ZM191 136H190V137H191ZM197 136H198V135H197ZM210 136H211V135H210ZM212 136H213V135H212ZM221 136H224V135H221ZM225 136H226V133H225ZM225 136H224V137H225ZM230 136L232 137V139H235L236 141H235V140H234V141H231ZM233 136H234V137H233ZM262 136H264V135H262ZM10 137H11V136H10ZM17 137H18V136H17ZM20 137H21V136H20ZM37 137H38V136H37ZM47 137H48V136H47ZM50 137H51V135H50ZM70 137H68V138L70 139ZM79 137H80V136H79ZM81 137H80V138H81ZM109 137H111V134H110ZM113 137H114V136H113ZM117 137H118V136H117ZM117 137H116V139H117ZM168 137H169V136H168ZM181 137H182V136H181ZM190 137H189V138H190ZM194 137H195V136H194ZM194 137H193V138H194ZM199 137H200V136H199ZM201 137H203V136L201 135ZM204 137H205V135H204ZM214 137H215V134H214ZM224 137H221V139L224 138ZM236 137H237V136H236ZM238 137H239V136H238ZM260 137H261V136H260ZM1 138H2V136L0 137V140H1ZM3 138H4V137H3ZM3 138H2V139H3ZM27 138H28V136H27ZM32 138H33V137H31V139H32ZM34 138H35V137H34ZM42 138H43V137H42ZM51 138H52V137H51ZM68 138H67V140H68ZM80 138H79V139H80ZM95 138H96V141H95ZM119 138H118V140H119ZM137 138H138V137H137ZM137 138H136V139H137ZM143 138L145 139V137H143ZM161 138H162V137H161ZM161 138H160V139H161ZM189 138H188V139H189ZM193 138H192V140H194ZM210 138H212V137H210ZM225 138H226V137H225ZM225 138H224V139H225ZM9 139H10V138H9ZM13 139H14V138H13ZM13 139H12V140H13ZM24 139H25V138H24ZM29 139H30V138H29ZM29 139H28V140H29ZM39 139H40V138H39ZM47 139H48V138H47ZM56 139H57V138H56ZM60 139H61V138H60ZM60 139H59V137H58L57 140L61 141L62 139H61V140H60ZM77 139H78V137H76L75 140H73V142L75 141L74 144L72 143L73 145H72V144H70V145L68 144V146H66L67 143H64V142H63V143L65 144L64 146L67 147V150H68V147H70V148H74V147L79 146V144H81V147L79 146L80 148H79V147L76 148V149H77V153H78L80 150L82 151V152H79V153H80L79 156H80V158H81L82 156H84V153L86 152L85 147H86L87 145L84 147V150H83V146L85 145V144L82 145L83 140L81 139L80 141H78ZM116 139H114L113 142H115ZM140 139H141V138H140ZM153 139H154V138H153ZM170 139H171V137H170ZM179 139H180V138H179ZM185 139H186V138H185ZM197 139H199V138H197ZM202 139H203V138H202ZM261 139H262V137H261ZM3 140H4V139H3ZM5 140H6V139H5ZM19 140H20V139H19ZM25 140H26V139H25ZM34 140H35V139H34ZM37 140H38V139H37ZM70 140H72V139H70ZM106 140H107V139H106ZM125 140L122 139V141H121V140H119L118 142L116 141V142H115V145L118 144V146H119V144H120V146H121L122 144H124V141H125ZM134 140H135V139H134ZM145 140H146V139H145ZM148 140H151V139L149 138ZM189 140H190V139H189ZM204 140H205V138H204ZM206 140H207V139H206ZM258 140H260V139H258ZM15 141H17V140H15ZM15 141H14V142H15ZM23 141H24V140H23ZM26 141H27V140H26ZM26 141H25V142H26ZM35 141H36V140H35ZM42 141H43V140H42ZM62 141H63V140H62ZM62 141H61V143H60V145L62 144L61 146H63ZM77 141H78V142H77ZM91 141H92L93 143H92ZM94 141H95V142H94ZM120 141H121L122 144L119 143ZM141 141H142V140H141ZM143 141H144V140H143ZM159 141H160V140H159ZM181 141H182V140H181ZM181 141H180V142H181ZM220 141H221V140H220ZM223 141H224V140H223ZM230 141H231V142H230ZM260 141H261V140H260ZM9 142H10V141H8V143H9ZM11 142H12V141H11ZM20 142H21V141H20ZM38 142H39V141H38ZM45 142H46V141H45ZM68 142H69V141H68ZM71 142H72V141H71ZM79 142H80V143H79ZM135 142H136V141H135ZM135 142H134V143H135ZM138 142H139V141H138ZM145 142H147V141H145ZM150 142H151V141H150ZM166 142H167V141H166ZM170 142H171V141H170ZM186 142H187V141H186ZM194 142H198V141L195 140ZM202 142H203V141H202ZM228 142H230V143H228ZM262 142H263V141H262ZM1 143H2V142H1ZM3 143H7V142L5 141V142H3ZM8 143H7V145H9ZM27 143H29V141H27ZM32 143H34V142H32ZM35 143H36V142H35ZM55 143H56V142H55ZM58 143H59V142H57V144H58ZM95 143H96V144H95ZM111 143H112V142H111ZM125 143H128V142H125ZM134 143H133V144H134ZM136 143H137V142H136ZM140 143H141V142H139V144H140ZM147 143H148V142H147ZM163 143H164V142H163ZM173 143H174V141H173ZM178 143H179V142H178ZM189 143H190V142H189ZM211 143H212V142H211ZM226 143H227V144H226ZM18 144H19V143H18ZM36 144H38V143H36ZM49 144H50V143H49ZM51 144H52V143H51ZM75 144H77V145H75ZM91 144H92V145H91ZM93 144L96 146V150H94V149H95V146H94ZM151 144H152V143H151ZM155 144H157V143H155ZM160 144H161V143H160ZM164 144H165V143H164ZM231 144L234 145L235 143H234V144L231 143ZM231 144H230V145H231ZM4 145H5V144H3V146H4ZM28 145H30V144H28ZM32 145H33V144H32ZM45 145H48V144H45ZM45 145H44V146H45ZM54 145H55V144H54ZM90 145H91V146H90ZM137 145H138V144H137ZM141 145H142V144H141ZM153 145H154V144H153ZM198 145H199V144H198ZM5 146H6V145H5ZM9 146H10V145H9ZM19 146H20V144H19ZM25 146L27 147V144H26ZM38 146H39V144H38ZM38 146H37V149H38ZM48 146L50 147L51 145H48ZM48 146H47V148L49 149ZM64 146H63V150H64ZM112 146H113V145H112ZM118 146H117V145H116V147L114 146V147L116 148V153H113L114 155H113V154H111V155L116 156V154H117V150H118L119 148H120L119 151L121 152V149H123V147H120V146L118 147ZM130 146H129V147H130ZM148 146H149V144H148ZM218 146H220V145H218ZM20 147H22V144H21ZM53 147H54V146H53ZM66 147H65V148H66ZM117 147H118V148H117ZM127 147H128V146H127ZM127 147H126V148H127ZM129 147L127 148V150L123 149V155L126 157L125 159H127V160H130V157L127 156L126 153H124V150H125V151H128V150H129ZM131 147H130V150H132V151L130 152V150H129V152L132 153L133 157H136L138 153H136V151L133 152L134 150H136L135 147H133V148H131ZM159 147L161 148L162 145L159 146ZM169 147H170V146H169ZM185 147H186V146H185ZM192 147H193V146H192ZM195 147H196V146H195ZM197 147H198V146H197ZM199 147H200V146H199ZM202 147H203V146H202ZM215 147H217L216 144H215ZM215 147L212 148V151H213L214 153H215L214 150H216ZM222 147H224V146H222ZM228 147H230V146H228ZM235 147H236L237 151H239L237 147L240 148V144H239V146H235ZM244 147H247V146H244ZM0 148H1V147H0ZM5 148H6V147H5ZM12 148H13V147H12ZM12 148H11V149H12ZM30 148H31V146H30L29 148H24V149H27V150L29 151V152H26V153H25V155H26L27 153H29V155L27 154L29 157H28L27 155L25 156L24 154H23V157H22V158L19 157V158L22 159V160H23V158H26V159L24 160V161H26V162L23 161V162H24V165H23V163H22V164H18V163H17L18 160H17V161L15 160L16 162L14 161L16 164H18V165L15 164L18 168H20L19 166H21V169H19V170H20V173H18V176H20V175L22 174V173H21V171L23 170L22 167L24 168V166H25V164H26V166H30V168L33 166V169H30V168H29V169L31 170V172H32L31 174L34 173V175H37V174L39 173L40 175L38 174V177L41 178V179L39 180L40 182H38L37 178H36V180H37V181H36L35 179H33L34 176L32 175V176H33V177H32L33 181L38 182V183L34 182L35 185L33 184V182L31 183V179L29 178V179H30V181H29V182H30L29 185L32 184V185H34V186H33V187L31 186L32 188L29 190V185H28V189H27V190H28L29 192L32 190V191H31V192H32V193H31V194H32V197L29 195V196H30V199H28V200H29V201L31 200V201L27 204V207H26V209H25V210H26V215H25V214H24V215H25V217H27V221L25 222V225H24L25 228H23V224H22V226H21L20 228H23V230L26 229L25 236H26V238H28V239H30L29 237L32 236L33 233H34L35 236L33 235V236H34V239H33V237H32V238H31V242H32V241H35V243H33V242H32V243H29V246H31V250H32V247H33V250H32V251H30V249H27V251L29 250V252H31V254H30L29 252L26 251V248H27L28 246H25V248H24L23 242H21L22 245H23V248H24V250H25V251L23 250V251H24V252H23L24 259L21 258V261H20L22 264H33L32 261L30 262V260H32V259H33V261H35L34 264H102V263H103V264H104V263L108 264L107 262H105V257H106L107 252L110 251L111 249H114L115 252H116V249H118L117 252L120 250L119 252H121V254H123V255H125V257H127L126 260H127V261L129 260L128 263H130V264H264V205L261 203V204H262L261 206H257L256 209L254 208L255 212H253V207L251 208V206H250V205H251V200H252V199H253V202H252L253 204H252V205H253V206H256L255 204H257V203H255L254 200L256 201V198H257V201H258V203H259V201L262 200V199L264 198V187H263L264 182H262V181H264V178H263V177H264V170H263V168H264V158H263V157H264V156H261V159L263 158V160L260 159L261 161H259V162L261 163V165H260L259 162H257V163H256V162H255V163L252 162V163H254V164H252V165L254 166V167H253V171H250V173H249V172L246 170V168H244V169L246 170V172H245V170H244L243 168H241V167H243V166H241V165H243V163L246 162V161H243V163L241 162V163H242V164L240 165L241 167L237 168L236 165H233V163L230 164V163L226 160L227 155H228V154L230 155V149H229V150H228L227 148H226L227 150L224 149L225 151H223V152H224V153L226 152V156H225V154H224L223 152H222V153L220 152L221 155H224V156H225V158H224V156H223L222 158H221V156H220L221 159H219V158H218L219 156L217 155V158H218L219 160L215 159V158H216V157H215V154H213V152L211 151L214 157L211 156V155H209V158L212 157L211 159L216 160V161H217V164H218V162H219V164H220L221 166L216 165V163L213 164V163L211 162L212 160L209 159V158L207 157V159L210 160L212 166L209 164L210 162L207 163L208 160H206V161H203V160H202V161H203L202 164L204 165V167H205V164H204V163L207 164L206 167H205L206 170L204 169V167L202 168L203 170L199 169V167H200L199 164L196 165V166L198 167V169H197L198 171L195 170V171H196V174L198 173V176H197V175H195V176L199 177V174H201V176L206 177L208 181H209V180L211 181V177H212V176H213V178H215V179L219 178V176H217V175H219V173L222 172L220 167L223 166L224 168H226V169H224V168L222 169V170H223V173L225 172L224 170H227V171L229 170L230 172L228 171V175L226 174L227 172L224 173V174H226L227 176L230 175V177H227L226 175H224V178H225V179L223 180V178H222L223 182H225V183L222 182L223 185H219V184L215 183L214 186H216V187H214V186L211 185V184H210V185H211V187H210V185L207 184V186L212 190V191H209V192L207 191V192H208L209 194L211 193V195H215V196H217L218 194H221L222 192H225V193L228 194L227 196H225V198L228 197V198L226 199L227 201L230 200V199H232V194L235 193L237 190H238V191H237L236 193H238V195H241V193H242V195H243V194L245 195V193H248L246 196H243L244 199H243V197H237V199L239 198L238 200L235 199L236 196H237V195H235V198L233 197V199H235V201H234V200H233V201H234V202L237 201L236 203L238 204V201H240L241 199H242V201H243V200L245 201V200H247V197L249 196L250 205H248L249 202L247 203V201H246V202L243 201V203L246 204V206H248V207L250 206L251 209H250V208H249L250 210L247 209V210L249 211V213H246V215H248V214H251V215H252V213H253V216H252V217L255 216L253 219H251V215L249 216V218H247V216H246L245 214H244V216H243V212L240 211V208H239V210H238V209L235 210V209H233V208H230V206H227V205H225V207H224V206H221V204L224 203L225 201H223L222 203H221V201H216V202L213 201V202H210L208 199H207V201H206V199H205V200H203V202H205V201H206V202L203 203V205L201 206V204L199 203L200 201L198 202L199 204H193L192 201L189 202V198H188V200L186 199V201L182 199V200H183V203H182V202H179L178 204H176L175 201L173 200V202H172V204H171V203L169 202L170 199L167 198V197H170V196H171V195H169V194L171 193V189H169V187H170V185H171L172 187H175L174 185H176V184H177L176 182H177V181H180V179H181V181H182V177H179V176L177 177V175H179V174L182 175L183 172H181V169L184 170V168H183L182 166L180 167V166L178 165V169H179V167H180L181 169H179V171H178V169H176V170L174 171V172L176 173V174H175L176 176H175V178H174V179L176 180V182H175V180H174L173 178L170 179V177H169V176H173V174H172V175L168 174V175H164V177L167 176V178H164V180L162 181V183H161L160 180H159V182L161 183V186H160L159 182H158V184L155 183V184H157V185L160 186V187H158V188L162 189V191L160 190L161 192H159V190L156 189L159 193H162V192H163V189H164L165 191H164L160 196H158L157 194L155 195V196H156L155 204L157 205V210H158V212H157V216L155 215V218H156V217H157V218H156V219H155V218L152 219L153 224H154V222H155V224L153 225V224H151V223H152V222H151V223L148 224L147 226H144V225L142 224V222L139 221L140 218L138 219V217H136V215L134 214V212L136 213V205H135V207L133 206V203L130 202L131 199L128 200V198H127L128 201H127V200H124V199H126V197H127V194H126V197H125V192H126V190H128V192H129V189L132 187V190L130 189V192H129L130 195L128 194V197H129V198L131 197L132 194L135 193L134 191H136L135 189L137 188V187H135V186H136V182H135V181H137L138 179H137V174L134 175V173H133V174L130 175V178H132L131 176H133V178H134L135 180H133V179L131 180V179L129 178V175H127V172H126V173H125V172L123 173V170H121L122 167H126V165H128L127 163H124V162H123L124 166H122V162H121V160H120V158H123L122 153H120V152L118 151L119 154H117V155L119 156V155L121 154V156L119 157L118 161H116V160H117L116 158H115V160H114V161H116V162H118V163L114 164L113 161H111L110 166H109V163H108V167H107V165H105L106 167L104 168V170L106 169L107 171H106V172L104 171V173H105L104 175H107V174H108V175L111 176V177L109 176L110 179H108L109 177L106 176V177H107V180L105 179L106 177H103L104 175H101V176L98 175V174L101 173V171L99 172L100 169H99L98 171H95V173L98 172V174H95V173L93 172V173L95 174V176H94V174L92 175L90 171H88L89 173L86 172L87 169L89 170L90 167H91V165H90V164H91V159H86V160H85V158H87L88 156H89L88 158H91V157H90L91 154H89V153H86V154H85V155L89 154L87 157H85V156H84L85 158L82 157V159L84 158L83 161H79V162H82V163H84V161H85L84 164H85L87 167L89 166L88 168H87L86 166H83L84 164H82V163H80V165L82 164L80 167H79V166L74 167V166L72 165L73 168H76L75 170H77V171H79V170L81 169V172H80V173H83V172H84L83 175H79V174H78L79 172H76L75 170L73 171V169H72V171H73V172H76V173H72V171L69 172L68 170H70V166H69L70 164L67 165V167L65 166L66 168H68V169H66V170H67L66 172L71 173L70 176L73 177L74 179H75V177L77 176L76 174H78V175H79V180H81V182H82V184H83V185H80V184H78L76 181H74V185H72V186L69 185V188H67V187H68V183H67V184H65V186H66L65 189H63V190L61 189L62 191H64V194H65V192H66V194H65V198H66V196L69 197L70 200H69V199H68V200H69V204L71 205V207L73 206V203H74V209H73V208H71V207L69 206V204L66 203V200L63 199V198H64V194H63V193L60 194L61 196L63 195V198L60 197V199H59V196H58V199H59V200H58L57 198H56V199H57L58 202H60V201H61V202L64 201L63 203L66 204V208H65V205H63L62 208H60L61 203H60V206H59V207L56 206V204H55V207H54V203H56L57 201H56V202H55V201L52 202V197H53V195L55 194V192H56L58 189H60L59 186H62V185H59V183L64 184V182H67L68 179H67V177L65 176V174H63V177H64L65 179H64V178H63V179L61 178L62 173L60 172V173L58 174L59 171L57 172L56 169H58V167L56 166L57 168L55 169V170H56L55 172L57 173L58 178H57V177L54 178L55 176H54V177L52 176V177H53L54 179H59V180H56V181H53V182H55V183H56L57 181H62V182H59V183H57V184L52 183L53 185L50 184L49 187H50L51 185H52V186L55 185V186H54V188H55L54 190H56V191H54L53 189H52V190H53L54 192H53V191H52V192L49 191V190H48V187H45V183H46V182H44V181L42 182V178L44 177V179H45V177H46L45 174H46V173L48 174V177H49V175L51 174V172L54 170V169H53V168L55 167V166H54V163L51 162V158H49V157H50L49 155H48V158H49V159H48V158H47V159H41V156H40L41 153L39 152L40 150H37L36 152H37V154H38V156H39V158H38L37 160H39V161H38L39 164L36 163V166H34L35 163H34V164H33V163H30V162L32 161V158H31V157H33V156H31V154H32V151H31V150H33L34 148H33V149H30ZM70 148H69V149H70ZM86 148H87V147H86ZM88 148H87V151H88ZM124 148H125V147H124ZM140 148H141V147H140ZM190 148H191V147H190ZM206 148H207V147H206ZM233 148H234V147H233ZM247 148H248V147H247ZM250 148H251V147H250ZM253 148H255V147H253ZM253 148H252V150H253ZM6 149L8 150V148H6ZM16 149H17V148H16ZM20 149H21V148H19V151H20ZM41 149H42V148H41ZM76 149H75V151H76ZM79 149H80V150H79ZM92 149H91V150H92ZM106 149H108V147H107ZM144 149H146V148H144ZM147 149H148V148H147ZM153 149H154V148H153ZM169 149H170V148H169ZM178 149H179V148H178ZM178 149H177V151H178ZM210 149H211V148H210ZM259 149H260V148H259ZM4 150H5V149H4ZM17 150H18V149H17ZM49 150H50V149H49ZM60 150H61V149H60ZM65 150H66V149H65ZM65 150H64V151H65ZM91 150H90V151H91ZM137 150H138V149H137ZM141 150H142V149H141ZM155 150H157V149L155 148ZM171 150H172V149H171ZM204 150H206V149H204ZM222 150H223V149H221V151H222ZM244 150H245V149H244ZM247 150L250 151L249 148H248ZM256 150H257V148H256ZM261 150H263L262 152H264V149L261 148ZM261 150H260V151H261ZM0 151H1V150H0ZM2 151H3V150H2ZM11 151H12V150H11ZM42 151H44V150L42 149ZM47 151H48V150H47ZM68 151H71V149L68 150ZM68 151H65L66 154H67ZM75 151H74V152H75ZM102 151H103V150H102ZM107 151H108V150H107ZM158 151H161V150H158ZM158 151H157V152H158ZM164 151H167V150H164ZM181 151H182V150H181ZM201 151H203V150H201ZM208 151H209V150H208ZM208 151H207V152H208ZM216 151H217V150H216ZM218 151H220V150L218 149ZM233 151L235 152V149H234ZM237 151H236V152H237ZM242 151H243V149H242ZM6 152H7V151L5 150V152H3V153L6 154ZM9 152H10V151H9ZM15 152H16V151H15ZM38 152H39V153H38ZM71 152H72V151H71ZM83 152H84V153H83ZM99 152H100V147H99V149L97 150L98 157L100 156V155H99ZM108 152H109V151H108ZM142 152H143V151H142ZM147 152H148V151H147ZM179 152H180V151H179ZM179 152H178V153H179ZM239 152H241V151H239ZM243 152H245V151H243ZM250 152H251V151H250ZM44 153H46V154H44V155H47V154H48V153L46 152V150H45ZM57 153H58V152H57ZM61 153H63V154L65 155V153H64L63 151H62V152H59V154L62 156ZM77 153H76V152L74 153V157H75V155H78ZM81 153H82V155H81ZM100 153H101V152H100ZM111 153H112V152H111ZM135 153H136V156H134ZM173 153H174V151H173ZM184 153H185V152H184ZM186 153H187V152H186ZM186 153H185V154H186ZM231 153H232V152H231ZM246 153H247V152H246ZM0 154H1V153H0ZM37 154H36V155H37ZM49 154H50V153H49ZM69 154H70V153H69ZM105 154H107V153H105ZM143 154H145V153H143ZM182 154H183V152H182ZM196 154H197V153H196ZM203 154H204V153H203ZM203 154H202V155H203ZM218 154H219V153H218ZM251 154H252L253 156L250 155L249 157H251L252 159H253V158L255 159V158L258 157L257 154H259V153L256 152V153H251ZM262 154H263V153H262ZM6 155H7V154H6ZM11 155L14 156V154H11ZM16 155H17V154H16ZM16 155H15V156H16ZM32 155H33V154H32ZM44 155H43V153H42V157H43ZM52 155H53V154H52ZM52 155H51V156H52ZM60 155H59V157H60ZM94 155H93V156H94ZM130 155H131V154H130ZM146 155H147V154H146ZM149 155H150V154H149ZM152 155H153V154H152ZM164 155H165V154H164ZM170 155H171V154L166 155V156H168V157L164 156V159H165V162H166V160L168 159V160H167V163L169 162L168 165H170V163H172L171 166L173 167V164L178 163V160H177V159L174 160L175 158L173 159V157H172V160H171V159L169 158ZM187 155H188V154H186V156L183 155L184 159H186V160H187V159H191V158H193V157H191V156H193L194 154H191V155H189V156H187ZM229 155H228V157H229ZM15 156H14V157H15ZM18 156H19V155H18ZM30 156H31V157H30ZM38 156H37V157H38ZM79 156H77V158H79ZM93 156H92V157H93ZM108 156H109V155H108ZM113 156H111L110 159H112ZM118 156H117V157H118ZM159 156H160V155H157V157H159ZM162 156H163V155H162ZM171 156H172V155H171ZM181 156H182V155H181ZM230 156H231V155H230ZM232 156H233V154H232ZM254 156H255V157H254ZM5 157H6V156H5ZM8 157H9V155H8ZM27 157H28V158H27ZM35 157H36V156H35ZM46 157H47V156H46ZM53 157H54V155H53ZM57 157H58V156H57ZM59 157H58V158H59ZM64 157H65V156H64ZM71 157H72V156H71ZM101 157H103V159H104L105 156H101ZM101 157H100V158H101ZM152 157H153V156H152ZM165 157H166V158H165ZM188 157H189V158H188ZM62 158H63V157H61V160L58 161V162H61V163H59V164H61V165L63 164L64 161H66V160H65L66 157L64 158V161H62ZM80 158H79V159H80ZM107 158H108V157H107ZM143 158H144V157H143ZM146 158H147V157H146ZM162 158H163V157H162ZM233 158H234V157H233ZM233 158H232V159H233ZM240 158H241V157H240ZM0 159H1V158H0ZM7 159H8V158H7ZM9 159H10V160H13V159H11V158H9ZM27 159H29V160L27 161ZM30 159H31V160H30ZM67 159H69L68 156H67ZM75 159H76V158H75ZM96 159H97V156H96ZM101 159H102V158H101ZM136 159H137V158H136ZM153 159H154V158H153ZM157 159H158V161H159V158H157ZM178 159H180V158H178ZM204 159H205V158H204ZM222 159H225L226 162H225L224 160H223V162L226 163V167L224 166L225 163L222 162ZM244 159H245V157H244ZM254 159H253V161H254ZM3 160H4V159H3ZM33 160H35L34 157H33ZM58 160H59V159H58ZM87 160H89L90 163H89ZM146 160H147V159H146ZM150 160H151V159H150ZM154 160H155V159H154ZM169 160H170V161H169ZM193 160H194V158H193ZM193 160H191L190 162H194V161H195V160H194V161H193ZM233 160H235V159H233ZM245 160H246V159H245ZM247 160H250V159L248 158ZM86 161H87L88 163H86ZM97 161H98V160H96V163H97ZM99 161H100V159H99ZM99 161H98V163H97L98 165H99ZM130 161H131V160H130ZM136 161H137V160H136ZM175 161H176V162H175ZM184 161H185V160H184ZM184 161H183V162H184ZM216 161H215V162H216ZM220 161H221V162H220ZM255 161H258V160H255ZM2 162H3V164H4V161H2ZM10 162H11V161H10ZM33 162H34V161H33ZM36 162H37V161H36ZM79 162H78V163H79ZM93 162H94V161H93ZM109 162H110V160H109ZM120 162H121V164H119ZM140 162H142V161H140ZM143 162H144V161H143ZM163 162H164V161H163ZM190 162H189V163H190ZM195 162H197V160H196ZM239 162H240V161H238V163H239ZM262 162H263V163H262ZM11 163L13 164V161H12ZM19 163H21V162H19ZM27 163H28V165H27ZM51 163H52L53 165H52ZM78 163H76V164L78 165ZM103 163H106V160L103 161ZM130 163H132V162H130ZM155 163H156V162H155ZM161 163H162V162H161ZM167 163H166V164H167ZM181 163H182V161H181V159H180V164H181ZM184 163H185V162H184ZM184 163H183V164H184ZM247 163H248V161H247ZM32 164H33V165H32ZM37 164H38V166H37ZM57 164H58V163H57ZM112 164H113V166H112ZM118 164L121 165V166H120V169H119V167H117V166H116V167H117V169H116L115 166H114V165H118ZM132 164H133V163H132ZM144 164H145V163H144ZM149 164H150V163H149ZM149 164H148V165H149ZM178 164H179V163H178ZM183 164H182V165H183ZM185 164H186V163H185ZM187 164H188V162H187ZM229 164H230V166H229ZM40 165H42L43 167L40 166ZM51 165H52V166H51ZM61 165H60V166H61ZM63 165H64V164H63ZM119 165H118V166H119ZM141 165H142V164H141ZM176 165H177V164H176ZM215 165H216V166H215ZM249 165H251V164H248V166H247L248 168H249ZM257 165H258V166H257ZM259 165H260V166H259ZM262 165H263V166H262ZM9 166H10V165H9ZM16 166H15V167H16ZM72 166H71V167H72ZM130 166H132V168L135 167V165L133 166V165H130V164H129V166H128L127 169H125V170L128 171V169H130V168H129ZM136 166H137V165H136ZM138 166L140 167V165H138ZM138 166H137V167H138ZM171 166H169V167L167 166V168H168V169H169V168L171 169ZM187 166H188V165H187ZM191 166H192V165H191ZM208 166H209V167H208ZM232 166H234L233 168L236 167V169L234 170V169L232 168ZM261 166H262V168H261ZM0 167H1V166H0ZM5 167H6V166H4V168H5ZM36 167H37V168H36ZM40 167H41L42 169H41ZM81 167H86V168H81ZM102 167H103V166H102ZM109 167H110V168L114 167V170H116V171H113V168L110 169ZM139 167H138V169H139ZM165 167H166V166H165ZM184 167H185V165H184ZM188 167H189V169H190V166H188ZM188 167H187V168H188ZM192 167H193V166H192ZM197 167H196V168H197ZM201 167H202V166H201ZM201 167H200V168H201ZM207 167H208L209 173L211 172L210 174H208ZM214 167H215V169H214ZM227 167H228V168H227ZM256 167H257V168H256ZM258 167L261 168V169H259V170H261V171H259V170L257 171V174H258L259 176L257 175V177H256V174H255L254 172H256L255 170H257ZM2 168H3V167H2ZM9 168H10V167H9ZM9 168H8V169H9ZM18 168H17V170H18ZM27 168H28V167H25L24 170H27ZM47 168H48V169H47ZM61 168H62V166H61ZM78 168H79V169H78ZM108 168H109V169H108ZM145 168H146V167H145ZM148 168H149V167H148ZM167 168H166V169H167ZM193 168H194V167H193ZM229 168H230V169H229ZM251 168H252V167H251ZM254 168H255V169H254ZM29 169H28V171H24V172H23V174L26 172L24 175H26V176L28 175V177H29V174H28V173H30V170H29ZM35 169H36V171H38L37 174H35V173H36V171H34ZM84 169H86V171H85ZM134 169H135V168H134ZM156 169H157V168H156ZM194 169H195V168H194ZM216 169H218L220 172H218V170H216ZM12 170H14V169H12ZM43 170H44V173H45V170H46V173H45V174L42 173ZM64 170H65V169H64ZM83 170H84V171H83ZM108 170H112V171H110V172H111V173L113 172V173H112V174H111L110 172L108 173ZM118 170H119V171H118ZM183 170H182V171H183ZM187 170H188V169H187ZM210 170H211V171H210ZM215 170H216V172L218 173V174H216V177H214V176H215L214 174L216 173ZM1 171H2V170H1ZM4 171H5V169H4ZM10 171H11V170H10ZM14 171H16V170H14ZM39 171H40V172H39ZM82 171H83V172H82ZM120 171H121V172H120ZM170 171H171V170H170ZM172 171H173V169H172ZM201 171L206 172V173H207L206 176L204 175L205 173H203V172H201ZM212 171H214V172H212ZM231 171H236V175L234 174L235 172L233 173V174L235 175V177L231 174V173H232ZM242 171H244V172H242ZM2 172H3V171H2ZM2 172H1V175L3 176L4 173L2 174ZM5 172H6V171H5ZM17 172H18V171H17ZM49 172H50V173H49ZM85 172H86V173H85ZM114 172H116V173H118V174H116V173H114ZM119 172H120V174H119ZM132 172H133V171H132ZM136 172H137V171H136ZM177 172H178V173H177ZM179 172H180V173H179ZM185 172H187V171H185ZM199 172H200V173H199ZM237 172H238V173H237ZM247 172H248L249 174H251V175H252L251 172H253V173L255 174V175H254L255 177H254V176H251V175H250L251 177L248 176V175H246ZM259 172H261V173H259ZM11 173H13V172H11ZM11 173H10V174H11ZM14 173H15V172H14ZM122 173H123V174H122ZM130 173H131V170L128 171V174H130ZM168 173H169V172H168ZM229 173H230V174H229ZM240 173L242 174V176H241ZM243 173H244V174H243ZM10 174H9V177L11 176ZM31 174H30V175H31ZM42 174H43L44 176H42ZM53 174H55V173H53ZM53 174H52V175H53ZM60 174H61V175H60ZM67 174H68V173H67ZM85 174H86V175H85ZM89 174H91V175H90L91 177L93 176L92 178H93L94 180L97 179L98 182H95L94 180L91 181L92 178H90ZM113 174H115L116 176H118V178H119V176L121 175V177H123V178H121L122 181H123V179H127V181L124 180L123 182H121V183H125V185L123 184L124 186H126L125 189H123L124 186L119 187V188H121V189L124 190V191H122V193H121V195L124 193V194H123V197H122V196L120 197V193H115V192H119V191H120L119 188L114 187L115 190H119V191H115V190H112V188H109V185H112V184H110V183H115V182H120V181H121L120 178L118 179L117 177L112 176ZM148 174H149V173H148ZM211 174H213V175H211ZM238 174H239V175H238ZM260 174H261V175H260ZM262 174H263V175H262ZM55 175H56V174H55ZM84 175H85V176H84ZM142 175H143V174H142ZM183 175H186V173L183 174ZM187 175H188V174H187ZM207 175H208V176H207ZM244 175L247 176V177H249V178H252V177H254V178H252V179H249V178H248L249 180H248V179L246 180L247 177H245ZM2 176H1V177H2ZM15 176H17V175L15 174ZM18 176H17V177H18ZM41 176H42V177H41ZM80 176H81V179H80ZM98 176H99V177H98ZM138 176H140V175H138ZM155 176H156V175H155ZM161 176H162V175H161ZM201 176H200V177H201ZM209 176H211V177L208 178ZM221 176H222V175H221ZM225 176H226V177H225ZM240 176H241V177H240ZM243 176L245 177V179H244ZM6 177H8V175H7ZM22 177H23V176H22ZM36 177H37V176H36ZM83 177H84V178H85V177H89V178H87L88 180H86V178H85V181H84ZM95 177H96V179H95ZM102 177L104 178V180L102 179ZM113 177H114V178H113ZM125 177H126V178H125ZM168 177H169V178H168ZM183 177H184V176H183ZM197 177H196V178H197ZM232 177H234V178H232ZM13 178H14V177H13ZM34 178H35V177H34ZM111 178H112V180H111ZM143 178H144V177H143ZM145 178H146V177H145ZM145 178H144V179H145ZM176 178H177V179H176ZM184 178H185V177H184ZM206 178H204V179H202V178H197V181L199 182L200 179H202L203 181H205ZM226 178H227V179H226ZM241 178H242L243 180H246V181H245L246 183L250 184V185H247V188H250V187L252 186V188L247 189V188H246V184H244L245 182L243 181V184H244V186H245V187H244V188H245V191H247V192H245V191H243L242 189H240V185H239V186L236 185V183L239 184V180H240V181L242 180ZM258 178H260V180H259ZM9 179H10V181H12L11 178H9ZM14 179H15V178H14ZM14 179H13V180H14ZM23 179H24V178H23ZM25 179H26V178H25ZM27 179H28V178H27ZM38 179H39V178H38ZM66 179H67V181H66ZM89 179H90V180H89ZM99 179H101L103 182L100 181ZM152 179H153V177H152ZM159 179H160V178H159ZM162 179H163V178H162ZM167 179H168V180H167ZM215 179H212V180H215ZM231 179H233L234 181L231 182V181H232ZM237 179H239V180H237ZM254 179H255V180H254ZM256 179H257L258 181H257ZM261 179H263V180L261 181ZM3 180H4V179H3ZM21 180H22V179H21ZM45 180H46V179H45ZM63 180H64V181H63ZM97 180H96V181H97ZM128 180H130V182H131V181H132V182L134 181L135 183L133 182L134 184H132V182L130 183ZM154 180H155V179H154ZM165 180H166V181H165ZM170 180H171V181H170ZM173 180H174V182L172 183ZM235 180H237V181H235ZM5 181H6V179H5ZM8 181H9V180H7V182H8ZM10 181H9V184H11ZM15 181H16V180H15ZM19 181H20V180H19ZM22 181H23V183H25V182H24L25 180H22ZM50 181H51V180H50ZM86 181H88V184H87ZM104 181H107V182L110 181V183L108 182V183H106V184H107V185H106V184L104 183ZM147 181H148V180H147ZM191 181H192V180H191ZM229 181H230V182H229ZM254 181H255V182H254ZM7 182H6V183H7ZM26 182H27V180H26ZM41 182H42V183H41ZM47 182H49V181H47ZM83 182L85 183V185H84ZM90 182H91V183H90ZM100 182H101L100 187H98L99 185H97V184L100 183ZM138 182H139V181H138ZM164 182H166V183H164ZM167 182H169L170 185H169ZM188 182H189V180H188ZM200 182H202V181H200ZM228 182L231 183V187H232V185L234 186V187H232V189L230 188V185L228 184ZM241 182H242V181H241ZM253 182H254V184H253ZM256 182L261 183L262 185H261V184H257ZM27 183H28V182H27ZM27 183H26V184H27ZM43 183H44V184H43ZM69 183L72 184L71 182H69ZM76 183H77V184H76ZM89 183H90V184H89ZM92 183H93V184H92ZM96 183H97V184H96ZM189 183H190V182H189ZM226 183H227V184H226ZM233 183H234L236 186H238V187H236ZM251 183H252V184H251ZM38 184H39V185H38ZM40 184H42V185H40ZM48 184H49V183H48ZM86 184L89 186V190L91 189L92 186H94V187L90 190V191H91V192H90L91 195L89 196V202H88V199H87V201L83 199V200H84V202H83L82 197H79V203H77V202H78V198H74V197H73V193H71V192H72L74 189L78 188V190L76 189L77 192L79 191L78 193L81 192V194H83V193L86 192L87 195H89V194H88V193H89L88 190L80 189V188H82V187L84 188L85 186L88 187ZM91 184H92V185H91ZM95 184H96V185H95ZM104 184H105V186H103ZM127 184L130 185L129 188H128V185H127ZM131 184H132V186H131ZM149 184H150V183H149ZM162 184H163V185L165 184V185L163 186ZM167 184H168V185H167ZM172 184H173V185H172ZM204 184H206V183H203V182H202V184H200V185L197 183V185H199V187H201V188L203 187ZM11 185H12V184H11ZM13 185H14V184H13ZM21 185H22V184H21ZM24 185H25V184H23L22 186H24ZM58 185H59V186H58ZM78 185H79V186H78ZM141 185H142V184H141ZM157 185H156V186L154 185V186L157 188ZM190 185H191V184H190ZM217 185H218V186H217ZM17 186H18V185H17ZM26 186H27V185H26ZM43 186H44V187H43ZM56 186H58V189H56V188H57ZM77 186H78V187H77ZM80 186H81V187H80ZM95 186H96V187H95ZM154 186H153V187H154ZM162 186H163V187H162ZM165 186H166L167 188H166ZM180 186H181V185H180ZM207 186H204L203 188L207 189V188H208ZM212 186L214 187V189H213ZM220 186H221V187L224 186L225 188H224V187L221 188ZM228 186H229V187H228ZM257 186H258V187H257ZM260 186H261V187H260ZM0 187H2V184H1ZM4 187H5V186H4ZM8 187H9V185H8ZM10 187H11V186H10ZM15 187H16V186H15ZM70 187H71V188H70ZM134 187H135V189H134ZM151 187H152V186H151ZM153 187H152V189H154ZM177 187H179L178 184H177ZM194 187H196V185H195ZM219 187H220V188H219ZM227 187H228V188H227ZM5 188H7V185H6ZM25 188H26V187H25ZM40 188L43 189V190L41 189V191H42V195H40L41 192L38 190V189H40ZM45 188H46L47 190H45ZM66 188H67V189H66ZM73 188H74V189H73ZM94 188H95V189H94ZM106 188H107V189H106ZM233 188H234V189H233ZM258 188H260V189H259L260 192L257 191ZM13 189H19V187H18V188H14V187H13ZM21 189H22V187H21ZM69 189H70V190H69ZM103 189H105V190L107 191V192H105V194H103V191H104ZM108 189L112 190V192H109L110 190H108ZM133 189H134V190H133ZM145 189H146V188H145ZM182 189H183V187L181 186V187L179 188V190H177V191L180 192V190H182ZM198 189H199V188H198ZM198 189L195 188V191H196V193H195V191H194L195 194H197V192H198L197 190H198ZM205 189H204V190H205ZM210 189H209V190H210ZM215 189H217V190H215ZM225 189L227 190V192H226ZM255 189H256V190H255ZM66 190H67V191H66ZM71 190H72V191H71ZM83 190H84V192L82 193ZM137 190H138V189H137ZM154 190H155V189H154ZM156 190H155V192H157ZM166 190H168L167 193H165ZM193 190H194V189H193ZM224 190H225V191H224ZM232 190H233L234 192H233ZM241 190H242L244 193H243ZM249 190H250V192L252 191V192H251L252 194H251V193H250V194H251L253 197L249 194ZM1 191H2V189H1ZM11 191H12V189H11ZM19 191H20V190H19ZM24 191L26 192V190H24ZM46 191H47V192L49 191V192L47 193ZM58 191H59V190H58ZM62 191H61V192H62ZM68 191H70V192H68ZM113 191H114V192H113ZM132 191H133V192H132ZM149 191H150V190H149ZM169 191H170V192H169ZM182 191H183V190H182ZM189 191H190V189H189ZM191 191H192V190H191ZM213 191H214V192H213ZM231 191H232V192H231ZM254 191H255V192H254ZM35 192H36V193H35ZM39 192H40V193H39ZM50 192L53 194V195L50 194V195H52L51 197L49 196V193H50ZM67 192H68V193H67ZM128 192H126V193H128ZM158 192H157V193H158ZM174 192H175V191H174ZM192 192H193V191H192ZM202 192H203V191H202ZM215 192H216V193H215ZM217 192H218V194H217ZM228 192H229V193H228ZM230 192H231V193H230ZM239 192H240V193H239ZM253 192H254V193H253ZM258 192H259L260 196H258V195H259ZM1 193L4 194L5 191H3V192H1ZM1 193H0V194H1ZM6 193H8V191H6ZM13 193H14V191H13ZM13 193H11V194H13ZM17 193H18V192H16V195H15V196H17ZM33 193H34V195H35V194L39 195L40 198H38V197L35 196V198H37V199H35L34 196H33ZM38 193H39V194H38ZM44 193H45V194H44ZM69 193H70L72 196H71ZM112 193H113V195H112ZM131 193H132V194H131ZM147 193H148V192H147ZM186 193H187V192H186ZM188 193L190 194L191 192H188ZM200 193H201V191H200ZM205 193H206V190H205ZM213 193H214V194H213ZM262 193H263V194H262ZM3 194H2V196L0 195V199H1V197H3ZM24 194H27V193H24ZM24 194H23V195H24ZM43 194H44V195H43ZM46 194H47L49 197L46 196ZM110 194H111V195H110ZM114 194H115V195H114ZM116 194H118L119 196L116 195ZM136 194H137V193H136ZM143 194H144V193H143ZM143 194H142V195H143ZM151 194H152V193H151ZM166 194H167V195H166ZM195 194H194V195H195ZM209 194H208V195H209ZM253 194H254V195H253ZM256 194H257V195H256ZM5 195H6V194H5ZM20 195H21V191H20ZM56 195H57V194H56ZM78 195H80V194H78ZM84 195H85V194H84ZM142 195H141V197H142ZM144 195H146V194H144ZM201 195H203V194H201ZM204 195H205V194H204ZM204 195H203V196H204ZM12 196H14V195H12ZM12 196H11V198H12ZM45 196H46V197H45ZM112 196H114V198H113ZM148 196H150V195H148ZM172 196H173V197H172L173 199H174V197L176 198V195L174 196V195L172 194ZM191 196H193V194H192ZM221 196H224V195H221ZM233 196H234V194H233ZM42 197H44V199H47V197H48V199L46 200L47 202H48L49 199L51 200V202H49V203L44 202L45 207L43 206L42 203H40V201L42 200ZM115 197H117V199H116ZM145 197H146V196H145ZM178 197H179V199H181V198H180V197H181V193H179ZM184 197H185V194H184ZM198 197H199V196H197V200H198ZM201 197H202V196H201ZM205 197H206V195H205L203 198H205ZM230 197H231V198H230ZM258 197H259V199H258ZM4 198H5V197H4ZM11 198H10V199H11ZM19 198H20V197H19ZM19 198H18V199H19ZM25 198H26V197H25ZM28 198H29V197H28ZM31 198H32V199H31ZM53 198H54V197H53ZM71 198H72L73 200H71ZM111 198L116 199V200H115V201H114V200L111 201ZM119 198L121 199V201L118 202ZM122 198H123V200L125 201V203H124V201L122 200ZM150 198H153V195H152V197H150ZM158 198H159V200H158ZM199 198H200V197H199ZM217 198H219V197L217 196ZM245 198H246V199H245ZM7 199H8V196H7ZM66 199H67V198H66ZM3 200H4V199H3ZM12 200H14V197L12 198ZM23 200H24V199H23ZM28 200H27V201H28ZM39 200H40V201H39ZM68 200H67V201H68ZM74 200H75V202H74ZM109 200H110V202H109ZM201 200H202V199H201ZM7 201H8V200H7ZM7 201H5V203H4L5 205L3 204L4 206L7 205ZM16 201H17V200H16V197H15V201H14V202H16ZM113 201H114L115 205H113ZM122 201H123V203H122ZM134 201H135V199H134ZM138 201H139V200H138ZM157 201H158V202H157ZM177 201H178V200H177ZM193 201H194V198H193ZM3 202H4V201H3ZM11 202H12V204H13L12 206H14V205H18V204H19V203H18V204H14L13 201H11ZM17 202H18V201H17ZM21 202H22V200H21ZM42 202H43V201H42ZM120 202H121L122 204H121ZM187 202H188V203H187ZM194 202H195V201H194ZM263 202H264V201H263ZM1 203H2V202H1ZM22 203H23V202H22ZM22 203H21V204H22ZM24 203H25V200H24ZM50 203H51V205H49ZM63 203H62V204H63ZM80 203H81V204H80ZM87 203H88V204H87ZM128 203H129V205H128ZM201 203H202V202H201ZM240 203H241V201H240ZM240 203H239V204H240ZM254 203H255V204H254ZM25 204H26V203H25ZM58 204H59V203H57V205H58ZM82 204H83V205H82ZM86 204H87V206H88L89 211H91L89 216H93V218H92V223H91V221H89L90 224H88V220L86 221L87 224H88V226H91V227L96 226V227L98 228V230L101 229V231H100V233L96 232V233H97L96 237H95L94 235H93L94 237H93V236H89V240H91V237H92V239H93L92 242L90 241V242H91L90 245H89L90 242L86 240L88 243L84 241L85 244L82 243L83 246H81L80 242H82L85 238H86V239L88 238V236H86V235H87L89 232H87V230H86L87 228H84V226H85V227L87 226L86 222H83L84 224H82V221L79 222L80 218H81V217L83 218L84 216H81V217L78 219V221H76V215H77L78 212H79V214H78L79 216L82 214L83 210H85V209H83V206H84V208H85ZM169 204H170V205H169ZM186 204H187V205H186ZM207 204H208V206H207ZM244 204H243V207L245 206ZM259 204H260V203H259ZM40 205L42 206V208L40 207ZM46 205L50 207V209H48V212H49V213H50L51 208L54 207V209H55V208H60L61 210L64 209L63 212H62V211L60 212V211L58 210V214H59V212H60L59 217H60V215H62V214H63V215L65 214V215H64L63 217H61V218H63V223H62V219L59 221L60 218L58 217V215H54V216H53L52 213H50V217H49V215H48V213H47L46 215H48V216L45 218V219H46L45 221H47V223L45 222V225H44V227L47 229V232H45V229H44V227L42 226L43 229H44V232H43V229L40 230L41 227H40L39 224L37 223V222H38V218H39V217L37 216V214H38V213H41V214H42L43 211H44V213H45V211H46V209H47ZM52 205H53V207H52ZM67 205H68V207H67ZM78 205H79L80 207L82 206V210L79 209V206H78ZM117 205H118V206H117ZM191 205H192V206H191ZM241 205H242V204H241ZM4 206H3L2 211L0 210V214H1V212H2V215H3V213H4L3 210L6 209V208H4ZM12 206H11V207H10V206H6V207H7L8 209H9V208L11 209ZM19 206H20V205H19ZM89 206H90V208H89ZM116 206H117V207H116ZM132 206H133L134 209L132 208ZM183 206H184L185 208H184ZM195 206H196V207H195ZM205 206H206V207H205ZM21 207H22V206H21ZM39 207H40L41 212H39L40 210H38ZM43 207H44V209H43ZM49 207H48V208H49ZM63 207H64V208H63ZM77 207H78V209H77ZM129 207H130V211H129ZM138 207H139V206H138ZM188 207H189L190 209H189ZM202 207H203V208H202ZM248 207H246V208H248ZM67 208H70V211H68L69 209H67ZM191 208H194V210H193V211L191 212V214L189 215V212H187V210H191ZM196 208H197V210H195ZM241 208H242V206H241ZM17 209H19V208L17 207ZM22 209H23V208H22ZM75 209H76V211H72V210H75ZM14 210H16V209L14 208V209H13V213H11L10 215L14 214ZM37 210H38V211H37ZM142 210H143V208H142ZM145 210H146V208H145ZM232 210H233V211H232ZM247 210H246V211H247ZM6 211H8V216H9V211L11 212V210H7V209H6ZM6 211H5V212H6ZM71 211H72V213L74 214V216H73V215H72V216H69V215H70L69 213H70ZM87 211H88V210H87ZM87 211H86V212H87ZM238 211H240V212H238ZM246 211H245V212H246ZM86 212H85V213H86ZM146 212H147V211H146ZM155 212H156V210H155ZM186 212H187L188 216H182V213L186 214ZM241 212H242V216H243V218L241 217V215L238 216V213H241ZM109 213H110V215H109ZM140 213H142V212H140ZM158 213H159V215H158ZM16 214H17V213L14 214L15 217H16ZM41 214H39V216H40ZM87 214H89V213H87ZM146 214H147V213H146ZM6 215H7V213H6ZM42 215H43V214H42ZM51 215H52L53 218H55V219H56V217H58V221L60 222V223H59V222L57 221V219H56L55 224H56L57 222H58V224L55 225L57 228L54 229V230H55L54 235H53V234L50 235L51 230L54 231L53 229H51V227H52V225H53V222H54V221H53V222L51 223V221H52V219H53V218L51 217ZM83 215H84V214H83ZM150 215H152V214H150ZM236 215H237V216H236ZM14 216H12V220H13V218H15ZM18 216H20L19 213H18ZM65 216H66V218H67L68 220L65 219ZM134 216L136 217V219L134 218ZM0 217H1V216H0ZM36 217H37V219H36ZM70 217H71V218H70ZM109 217H110V218H109ZM158 217H159V218H158ZM18 218H19V217H18ZM47 218H48V219H47ZM82 218H81V219H82ZM5 219H7V218H5ZM9 219H10V217H9ZM49 219H51V221H48ZM35 220H36L37 222L33 225V223H34ZM53 220H54V219H53ZM64 220H65V221H64ZM72 220H73V221H72ZM83 220H84V219H83ZM143 220H144V219H143ZM0 221H1V218H0ZM7 221H8V223L10 222L9 225H11V226L14 224V223H11V219H10V221L7 219ZM7 221L5 222V225H4V226H6ZM67 221H68V223H67ZM31 222H32V223H31ZM64 222H66V223H64ZM149 222H150V220H149ZM1 223H2V221H1ZM1 223H0V226H1ZM20 223H21V222H20ZM20 223H19V224H20ZM39 223H41V224L43 223V224H44V219H43V222H39ZM48 224H49V226H48ZM50 224H51V225H50ZM14 225H15V224H14ZM92 225H93V226H92ZM151 225H152V227H151L152 229H150V226H151ZM33 226L35 227V229H34ZM50 226H51V227H50ZM88 226H87V227H88ZM153 226H154V227H153ZM7 227H8V226H7ZM7 227H6V228H7ZM9 227H10V226H9ZM9 227H8V231H9V229H10V231H11L12 227H10V228H9ZM13 227H14V226H13ZM29 227H30V228H29ZM49 227H50V229H49L50 232H49V230H48ZM99 227H100V229H99ZM115 227H116V228L118 227L117 230L114 229ZM17 228H19V227H17ZM17 228H16V230H17ZM31 228H32V229H31ZM53 228H54V225H53ZM14 229H15V228H14ZM36 229H37V230H36ZM95 229H96V228H95ZM20 230H21V234H22V229H20ZM27 230H29V231H31V232L29 233V231H28V234H27ZM33 230H34L35 232H34ZM38 230H39V232H38ZM83 230L85 231V233L83 232ZM89 230H90V229H89ZM12 231H13V230H12ZM17 231H18V230H17ZM41 231H42V233H41ZM81 231L84 233V234L81 233V235H82V234L85 235V236H86L85 238H82V237H84V236H82V237H81V235L79 236V233H80ZM1 232L3 233V231H1ZM1 232H0V233H1ZM48 232H49V235H46V234H48ZM90 232H91L90 234L94 233V232H92L91 230H90ZM7 233H8L9 236L11 235L10 232H7ZM7 233H6V234H7ZM13 233H14V231H13ZM18 233H19V231H18L16 234H18ZM40 233H41V235H44V234H45V236L41 237ZM96 233H94V234H96ZM19 234H20V233H19ZM26 234H27V235H26ZM29 234H30V236H29ZM31 234H32V235H31ZM36 234H37V236H40L39 239H38V237L36 236ZM14 235H15V234H14ZM0 236H2V235L0 234ZM5 236H6V235H5ZM9 236H8V238L12 237V236H10V237H9ZM23 236H24V235H23ZM25 236H24V237H25ZM27 236H29V237H27ZM97 236H98V237H97ZM19 237H20V236H19ZM80 237H81V241H80ZM6 238H7V237H6ZM6 238H5V239H6ZM5 239H4V236H3V240H5ZM14 239H15V238H14ZM20 239H21V238H20ZM20 239H19V240H20ZM32 239H33V240H32ZM1 240H2V239L0 238V241H1ZM6 240H7V239H6ZM17 240H18V239H17ZM19 240H18V242H19ZM21 240H23V239H21ZM38 240H39V242H38ZM14 241H16V239H15ZM27 241H28V240H27ZM72 241H75V242H73V243H75L76 246H77V243H79V245H80V247H82V249L80 250V247L78 246V247H79V250H78V248L76 249V246H75V248H74V250H73V249H72V248H73V247H72V245H73V244H72ZM78 241H79V242H78ZM29 242H30V241H29ZM37 242H38V243H37ZM69 242H70V243H69ZM8 243H9V245L11 244L10 241H9ZM8 243L6 244L7 246H8ZM16 243H17V241H16ZM24 243H25V241H24ZM48 244H49V245H48ZM70 244H71V249H70V250H71V255H72L73 253H74V255H75V256L73 255L74 258H73V257H70V258H72V259H68V258H67L68 253H69V255H70V251H68V253H67V250H68L67 247L70 248ZM86 244H87V245H86ZM19 245H20V242H19ZM19 245L17 244V247H18ZM25 245H27V243H26ZM35 245H36V246H35ZM68 245H69V246H68ZM84 245H86V247H87V246H88V247L86 248ZM0 246H1V247H0V252L4 251L5 248H4L3 244H0ZM48 246H51V249H50V248H47ZM17 247H16V249H17ZM3 248H4V249H3ZM11 248H13V247H11ZM29 248H30V247H29ZM16 249H15V253L19 254V253H18V249H19V248H18L17 250H16ZM20 249H21V251H22V247H20ZM48 249L50 250V252H49ZM84 249H85V250H84ZM6 250H7V248H6ZM12 250H13V249H12ZM72 250H73V252H72ZM7 251H9V253H12V252H13V251L11 252V249H10V250L8 249ZM16 251H17V252H16ZM21 251L19 250L20 254L22 255ZM74 251H75V252H74ZM25 252H26V253H25ZM105 252H106V254H105V257L103 258V257H102V254L105 253ZM111 252H112V250H111ZM2 253H3V255L5 256V254H6L7 252H6L5 254H4V252H2ZM2 253L0 254V256H2V258L0 257V260H2V259L4 258L3 255H2ZM15 253H14L13 255L16 256ZM32 253L34 254V256H32ZM109 254H110V252H109ZM109 254H108V255H109ZM21 255H20V256L18 255V258L21 257ZM23 255H22V257H23ZM30 255H31V256H30ZM71 255H70V256H71ZM114 255H115V254H114ZM10 256H11V255H10ZM121 256H122V255H120L119 257H121ZM101 257H102V258H101ZM27 258L30 259V260H27ZM10 259H11V258H10ZM19 259H20V258H19ZM22 259L25 260L26 263H25V262L23 263ZM102 259H104V262L102 261ZM116 259H118V257H117ZM122 259H123V258H122ZM14 260H15V259H14ZM14 260L11 261L12 264H13ZM5 261H7L6 264L8 263V261H10V260L8 259V256H7V259H6V257H5V259L2 261V263H4ZM45 261H46V262H45ZM124 261H125V260H124ZM124 261H123V264H124ZM0 263H1V262H0ZM16 263L18 264V259H17V262H16V260H15V264H16ZM21 263H20V264H21ZM125 263H126V261H125ZM114 264H115V263H114ZM118 264H121V263H118Z\"/></svg>","mask_w":264,"mask_h":264}]
</instances>
